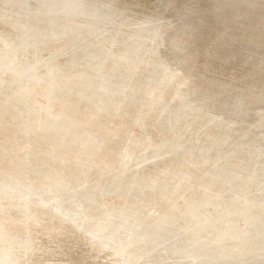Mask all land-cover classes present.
<instances>
[{"label": "rangeland", "instance_id": "1", "mask_svg": "<svg viewBox=\"0 0 264 264\" xmlns=\"http://www.w3.org/2000/svg\"><path fill=\"white\" fill-rule=\"evenodd\" d=\"M197 5V6H196ZM0 95L7 92L5 102H0V196L18 204L0 210L3 216L0 238L16 240L20 250L2 251L0 264H264V0H0ZM17 16H15V15ZM24 14V15H23ZM60 16H59V15ZM71 14V15H67ZM85 16H84V15ZM87 14V15H86ZM92 14V15H91ZM6 15V16H4ZM9 15V16H8ZM15 16V18L13 16ZM22 15V16H21ZM27 15V17L25 16ZM51 17H50V16ZM63 15V16H62ZM64 15L66 17H64ZM76 15V18H75ZM98 15V17L96 16ZM11 16V17H10ZM21 16V17H20ZM82 16V17H81ZM91 16V17H90ZM8 17V18H7ZM10 17V19H9ZM19 17V21H18ZM24 17V18H23ZM26 17V18H25ZM35 17V18H34ZM49 17V18H46ZM56 17V18H55ZM61 17V18H59ZM63 17V18H62ZM70 17V18H69ZM83 17L85 19H83ZM94 17V18H93ZM98 19H97V18ZM263 17V18H262ZM34 18V19H33ZM40 18V19H38ZM42 18V19H41ZM78 18V19H77ZM87 18L88 21H87ZM100 18V21H99ZM22 19V21L20 20ZM67 19L70 23H68ZM79 19H81L79 21ZM98 20V22L96 20ZM152 19V20H151ZM248 19V20H247ZM3 20V21H2ZM5 20V21H4ZM8 20V21H7ZM26 20V21H24ZM41 20V21H40ZM59 20V21H58ZM94 24H92L93 22ZM255 20V21H254ZM10 21V22H9ZM21 23L19 24L18 22ZM47 21V23H46ZM84 21L86 23H84ZM3 22V23H2ZM7 24H6V23ZM25 22V23H23ZM28 22V24H27ZM40 22V23H39ZM58 22V23H57ZM63 22V23H62ZM79 22V23H78ZM83 22V23H82ZM100 22V24H99ZM102 22V23H101ZM261 22V23H260ZM5 23V24H4ZM16 23V25H15ZM53 23V24H51ZM91 23V24H90ZM104 23V25H103ZM239 23V24H238ZM253 23V24H252ZM12 24V25H11ZM23 24V25H21ZM24 24H27L24 25ZM33 26H32V25ZM46 26H45V25ZM51 27H49L50 25ZM78 24V25H76ZM92 27L82 28L81 25ZM96 24V25H95ZM249 24V25H247ZM261 24V25H260ZM15 25V26H14ZM30 25V26H29ZM41 25V26H40ZM80 25V27H79ZM95 25V26H94ZM102 27H101V26ZM115 25V26H114ZM120 25V26H119ZM17 26V27H16ZM45 26V27H44ZM62 26V29H61ZM65 26V27H64ZM72 26V27H71ZM94 26V27H93ZM107 26L110 28H107ZM252 26V27H251ZM7 27V29L5 28ZM12 29H11V28ZM14 27V28H13ZM23 27V28H22ZM32 27V28H31ZM48 27V28H47ZM101 27V29H100ZM106 30H105V28ZM140 27V28H139ZM163 27V28H162ZM15 28L17 29L15 32ZM29 28L27 31L24 29ZM37 28V29H36ZM68 28V29H67ZM73 28V30L71 29ZM95 30H94V29ZM116 28V29H115ZM138 28V29H137ZM22 29V30H20ZM42 29V30H41ZM43 29H47L45 32ZM70 31H67V30ZM77 29V30H76ZM87 29V30H86ZM100 29V30H99ZM7 30V34L4 33ZM12 30V32H11ZM39 30V31H38ZM72 30V31H71ZM86 34L84 33L85 31ZM93 30V31H92ZM102 30V31H101ZM105 30V31H104ZM164 30V31H163ZM76 31V32H75ZM101 31V32H100ZM25 32V33H23ZM35 32V34H34ZM44 32V33H43ZM63 32V33H62ZM71 32V33H69ZM80 32V33H79ZM95 32V33H94ZM100 34H99V33ZM117 32V34H116ZM119 32V33H118ZM4 33V34H1ZM15 33V34H14ZM21 33V34H20ZM28 33V34H27ZM37 33V34H36ZM41 33V34H40ZM65 33V34H64ZM91 33V34H90ZM156 33V34H155ZM6 34V35H5ZM54 34V35H53ZM56 34V35H55ZM72 37H70V35ZM74 34V35H73ZM80 36H79V35ZM90 36H88V35ZM97 34V36H96ZM114 34V35H113ZM15 35V36H14ZM33 35V36H32ZM35 35V36H34ZM58 35V36H57ZM60 35V37H59ZM61 35H64L63 37ZM76 35V36H75ZM87 36L88 38L84 37ZM100 35V36H99ZM146 35V36H145ZM160 35V36H159ZM8 36V37H7ZM13 36L14 39H8ZM20 36V38H19ZM24 38H23V37ZM32 36V37H31ZM93 36L96 41L88 44ZM99 36V37H98ZM102 36V37H101ZM107 36V37H106ZM7 37V40H6ZM45 37V38H44ZM66 37V38H65ZM77 37V38H76ZM81 37V39H80ZM111 37V38H110ZM232 37V39H231ZM236 37V38H235ZM5 38V39H4ZM29 38V39H27ZM76 38V39H74ZM79 38V39H78ZM84 38H86L84 40ZM105 38V42L103 40ZM4 39V40H3ZM40 39V40H37ZM51 39V40H50ZM63 39V40H62ZM110 39V40H109ZM234 39V40H233ZM12 40V42H11ZM28 40V42L26 41ZM54 40V41H53ZM58 42H57V41ZM67 42H66V41ZM71 40V41H70ZM76 40V41H75ZM115 40V42H114ZM128 40V41H127ZM159 40V41H158ZM231 40V41H230ZM233 40V42H232ZM10 43L8 44L7 43ZM15 41V42H14ZM18 41V42H17ZM25 43H24V42ZM31 43H30V42ZM37 41V42H36ZM53 41V42H52ZM74 41L73 43H71ZM82 41H84L82 43ZM87 41V42H86ZM142 41V42H141ZM144 41V42H143ZM5 42V43H4ZM21 42V43H20ZM68 42H70L68 44ZM78 42V43H77ZM111 42L113 44H111ZM140 42V44L138 43ZM148 42V43H147ZM231 42V43H229ZM17 43V44H16ZM24 43V44H23ZM29 43V45H27ZM86 44L85 46L83 44ZM94 43V44H93ZM103 43H106L103 44ZM133 43V44H132ZM137 43V44H136ZM13 44V45H12ZM23 44V45H22ZM33 44V45H32ZM37 44V45H36ZM39 44V45H38ZM43 44V45H42ZM75 46H73V45ZM76 44H80L77 45ZM91 44V45H90ZM103 44V45H101ZM110 45L108 47V45ZM130 44V45H129ZM148 44V45H147ZM8 45V46H7ZM10 45V46H9ZM25 45V46H24ZM50 45V46H49ZM66 45V46H64ZM73 47H72V46ZM82 45V46H81ZM91 47H90V46ZM93 45V46H92ZM237 45V46H236ZM24 46V47H23ZM32 46V49H30ZM42 46L44 48H42ZM46 46V47H45ZM53 46V47H52ZM79 46V48H78ZM102 46V47H101ZM120 46V47H119ZM28 49H26V48ZM63 47V48H62ZM93 47V48H92ZM135 47V48H134ZM232 47V48H231ZM248 47V48H247ZM258 47V48H257ZM263 49H262V48ZM7 51H5L4 49ZM8 48V50H7ZM19 48V49H18ZM23 48L25 50H23ZM60 48V50H59ZM78 48V50H77ZM91 48V49H88ZM108 48V49H107ZM140 48V49H139ZM157 48V50H156ZM251 48L253 50H251ZM10 49V50H9ZM13 49V53L11 52ZM16 49V52L14 51ZM50 49V50H49ZM55 49V50H53ZM74 49V50H73ZM81 49V50H80ZM114 49V50H113ZM121 49V50H119ZM240 49V50H239ZM248 49V50H247ZM256 49V50H255ZM21 50V51H20ZM26 51L24 53L23 51ZM34 50V53L32 52ZM72 50V51H71ZM92 50V51H91ZM96 50V51H95ZM103 50V51H102ZM125 50V51H124ZM134 50V51H133ZM140 50V52H139ZM145 50V51H144ZM246 50V51H245ZM262 50V51H261ZM88 51V53H87ZM90 51V53H89ZM102 54H101V52ZM106 51V52H105ZM124 51V53H123ZM239 51V52H238ZM253 51V52H252ZM20 52V54H19ZM30 52V53H29ZM99 52V53H98ZM119 55H118V53ZM138 52V53H137ZM152 52V53H151ZM249 54H248V53ZM25 55H22V54ZM34 55H33V54ZM46 53V54H45ZM86 53V54H85ZM105 53V54H104ZM117 53V54H116ZM130 53V54H129ZM253 53V54H252ZM4 54V55H3ZM11 54V57H10ZM20 56H19V55ZM44 54V55H43ZM51 54V55H49ZM92 54V56L90 55ZM135 54V55H134ZM138 56H137V55ZM143 54V55H142ZM257 54V55H256ZM13 55L15 57H13ZM18 55V56H17ZM30 55V56H29ZM48 55V56H47ZM140 55V56H139ZM256 55V57L254 56ZM24 56L28 59L25 62ZM29 56V57H28ZM43 58H42V57ZM44 56L46 60L44 61ZM52 56V57H51ZM57 59H55L56 57ZM77 56V57H76ZM84 56V57H83ZM87 56V59H85ZM97 56V57H96ZM102 56V58H101ZM115 56V57H112ZM124 56V57H123ZM156 56V57H155ZM19 57V58H18ZM22 57V58H21ZM89 57V58H88ZM96 60H95V58ZM101 59H99V58ZM104 57V58H103ZM107 57V58H106ZM119 57V61H118ZM121 57V58H120ZM140 57V58H139ZM150 57V58H149ZM244 57V58H243ZM255 57V58H254ZM10 58V59H8ZM14 58V60L12 59ZM20 58L22 60H20ZM42 58V59H41ZM48 58H52L51 60ZM93 58L92 60H90ZM116 60H115V59ZM128 58V59H127ZM16 59V61H15ZM31 59V60H29ZM98 59V60H97ZM109 59H111L109 61ZM122 59V60H121ZM130 59V60H129ZM147 59V60H146ZM152 59V60H151ZM7 60V61H6ZM20 60V61H17ZM41 62H40V61ZM50 60V61H49ZM71 60V61H70ZM81 60V61H80ZM87 60V61H86ZM107 60V61H105ZM116 63H115V61ZM125 60V61H124ZM129 60V61H128ZM145 60V61H144ZM233 60V61H232ZM4 61V62H3ZM9 61V62H8ZM14 61V63H13ZM23 61V62H22ZM31 61V62H30ZM36 61V62H35ZM48 61V62H46ZM52 61V62H51ZM58 62L57 63H55ZM68 61V62H67ZM100 61V62H97ZM104 61V62H103ZM128 61V62H127ZM161 61V62H160ZM252 63H251V62ZM7 62V64L5 63ZM18 62V63H17ZM28 62V63H27ZM38 62V64H37ZM46 62L35 75L19 78L15 67L29 73ZM63 62V63H62ZM83 62V63H82ZM107 62V65H106ZM121 62V63H120ZM124 62V63H123ZM142 62V63H141ZM5 65H4V64ZM15 65L13 66L12 65ZM33 63V64H31ZM53 63V67L52 64ZM64 63L66 64L64 66ZM72 63V64H71ZM77 63L79 64L77 66ZM81 63V64H80ZM90 63V65H89ZM95 63V64H94ZM113 63V64H112ZM119 63V64H118ZM128 63V65H127ZM139 63V64H138ZM239 63V64H238ZM21 64V65H20ZM24 66H23V65ZM75 66H74V65ZM99 64V66L97 65ZM110 64V65H109ZM123 64V65H122ZM126 64V65H125ZM155 64V65H154ZM236 64V65H235ZM4 65V66H3ZM12 67H10V66ZM27 67H26V66ZM28 65H32L28 67ZM36 65V66H35ZM56 65V66H55ZM61 65V66H60ZM67 65H69L67 67ZM89 65V66H88ZM117 65V66H116ZM119 65V66H118ZM149 65V66H148ZM159 65V67H158ZM169 65V66H168ZM253 65V66H252ZM3 68H2V67ZM23 68H22V67ZM35 66V67H34ZM92 66V67H90ZM124 66V67H123ZM143 66V67H142ZM236 66V67H235ZM26 69H25V68ZM52 67V68H51ZM63 67V69H62ZM66 67V68H65ZM74 67V69H73ZM76 67V68H75ZM82 67V70L81 68ZM107 69H106V68ZM123 67V68H122ZM128 67V68H126ZM7 68V69H6ZM28 68V69H27ZM30 68V69H29ZM46 68V71H45ZM48 68V69H47ZM57 68V69H56ZM60 68V69H58ZM72 68V69H71ZM79 68V70H77ZM85 68V69H84ZM92 68V69H91ZM98 68V69H97ZM162 68V69H161ZM171 68V69H170ZM248 68V69H247ZM6 69V70H5ZM58 70V72L52 71ZM67 69V70H66ZM97 69V70H95ZM105 69V70H104ZM117 69V70H116ZM126 71H125V70ZM135 69V70H134ZM159 69V70H158ZM245 69V70H244ZM3 70V71H2ZM11 72H10V71ZM14 70V71H13ZM46 73H44V71ZM49 70L52 72L49 73ZM73 70V71H72ZM107 70V72H106ZM67 71V72H66ZM86 71V73H84ZM94 71V72H93ZM103 73H102V72ZM122 73H120V72ZM172 71V72H171ZM228 71V72H227ZM243 71V72H242ZM61 72V74H60ZM77 72V73H76ZM82 72V73H81ZM88 72V73H87ZM97 72V73H96ZM102 74H101V73ZM117 72V73H116ZM177 72V73H175ZM11 73V74H10ZM43 73V74H42ZM57 76H55V74ZM64 73V74H63ZM73 73V75H72ZM91 73V74H90ZM96 73V74H95ZM125 75H124V74ZM128 73V75H127ZM133 73V74H132ZM149 73V74H148ZM159 73V74H158ZM163 73V74H162ZM6 74V75H5ZM7 74L9 76H7ZM16 74V75H15ZM42 74V75H41ZM46 76H45V75ZM61 75L59 77V75ZM68 74V78H67ZM86 74V75H85ZM95 76H94V75ZM121 74V75H120ZM219 74V75H218ZM14 75L16 76L14 78ZM23 75V74H21ZM38 75V76H37ZM51 75V76H50ZM56 79L54 78V76ZM89 75V76H88ZM99 75V76H98ZM108 75V77H107ZM116 75V76H115ZM138 75V76H137ZM155 75V76H154ZM173 75V76H172ZM184 75V76H183ZM13 76L12 78H10ZM30 78L27 81V77ZM48 80H46L45 78ZM74 76V77H73ZM81 76V78H80ZM86 76V77H85ZM104 76V77H103ZM123 76V77H122ZM172 76V78H171ZM248 76V77H247ZM35 77V79L33 78ZM38 77V78H37ZM43 77V78H42ZM65 77V78H64ZM85 77V78H84ZM95 77V78H93ZM101 77V78H100ZM116 81H114V79ZM155 77V78H154ZM10 78V79H9ZM17 78V79H16ZM50 78V79H49ZM52 78V79H51ZM59 78V79H58ZM64 78V79H63ZM74 78V79H73ZM98 78V79H97ZM179 78V79H178ZM8 79V80H7ZM20 79V80H19ZM26 79V80H24ZM41 79V80H40ZM61 79L64 81H61ZM77 79V81H75ZM89 79V80H88ZM94 79V80H92ZM102 79V80H101ZM119 79V80H118ZM122 79V80H121ZM131 79V80H130ZM166 79L165 81H163ZM15 80V81H13ZM37 80V81H36ZM44 80V81H43ZM67 80V82H66ZM81 80V81H80ZM101 80V81H100ZM160 80V81H159ZM6 81L8 83L6 84ZM11 81V82H10ZM19 81V82H17ZM25 83H20V82ZM27 81V82H26ZM32 81V82H31ZM34 81V82H33ZM36 81V82H35ZM40 83H39V82ZM49 81H52L49 82ZM63 82V84L61 82ZM74 81V82H73ZM85 81V82H84ZM88 83H87V82ZM96 81V82H95ZM107 81V82H106ZM110 81V82H109ZM156 81V82H155ZM170 81V82H169ZM178 81V82H177ZM183 81V82H182ZM12 82L20 83L11 89ZM29 82V83H28ZM60 82V83H59ZM73 82V83H72ZM82 84H81V83ZM115 82L117 84H115ZM130 82V83H129ZM175 82V83H174ZM10 83V84H9ZM28 83L27 85H25ZM36 83V84H35ZM46 83V86H45ZM58 83V84H57ZM68 83V84H67ZM70 83V84H69ZM74 84V85H71ZM76 83V84H75ZM78 83V84H77ZM82 85H80V84ZM91 83V84H90ZM103 83V84H102ZM112 85H111V84ZM129 83V84H128ZM165 85H164V84ZM170 83V84H169ZM178 83V84H177ZM11 90H8L7 86ZM12 84V85H11ZM44 84V85H43ZM61 84V85H60ZM93 84V85H92ZM122 84V85H120ZM24 85V86H23ZM32 85V86H31ZM38 85L36 88L35 86ZM40 85V86H39ZM48 85V86H47ZM55 85V86H54ZM102 85V86H101ZM119 87H118V86ZM159 88H158V86ZM161 85V86H160ZM169 85V86H168ZM187 85V87H186ZM189 85V86H188ZM3 86V87H2ZM28 86V87H27ZM34 86V87H33ZM50 86V87H49ZM54 86V87H53ZM59 86V87H56ZM63 86V87H62ZM70 86V88H69ZM76 88H75V87ZM79 86V87H78ZM86 86L88 89H86ZM175 86V87H174ZM246 86V87H245ZM7 87V88H6ZM30 87V88H29ZM39 87V90H38ZM41 87V88H40ZM55 87L57 89H55ZM71 87H73L71 89ZM101 87V88H100ZM123 87V89H121ZM167 87V88H166ZM185 87V88H184ZM5 88V89H4ZM20 88V89H19ZM26 88V89H25ZM51 88V90H48ZM60 88V89H59ZM63 88V90H62ZM66 88V89H65ZM79 88V90H78ZM93 90H91V89ZM111 88V89H110ZM132 88V89H131ZM146 88V89H145ZM152 88V89H151ZM155 88V90H154ZM180 88V89H179ZM8 91H7V90ZM30 89V90H29ZM47 89V90H46ZM70 89V90H69ZM100 89V90H98ZM157 89V90H156ZM167 89V90H166ZM169 89V90H168ZM175 89V90H174ZM23 90V91H22ZM25 90V91H24ZM34 90L36 91L34 93ZM41 90V91H40ZM44 92H43V91ZM54 90V91H52ZM62 90V91H61ZM66 90V92H65ZM83 90V91H82ZM85 90V91H84ZM88 90V91H86ZM91 90V91H89ZM112 90V91H111ZM121 90V91H120ZM161 90V91H160ZM165 90V92H164ZM22 91V93H21ZM27 91V93H25ZM40 91V92H39ZM48 91V92H47ZM57 91V92H56ZM100 91V92H99ZM115 91V92H114ZM119 91V92H118ZM144 91V92H143ZM158 91V92H156ZM168 91V92H167ZM173 91V93H172ZM185 91V92H184ZM12 93L10 96L9 93ZM18 93V95L16 94ZM33 92V94H32ZM38 92V93H37ZM61 92V93H60ZM103 92V93H102ZM108 92V94L106 93ZM114 92V93H112ZM125 92V93H124ZM127 92V93H126ZM151 92V93H150ZM181 92V93H180ZM22 97L20 96V94ZM24 93V94H23ZM40 93V95H39ZM73 93H76L75 95ZM101 93V94H100ZM131 93V95H130ZM16 94V96L14 95ZM42 94V95H41ZM55 94V95H54ZM61 94V95H60ZM69 94V95H68ZM83 94V95H82ZM144 94V95H143ZM176 96H175V95ZM14 95V97H13ZM33 96V99L30 97ZM34 95H38L34 97ZM45 95V96H44ZM54 95V96H53ZM74 95V96H72ZM99 95V96H98ZM107 95V97H106ZM118 95V96H117ZM149 95V96H148ZM243 95V96H242ZM12 100H11V98ZM19 97L15 98V97ZM23 96L25 99H23ZM41 96V97H40ZM60 96V97H59ZM84 96V97H82ZM103 96V97H102ZM113 96V97H112ZM132 96V97H131ZM166 96V97H165ZM170 96V97H169ZM29 99H28V98ZM56 97V98H55ZM70 97V98H69ZM81 97V99L79 98ZM87 97V98H86ZM137 97V98H136ZM143 97V98H142ZM158 97V98H157ZM58 98V99H57ZM61 98V99H60ZM116 98V99H115ZM119 98V100H118ZM122 98V99H121ZM124 98V99H123ZM128 100H127V99ZM161 98V99H159ZM163 98V99H162ZM166 98V99H165ZM171 98V99H170ZM18 101H14V100ZM36 99V100H35ZM50 99H52L50 101ZM53 99H56L53 101ZM63 99V100H62ZM76 101H75V100ZM87 99V100H86ZM115 102H114V100ZM9 100V101H8ZM11 100V101H10ZM24 100V102L22 101ZM28 100V101H27ZM33 100V102L31 101ZM65 100V101H64ZM79 102H78V101ZM179 100V101H178ZM20 101V102H19ZM22 101V102H21ZM39 101V102H38ZM44 101V102H43ZM49 101V102H48ZM85 101V102H84ZM91 101V103H90ZM94 101V102H93ZM131 101V102H130ZM145 101V102H144ZM149 101V102H148ZM163 101V102H162ZM167 103H166V102ZM182 101V102H180ZM12 102V103H11ZM16 102V103H15ZM27 102V104H26ZM38 102V103H37ZM43 102V103H42ZM54 102V103H53ZM56 102V104H55ZM69 102V104H68ZM71 102V103H70ZM74 102V103H73ZM88 102V103H86ZM99 102V103H98ZM105 102V103H103ZM107 102V103H106ZM112 102V103H111ZM122 102V103H121ZM125 104H124V103ZM151 102V103H150ZM171 102V103H170ZM188 102V104H187ZM14 103V104H13ZM19 103V104H18ZM25 103V104H23ZM31 106H30V104ZM35 103L39 104L35 106ZM77 103V104H76ZM118 103V104H116ZM138 103V104H137ZM149 103V104H148ZM170 103V104H169ZM5 104H8L5 106ZM10 104V107H9ZM13 104V105H12ZM34 104V106L32 105ZM42 104V105H41ZM46 104V105H45ZM49 104V105H47ZM83 104V105H82ZM87 104V105H86ZM91 106H89V105ZM127 104V105H126ZM196 107H194V105ZM18 107H16V106ZM20 105H23V107ZM26 105V107H25ZM52 105V107H51ZM57 105V106H56ZM75 105V106H74ZM85 105V106H84ZM111 105V106H110ZM123 105V106H122ZM131 105V106H130ZM5 106V107H4ZM13 106V107H12ZM17 108H15V107ZM29 106V107H27ZM38 106V108H37ZM41 106V107H40ZM49 106V107H48ZM54 106V107H53ZM143 106V107H142ZM147 106V107H146ZM191 106V107H190ZM6 107H9L5 110ZM34 107V108H32ZM43 107V108H42ZM51 107V108H50ZM86 107V108H85ZM91 109H90V108ZM107 107V108H106ZM111 107V108H110ZM121 107V108H120ZM123 107V108H122ZM126 107V108H125ZM140 107V108H139ZM166 107V108H165ZM202 107V108H201ZM14 110H13V109ZM20 108V110H19ZM49 110H47V109ZM99 108V109H98ZM115 108V109H113ZM135 108V109H134ZM155 110H154V109ZM16 109V110H15ZM25 109V110H24ZM35 109V111H34ZM53 111H52V110ZM55 109V110H54ZM84 109V110H83ZM119 109L122 111H119ZM131 109V110H130ZM146 109V110H145ZM158 109V110H157ZM171 109L173 111H171ZM201 109V110H200ZM2 110V111H1ZM9 110V111H7ZM11 110V112H10ZM22 110V111H21ZM32 110V111H31ZM38 110V111H36ZM46 110L47 112H45ZM81 110V111H80ZM88 110V111H87ZM92 112H89L91 111ZM117 112H116V111ZM124 110V112H123ZM138 112H136V111ZM140 110V111H139ZM143 110V111H142ZM168 110V111H167ZM181 110V111H180ZM185 110L187 112H185ZM5 111V112H4ZM13 111H17L16 113ZM18 111H20L18 113ZM29 111V112H28ZM43 113H39V112ZM56 111V112H55ZM83 111V113H82ZM86 111V112H85ZM180 111V112H179ZM196 111V112H195ZM7 112V113H6ZM25 112V114L23 113ZM93 112H95L93 115ZM109 112V113H108ZM113 112V113H112ZM123 114H121V113ZM143 114H141V113ZM148 112V113H147ZM160 112V113H159ZM165 112V113H164ZM173 112V113H172ZM178 112V113H177ZM182 112H184L182 114ZM203 112V113H201ZM205 112V113H204ZM261 112V113H260ZM15 113V114H12ZM28 113V114H27ZM30 113V114H29ZM38 117L35 116L34 114ZM50 113V114H49ZM53 113V114H52ZM59 113V114H58ZM88 113V114H87ZM106 113H108L106 115ZM118 113V114H117ZM136 115H135V114ZM200 113V115L198 114ZM16 114L18 115L16 118ZM21 114L23 115L21 117ZM65 114V115H62ZM100 114V115H99ZM115 114V115H114ZM121 114V116H120ZM139 114V115H138ZM141 114V115H140ZM161 114V115H160ZM168 114V115H167ZM182 114V115H181ZM191 114V116H190ZM27 115V116H26ZM31 115L28 119V116ZM68 115V117H67ZM81 115V116H80ZM87 116V117H84ZM97 115V116H96ZM104 115V116H103ZM111 115V116H110ZM118 117H117V116ZM128 115V116H127ZM132 115V116H130ZM168 117H167V116ZM177 117H175V116ZM203 115V116H202ZM15 116V117H14ZM47 116V117H46ZM50 116V117H49ZM56 118H55V117ZM62 119H60V117ZM70 117V119H68ZM83 116V117H82ZM97 118H96V117ZM99 116V117H98ZM116 116V117H114ZM125 116V117H123ZM143 116V117H142ZM146 116V117H145ZM151 116V117H150ZM171 116V118L169 117ZM180 116V117H179ZM184 116V117H183ZM190 116V117H189ZM196 116V117H195ZM213 116V117H212ZM24 117V119H22ZM42 117V118H40ZM53 117V118H52ZM64 117V118H63ZM73 117V118H72ZM76 117V118H75ZM80 119H79V118ZM89 117V118H88ZM104 117V118H103ZM123 117V118H121ZM134 117V118H133ZM158 117V118H157ZM161 117V118H160ZM167 117V118H165ZM188 117L186 119H183ZM194 117V118H193ZM19 118V119H18ZM52 118V119H50ZM87 118V119H85ZM119 118V120H118ZM140 118V119H139ZM145 118V122L143 121ZM153 118V119H152ZM176 118V119H175ZM191 118V119H190ZM196 118V120H195ZM205 118V119H204ZM4 119V120H3ZM10 119V120H9ZM15 119V120H14ZM34 119V124L32 122ZM46 119V120H44ZM52 121H50V120ZM55 119V120H54ZM57 119V120H56ZM68 119V120H67ZM75 121H74V120ZM82 119V121H81ZM85 119V120H84ZM93 119V120H92ZM110 119V120H109ZM137 119V120H135ZM150 119V121H149ZM159 119V120H158ZM164 119V121H162ZM178 119V120H177ZM14 120V121H13ZM26 120V122H22ZM37 120V121H36ZM77 120V121H76ZM80 120V121H79ZM87 120V121H86ZM92 120V121H91ZM98 120V121H97ZM117 123V125L114 123ZM132 120V122H131ZM133 120H135L133 122ZM142 120V121H141ZM148 120V121H147ZM152 120V121H151ZM166 120V123H165ZM191 120V121H190ZM203 120V121H201ZM205 120V121H204ZM45 121V122H44ZM58 121V123H56ZM65 121V122H64ZM85 121V125L84 124ZM96 121V122H95ZM102 121L103 123L99 122ZM107 122V123H104ZM112 121V122H111ZM123 121V122H122ZM139 121V122H138ZM155 121V122H154ZM159 121V122H158ZM170 121V122H169ZM173 121V123H172ZM180 121V122H179ZM190 122L188 126L187 122ZM194 121L195 123H193ZM10 122V123H9ZM18 122V123H17ZM31 122V123H30ZM52 124H49V123ZM64 122V123H63ZM69 122V123H66ZM72 122V123H71ZM93 122V123H92ZM131 122V123H130ZM136 122V123H135ZM138 122V125H137ZM143 122V123H142ZM45 125H43V124ZM47 123V124H46ZM56 123V124H53ZM91 123V124H89ZM126 123V124H124ZM140 123V124H139ZM142 123V125H141ZM155 123L154 126H151ZM162 123V124H161ZM167 123H170V125ZM186 123V124H185ZM193 125H192V124ZM17 124V125H16ZM24 124V128L22 125ZM31 124V126H30ZM32 124L37 126L33 128ZM36 124V125H35ZM66 124V125H65ZM68 124V125H67ZM75 126H74V125ZM78 124V125H77ZM84 124V125H83ZM100 124V125H99ZM110 124V125H109ZM122 124V127L119 125ZM147 124V125H146ZM166 124V125H164ZM173 124V125H172ZM228 124V126L226 125ZM232 124V125H231ZM237 124V125H236ZM26 125V126H25ZM29 125V126H28ZM43 125V126H41ZM49 125V126H48ZM55 125V126H54ZM57 125V126H56ZM63 125L65 127H63ZM91 125V126H90ZM106 127H103V126ZM119 125V126H118ZM126 125V127H125ZM159 125V126H157ZM161 125V126H160ZM172 125V126H171ZM250 125V126H249ZM61 126V127H60ZM71 126V127H70ZM86 128H85V127ZM94 126V127H92ZM98 126V127H97ZM114 126V127H113ZM117 126V127H115ZM139 126V127H138ZM148 126V127H147ZM164 126L166 128H164ZM168 126V128H167ZM193 126V127H192ZM230 126V127H229ZM233 126V127H232ZM13 127V128H12ZM28 127V128H27ZM31 127V128H30ZM58 127V128H56ZM68 127V128H67ZM70 127V128H69ZM109 127V129L107 128ZM121 127V128H120ZM136 129H135V128ZM160 127V128H159ZM177 127V128H176ZM222 127V128H221ZM227 127V128H226ZM8 128V129H7ZM23 129V135L19 130ZM41 130H40V129ZM45 128V129H42ZM49 128V129H48ZM64 128V129H63ZM77 130H76V129ZM84 128V129H83ZM89 128V129H88ZM92 128V129H91ZM98 128V129H97ZM105 128V129H104ZM113 130H112V129ZM116 128V129H115ZM120 128V130H119ZM126 128H128L126 130ZM132 128V129H130ZM147 128V129H146ZM154 130H153V129ZM191 128V129H190ZM225 128V129H224ZM230 128V129H229ZM17 131L10 141L3 131ZM31 129V131L29 130ZM52 129V130H51ZM60 129V131H59ZM67 132H66V130ZM74 129V130H73ZM86 129V131H85ZM124 129V130H123ZM145 129V130H144ZM156 129V130H155ZM181 129V130H180ZM195 129V130H194ZM199 129V130H198ZM214 129V130H213ZM7 130V131H6ZM37 130V131H36ZM43 130V131H42ZM63 130V131H62ZM84 130V131H83ZM104 130V131H103ZM111 130V131H110ZM176 130V131H175ZM179 130V131H178ZM186 130V131H184ZM198 130V132H197ZM201 130V131H200ZM28 131V133H26ZM46 131V132H45ZM51 133H48V132ZM54 131V132H53ZM79 131V132H78ZM96 131V132H94ZM101 131V132H99ZM114 131V132H112ZM116 131V132H115ZM118 131V132H117ZM119 131H121L119 133ZM127 131V132H126ZM131 131H134L133 133ZM144 131V133H143ZM155 131V132H154ZM165 131V132H163ZM226 131L228 133H226ZM240 131V132H239ZM69 132V134H68ZM83 132V133H82ZM93 132V133H92ZM104 132V133H103ZM107 132V133H106ZM112 132V133H111ZM125 132L127 134H125ZM130 132V133H129ZM150 132V133H149ZM183 132V133H182ZM28 134V136L25 134ZM31 133V134H30ZM54 133H56L54 135ZM64 133V134H62ZM78 133V134H77ZM91 133V134H90ZM109 135L111 136H108ZM132 135H128L131 134ZM141 135H140V134ZM144 136H143V134ZM170 133V134H169ZM172 133V134H171ZM200 133V134H199ZM202 133V134H201ZM215 133V134H214ZM13 134V133H12ZM47 134V136H46ZM73 136H72V135ZM77 134V135H76ZM82 134V136H81ZM88 136H87V135ZM90 134V135H89ZM107 135V137L105 135ZM118 134V136L116 135ZM138 134V135H137ZM146 134V135H145ZM193 134V135H192ZM199 134V136H198ZM238 134V135H237ZM16 135V136H15ZM30 135V136H29ZM63 135V136H62ZM67 135V136H65ZM75 135V136H74ZM79 135V136H78ZM99 137H98V136ZM103 135L104 137H101ZM122 135V136H121ZM128 135V136H127ZM141 137H140V136ZM148 135V136H147ZM153 135V136H152ZM170 135V136H169ZM187 135V136H186ZM216 135V136H215ZM225 137H224V136ZM7 136V135H6ZM35 138H34V137ZM51 136V137H49ZM53 136V137H52ZM57 136V137H56ZM62 136V137H61ZM72 137L69 138V137ZM77 136V137H76ZM115 136V137H114ZM134 136V137H133ZM139 136V137H137ZM147 136L148 138L146 139ZM210 136V137H209ZM230 136V137H229ZM237 136V137H236ZM28 137V138H27ZM79 137V138H78ZM81 137V138H80ZM94 137V138H93ZM98 137V139H97ZM112 137V138H110ZM117 137V138H116ZM126 137V139H125ZM143 137V138H142ZM151 137V138H150ZM169 137V138H168ZM179 137V138H178ZM181 137V138H180ZM185 137V138H184ZM223 137V138H221ZM236 137V138H235ZM245 137V138H244ZM6 140H5V139ZM23 141H22V139ZM30 138V139H29ZM68 138V139H67ZM85 138V139H83ZM97 139V143L96 139ZM107 139V141L105 139ZM117 139V140H114ZM124 140H121L123 139ZM128 138V139H127ZM140 138V139H138ZM142 138V139H141ZM153 138V139H152ZM161 138V139H160ZM162 138L164 141H162ZM168 138V139H167ZM9 142V143H5ZM39 139V140H38ZM60 141H59V140ZM79 139V140H78ZM94 142H92V140ZM100 139V141H99ZM103 139L104 143L102 142ZM111 139V140H110ZM113 139V141H112ZM133 140V144L131 142ZM138 139V140H137ZM150 139V140H148ZM156 141H155V140ZM160 139V140H159ZM180 139V140H179ZM220 139H222L220 141ZM232 139V140H231ZM32 140V141H31ZM55 140V141H54ZM65 140V141H64ZM69 140V141H68ZM127 140V141H126ZM128 140L131 142H128ZM135 140V141H134ZM144 142H142V141ZM171 140V141H170ZM216 140V141H215ZM218 140V141H217ZM37 141V142H36ZM54 141V142H53ZM59 141V142H58ZM63 141V142H61ZM79 141V142H78ZM81 141V142H80ZM87 143L90 145H88ZM118 141L120 143H118ZM137 141V143H136ZM148 143H147V142ZM152 141V143H150ZM155 141V142H154ZM220 141V143H219ZM236 141V142H235ZM240 141V142H239ZM4 144H3V143ZM16 142V144H15ZM19 142V143H18ZM56 142V143H55ZM59 145H58V143ZM66 142V143H64ZM78 142V143H77ZM83 142V143H82ZM90 142V143H89ZM125 142H127L125 144ZM140 142V143H139ZM163 142V143H162ZM170 142V143H169ZM182 142V143H181ZM212 142V143H209ZM223 142V143H221ZM228 142V143H227ZM32 143V144H31ZM84 148H82L83 146ZM111 143V144H110ZM115 143V144H114ZM124 143V144H122ZM142 143V144H141ZM166 143V144H165ZM175 143V144H174ZM177 143V144H176ZM216 143V144H215ZM233 143V145H232ZM238 143V144H235ZM3 144V145H2ZM8 144V145H7ZM65 144V145H64ZM86 144V145H85ZM108 146L106 147V145ZM120 144V145H119ZM139 144V145H136ZM144 144V145H143ZM147 144V145H145ZM150 144V145H149ZM153 144V145H152ZM179 144V145H178ZM184 144V146H183ZM212 144V145H211ZM12 145V146H11ZM15 145V146H14ZM43 145V146H42ZM45 145V146H44ZM69 145V146H68ZM73 145V149H72ZM95 145V146H93ZM113 149H112V147ZM118 145V146H116ZM125 147H123V146ZM129 145V146H128ZM131 145V146H130ZM136 145V147H135ZM157 145V146H156ZM162 145V146H159ZM173 145V146H172ZM176 145V146H175ZM209 145V146H208ZM221 145V146H220ZM232 145V147H230ZM237 145V146H236ZM256 145V146H255ZM5 146V147H3ZM9 146V148H7ZM38 146V147H36ZM82 146V147H81ZM101 148L96 149L97 147ZM127 146V148H126ZM147 146V148H145ZM156 146V147H155ZM191 146V147H190ZM217 146V147H216ZM220 146V147H219ZM233 146H235L233 148ZM49 147V148H48ZM84 149V150H80ZM92 147V148H91ZM96 147V148H95ZM104 147V148H103ZM120 147H122L120 149ZM131 149H130V148ZM134 147V149H132ZM150 147V148H149ZM153 147V149H152ZM168 147V148H167ZM196 147V148H195ZM199 147V148H198ZM238 147V148H237ZM3 148V151H2ZM6 150H5V149ZM10 148L12 150H10ZM35 148V149H34ZM62 150H61V149ZM65 148V149H63ZM71 150H69V149ZM108 148L106 151L105 149ZM120 149V152L118 151ZM136 148V149H135ZM149 148V149H148ZM157 148V149H156ZM164 148V149H163ZM176 148V149H175ZM184 148V149H183ZM211 148V149H210ZM40 149V151H39ZM57 150L54 152V150ZM78 149V150H77ZM88 151H87V150ZM95 149V150H94ZM104 149V151H103ZM117 149V151H115ZM124 149V151H123ZM125 149H128L127 151ZM130 149V151H129ZM139 149V150H137ZM141 149V150H140ZM151 149V150H150ZM163 149V151H162ZM167 149V150H166ZM190 149V150H189ZM207 149V150H206ZM216 149V150H214ZM226 149V150H225ZM240 149V150H239ZM262 151H261V150ZM8 150V151H7ZM15 150V152L13 151ZM28 150V151H26ZM32 150V151H31ZM35 150V151H34ZM46 150V151H42ZM52 150V151H51ZM65 150V151H64ZM67 150V152H66ZM69 150V151H68ZM91 150V151H89ZM93 150V152H92ZM143 150V151H142ZM171 150V151H170ZM176 150V151H174ZM179 150V151H178ZM189 150V151H188ZM233 150V151H232ZM239 150V151H237ZM258 150V151H257ZM14 153H13V152ZM34 151V152H33ZM37 153L39 154H36ZM42 151V152H41ZM52 152L49 154V152ZM75 151V152H74ZM78 151V152H76ZM83 151V152H82ZM100 151V154L98 153ZM123 151V152H122ZM133 151V152H132ZM152 151V152H151ZM154 151V152H153ZM183 151V152H182ZM199 151V152H198ZM208 151V152H207ZM244 151V153H243ZM6 152V154H4ZM12 152V153H11ZM44 152V153H43ZM59 152V153H58ZM73 152V155L70 154ZM88 152V153H87ZM110 154H109V153ZM118 154H117V153ZM130 152V153H129ZM135 152V153H134ZM141 152V153H140ZM145 152V153H144ZM151 152V153H150ZM164 152V153H161ZM176 152V153H175ZM242 152V153H241ZM25 153V154H24ZM44 156H43V154ZM47 153V154H46ZM56 153V154H55ZM66 153V154H65ZM68 153V154H67ZM122 153V154H121ZM127 153V154H126ZM129 153V154H128ZM135 159L134 160L132 154ZM143 153V154H142ZM154 153H156L154 155ZM163 155H161V154ZM166 153V154H165ZM170 153V154H168ZM248 153V154H247ZM253 153V154H252ZM259 153V155H258ZM11 154V155H10ZM18 154V156H17ZM36 154V155H35ZM49 154V155H48ZM54 154V155H53ZM59 154V155H58ZM65 154V155H64ZM90 154V155H89ZM97 154V155H96ZM113 154V156L111 155ZM137 154V155H134ZM140 154H142L140 157ZM160 157H158V155ZM187 154V156H186ZM205 154V155H204ZM3 155V156H2ZM6 155H9L6 156ZM31 155L32 158L29 157ZM34 155V156H33ZM42 155V156H41ZM62 155V158L60 157ZM64 155V156H63ZM70 155V159H68ZM80 155V156H79ZM94 155L96 157H94ZM103 155V158L102 156ZM111 155V156H109ZM121 155V156H119ZM123 155V156H122ZM129 157L126 158V156ZM150 155V157H149ZM154 155V156H152ZM164 155L165 158H164ZM171 155V156H170ZM191 155V156H189ZM224 155V156H223ZM231 155V156H229ZM16 156V157H15ZM21 156V157H20ZM55 156V157H54ZM66 156V159H65ZM73 156V158L71 157ZM77 156V157H76ZM79 156V157H78ZM89 156V157H88ZM104 156L106 158H104ZM116 156V159H115ZM137 156V157H135ZM141 158H139V157ZM251 156V157H250ZM254 156V157H253ZM6 157V158H5ZM8 157V158H7ZM24 157V158H23ZM37 157V158H35ZM41 157V158H40ZM43 157V158H42ZM51 157V158H50ZM58 157V158H56ZM99 157V158H98ZM109 157V159H108ZM111 157V158H110ZM114 157V158H112ZM145 157L147 158L146 160ZM153 157V159L151 158ZM159 159H158V158ZM191 157V158H190ZM243 157V158H242ZM249 157L251 158L250 160ZM30 158V159H29ZM34 158V159H33ZM40 158V159H39ZM46 158V159H45ZM53 158V159H52ZM56 160H55V159ZM61 160H60V159ZM76 158V159H75ZM79 158V159H78ZM82 158V159H81ZM87 158V159H86ZM98 158V159H96ZM120 158V159H118ZM129 158V159H128ZM132 158V159H131ZM150 158V159H149ZM156 158V159H154ZM161 158V160H160ZM188 158V159H187ZM190 158V159H189ZM218 158V159H217ZM228 158V159H227ZM257 158V159H256ZM6 159V160H5ZM28 163H26L27 161ZM39 159V160H38ZM43 159V160H41ZM48 159V161H47ZM59 159V160H57ZM62 159H64L62 161ZM86 159V160H85ZM91 159V160H90ZM94 159V160H93ZM100 159V160H99ZM111 159V161H110ZM118 159V160H117ZM131 159V160H130ZM143 159V160H142ZM177 159V160H175ZM181 159V160H180ZM243 159V160H242ZM5 160V161H3ZM22 160V163L20 162ZM24 160V161H23ZM32 160V164L31 161ZM45 160V161H44ZM52 160V161H50ZM70 162H69V161ZM72 160V161H71ZM78 160V161H77ZM80 160V163H79ZM114 160V161H113ZM121 160V161H120ZM123 160V161H122ZM125 163L127 161V164ZM130 160V161H129ZM133 160V162H132ZM167 160V161H166ZM173 160V161H172ZM189 162V164L186 162ZM215 160V161H214ZM221 160V161H220ZM226 160V161H224ZM255 160V161H253ZM37 161V162H36ZM61 161V162H60ZM77 161V162H76ZM83 161V162H82ZM88 161V163H87ZM94 161V162H93ZM103 161V162H102ZM135 161V162H134ZM141 161V162H140ZM144 161V162H143ZM149 161V162H148ZM169 161V162H168ZM211 161V163H210ZM3 162V163H2ZM36 162V164H34ZM42 162V164H41ZM58 162V163H56ZM65 162V163H64ZM67 162V163H66ZM70 164H69V163ZM98 162L96 165L95 163ZM102 162V163H101ZM105 162V163H104ZM112 162V163H111ZM120 162V163H119ZM131 162V164H130ZM156 162V163H155ZM159 164H158V163ZM161 162V163H160ZM163 162V163H162ZM167 162V163H166ZM172 162V163H170ZM11 163V164H10ZM39 165H38V164ZM54 163V164H53ZM73 163V164H72ZM79 163L78 165H76ZM82 163V165H80ZM100 166L95 168V166ZM101 163V165H100ZM111 163V164H110ZM118 163L121 165H118ZM139 163V164H138ZM154 163V164H153ZM165 163V164H164ZM209 163V164H208ZM221 163V165H220ZM28 166H27V165ZM44 164V165H43ZM47 164V165H45ZM52 164V165H51ZM105 164V165H104ZM115 164V167L112 166ZM117 164V165H116ZM134 164V165H133ZM136 164V165H135ZM144 164V165H142ZM150 164V165H149ZM157 164V165H156ZM163 166H161V165ZM179 164V165H178ZM202 164V165H201ZM206 164V165H205ZM229 164V166H228ZM249 164V165H248ZM251 164V165H250ZM253 164V165H252ZM9 165V167H8ZM32 165V168L31 166ZM50 165V167H49ZM54 165L55 168H54ZM60 165V166H59ZM92 165V166H91ZM104 165V166H103ZM133 165V166H132ZM159 165L162 167H159ZM165 165V166H164ZM168 167H167V166ZM183 165V166H182ZM28 168L26 171L24 167ZM43 170H42V167ZM45 166V167H44ZM77 166V167H76ZM86 166V167H85ZM128 166V167H127ZM147 166V167H146ZM172 166V167H170ZM186 166V167H185ZM188 166V168H187ZM197 168H196V167ZM204 168H203V167ZM38 167V168H37ZM49 169H48V168ZM62 169H60V168ZM76 167V168H74ZM80 169L85 170H79ZM103 167V168H101ZM121 167V168H119ZM123 167V168H122ZM127 167V168H125ZM156 167V169H154ZM159 167V168H158ZM166 167V168H164ZM174 167V168H173ZM177 167V168H176ZM203 169H202V168ZM210 167V168H209ZM225 167V168H224ZM230 167V168H229ZM8 168V169H7ZM23 168V169H22ZM37 168V169H36ZM41 170H40V169ZM57 172L60 175L55 172ZM67 168V169H66ZM73 172L72 173V169ZM101 170L99 171V169ZM119 168V169H118ZM138 168V171L136 172ZM176 168V169H175ZM183 168V169H181ZM187 168V169H186ZM200 168V169H199ZM233 168V169H232ZM235 168V169H234ZM256 168V169H255ZM25 169V170H24ZM31 169V170H30ZM35 169V170H34ZM45 169L48 171L46 172ZM59 169V170H58ZM69 169V171H68ZM89 169V170H88ZM95 172H94V170ZM107 169V172L104 171ZM113 169V170H112ZM116 169V170H115ZM122 169V170H121ZM127 169V172H126ZM130 171H129V170ZM143 169V170H142ZM154 169V170H153ZM160 169V170H159ZM163 169V170H162ZM165 169V170H164ZM186 169V170H185ZM3 170V171H1ZM9 170V171H8ZM11 170V171H10ZM78 172L76 174V172ZM93 170V173H92ZM114 172H112V171ZM134 170V171H133ZM142 170V171H141ZM159 170V171H158ZM178 170V171H177ZM180 170V171H179ZM201 170V171H200ZM244 170V171H243ZM5 171V173H4ZM34 171V172H33ZM104 171V172H103ZM123 171V172H122ZM141 171V172H140ZM149 171V172H148ZM162 171H166V174ZM192 171V172H191ZM6 172L10 174L7 175ZM14 172V174H13ZM18 172V173H16ZM29 172V177H28ZM43 172V174L41 173ZM45 172V173H44ZM55 174H53V173ZM88 172V174H87ZM98 172V173H96ZM109 172V173H108ZM114 174H112V173ZM119 172V173H118ZM122 174L121 176V173ZM135 172V173H134ZM158 174H157V173ZM162 172V173H161ZM169 172V173H168ZM171 172V174H170ZM173 172V173H172ZM177 172V173H176ZM181 172V173H180ZM17 175H16V174ZM40 175H39V174ZM48 176H47V174ZM52 175H50V174ZM66 173V174H65ZM83 175H80V174ZM91 173V174H90ZM117 173V174H115ZM146 173V174H145ZM153 173V174H152ZM160 173V174H159ZM180 173V174H179ZM226 173V174H225ZM229 173V174H228ZM247 173V174H246ZM6 176H5V175ZM12 174V175H11ZM33 174V176H32ZM37 174V175H36ZM45 174V175H44ZM71 174V175H70ZM79 174V175H78ZM90 174V175H89ZM130 174V176H126ZM135 174L136 178H133ZM140 174V175H138ZM152 174V175H151ZM157 174V175H156ZM164 174V175H163ZM171 176H169V175ZM174 174H177L173 176ZM196 174V175H195ZM199 174V176H198ZM225 174V175H224ZM244 174V175H243ZM11 175L12 177H9ZM20 176V178H16ZM25 175V177H24ZM42 175V176H41ZM58 175V178L56 177ZM88 175V176H87ZM93 175V177H92ZM102 177H101V176ZM123 178V181H119ZM162 175V176H161ZM237 175V176H236ZM240 175V176H238ZM27 176V178H26ZM38 176V177H37ZM40 176V177H39ZM47 176V177H44ZM53 176L55 179H52ZM60 176V177H59ZM79 176V177H78ZM90 176V178H89ZM95 176V177H94ZM104 176V177H103ZM109 178H107V177ZM115 176V177H113ZM132 176V177H131ZM142 176V178H140ZM148 176L149 178L146 179ZM155 176V177H154ZM160 176V177H159ZM181 176V177H179ZM5 177V179L3 178ZM34 179H33V178ZM51 177V178H50ZM87 177V178H86ZM93 179H92V178ZM153 177V178H152ZM173 177V178H172ZM175 177V178H174ZM189 177V178H188ZM198 177V178H197ZM233 177V178H232ZM8 182H7V179ZM16 178V179H14ZM23 178V179H22ZM30 181L28 182L29 179ZM37 178V179H36ZM38 178L40 180H38ZM43 178H46L43 180ZM61 178V180H60ZM71 178V181H70ZM76 180H75V179ZM78 178V179H77ZM82 178V179H81ZM89 178V179H88ZM104 178V179H102ZM108 181H107V179ZM145 178L146 182L143 181ZM156 178V180H155ZM166 178V180H165ZM180 178V179H179ZM184 178V179H183ZM227 178V179H226ZM3 179V180H2ZM10 179V180H9ZM11 179L12 182L11 183ZM14 179V180H13ZM18 181L16 182V180ZM42 179V180H41ZM49 179V180H47ZM67 179V180H66ZM85 179V180H84ZM113 179V180H112ZM153 179V181H152ZM163 179V180H162ZM177 181L175 184L173 181ZM207 179V180H206ZM21 180V181H20ZM24 180V181H23ZM53 180L55 183H53ZM71 183H69V181ZM74 180V182H73ZM89 180V181H88ZM94 180V181H92ZM96 180V182H95ZM100 182H99V181ZM117 180V181H115ZM135 182V185L133 186ZM142 180V181H141ZM152 182H151V181ZM155 180V181H154ZM169 182L168 185L165 182ZM230 180V181H229ZM21 182V184L19 183ZM28 183H27V182ZM34 181V182H33ZM38 183H37V182ZM48 181V182H47ZM67 181V182H65ZM79 183H78V182ZM82 181V182H81ZM99 184H97L98 182ZM102 181V182H101ZM104 181V183H103ZM114 181V182H113ZM126 181V184H125ZM138 181V184H137ZM140 181V183H139ZM163 181V183H162ZM181 181V182H179ZM15 182V184H14ZM26 182V183H25ZM36 182V183H35ZM52 182V184H51ZM62 182V184L60 183ZM64 182V183H63ZM88 184H87V183ZM106 182V183H105ZM108 182V183H107ZM116 182V184H115ZM122 182V184L120 183ZM144 182L146 184H144ZM231 182V183H230ZM19 186H17L16 185ZM34 183V184H33ZM41 183V184H40ZM45 183L46 186H45ZM75 183V185H74ZM78 183V184H77ZM83 183V184H82ZM96 183V184H95ZM103 183V184H101ZM116 185L115 186L113 185ZM118 183V184H117ZM143 183V184H142ZM159 183V185L157 184ZM166 183V184H165ZM172 183V184H171ZM179 183V184H178ZM249 183V184H248ZM16 186H14V185ZM22 186H20V185ZM26 186H25V185ZM30 184V185H28ZM33 184V185H31ZM44 184V185H43ZM64 184V185H63ZM70 184V185H69ZM86 186H85V185ZM94 184V185H93ZM109 184V186L105 185ZM131 184V185H129ZM151 186H149V185ZM163 184V185H160ZM165 184V186H164ZM174 184V185H173ZM187 184V185H186ZM218 184V185H217ZM231 184V186H230ZM8 185L12 186L9 187ZM25 186V188L23 187ZM41 188L39 189V187ZM43 185V186H42ZM52 185V186H51ZM68 185V186H67ZM78 185V186H77ZM83 185V186H82ZM113 185V186H112ZM118 185H120L118 187ZM129 185V186H128ZM137 185V186H136ZM140 185V188H136ZM141 185L142 188H141ZM146 185V187H145ZM176 185V186H175ZM180 185V187H179ZM197 185V186H196ZM262 185V186H261ZM7 186V187H6ZM27 186H30L29 188ZM33 186V189H32ZM56 186V187H55ZM66 186V187H65ZM70 186V187H69ZM77 186V187H76ZM80 186V187H79ZM95 186V187H94ZM99 186V187H98ZM105 186V187H103ZM107 186V187H106ZM125 186V187H124ZM149 186V188H148ZM157 186L159 191H157ZM178 189H176L175 187ZM230 188H228V187ZM233 186V187H232ZM256 186V187H254ZM6 187V188H5ZM23 187V188H22ZM35 187V188H34ZM45 187V188H44ZM52 189H51V188ZM61 187V188H60ZM76 187V188H74ZM79 187V188H78ZM91 187V188H90ZM109 187V188H108ZM122 187V189L120 188ZM131 188L127 190V188ZM133 187V188H132ZM144 187V188H143ZM154 187V188H152ZM171 187V188H170ZM223 187V188H222ZM2 188V189H1ZM8 188V189H7ZM12 188V189H11ZM15 188V189H14ZM51 190H50V189ZM56 188V189H55ZM67 188V189H66ZM70 188V189H69ZM90 190H89V189ZM96 188V190H95ZM99 188V190H97ZM104 190H102V189ZM107 188V189H106ZM126 188V189H125ZM136 188V189H135ZM170 188V190H169ZM183 188V189H182ZM194 188V189H193ZM221 188V189H220ZM228 188V189H227ZM240 188V189H239ZM248 188V189H247ZM255 188V189H254ZM5 189V191H4ZM19 189V190H18ZM29 189V190H27ZM31 189V190H30ZM39 189V190H38ZM54 189V190H53ZM79 191L77 193V191ZM81 189V190H80ZM88 189V190H87ZM92 189V192H91ZM101 189V190H100ZM109 189V190H108ZM133 192L130 193V191ZM140 192H139V190ZM143 189V191L141 190ZM147 189V190H146ZM152 191H151V190ZM155 189V191H154ZM168 189V190H166ZM225 191H223V190ZM227 189V190H226ZM235 189V191H234ZM2 190V191H1ZM23 193L20 194L21 191ZM38 190V191H37ZM63 190V192H62ZM65 190V191H64ZM83 190V192H82ZM95 190V191H94ZM118 190V192H116ZM122 190V191H120ZM125 192H124V191ZM138 190V191H137ZM151 192H150V191ZM164 190V191H163ZM172 190V191H171ZM174 190V192H173ZM182 190V192H181ZM198 190V191H197ZM221 190V191H219ZM230 190V191H229ZM237 190V191H236ZM9 191V192H8ZM26 191V192H25ZM40 191V192H39ZM59 191V192H58ZM72 191V192H71ZM89 191V193H88ZM97 191V193H96ZM100 191V192H98ZM107 191V192H106ZM111 193H110V192ZM116 193H115V192ZM119 191L121 193H119ZM148 191V193H147ZM154 191V192H153ZM157 191V192H156ZM163 191V193H161ZM177 191V192H176ZM179 191V192H178ZM215 191V192H214ZM252 191V192H251ZM261 191V192H260ZM4 192V193H2ZM38 194H37V193ZM70 192V193H69ZM76 192V193H75ZM91 192V193H90ZM128 192V193H127ZM136 192V193H134ZM146 192V193H145ZM160 194H159V193ZM168 192V193H167ZM176 192V193H175ZM193 192V193H192ZM229 195H227V193ZM11 193V194H10ZM14 193V194H13ZM34 193V194H33ZM65 197H63L64 195ZM69 193V194H68ZM80 193L81 196L78 194ZM82 193H84L82 195ZM101 193H105L102 195ZM123 193V194H122ZM127 193V194H126ZM151 193V194H150ZM154 193V194H153ZM158 193V194H157ZM172 195H171V194ZM220 193V194H219ZM262 193V194H260ZM2 194L4 196H2ZM11 196H9V195ZM19 196H17V195ZM28 194V195H27ZM32 194V195H31ZM40 194V195H39ZM56 196H55V195ZM67 194V195H66ZM87 194H89L87 196ZM96 194H100L99 196ZM117 194V195H116ZM130 194V195H129ZM135 194V195H134ZM141 194V195H140ZM144 196L141 199L142 195ZM149 194V195H148ZM157 194V195H156ZM162 194V195H161ZM207 194L208 197H207ZM213 194V195H212ZM216 194V195H215ZM222 194V197H221ZM226 194V195H225ZM249 194V195H248ZM253 194V195H251ZM256 194V196H255ZM260 194V195H259ZM8 195V196H7ZM15 195V196H14ZM25 195V196H24ZM62 197H60V196ZM69 195V196H68ZM74 195V196H73ZM90 195H94L91 197ZM119 195H122L119 196ZM124 195V196H123ZM129 195V196H127ZM140 195V196H139ZM152 195V196H151ZM159 195L161 197H159ZM170 195V197L168 196ZM231 195V196H230ZM235 195V196H234ZM242 195V196H241ZM14 196V198H13ZM48 196V197H45ZM68 196V197H66ZM83 196V197H82ZM85 196V198H84ZM119 196V197H118ZM133 196V197H132ZM138 196L140 198H135ZM150 196V197H149ZM164 196V198H163ZM197 196V197H196ZM213 196V197H212ZM228 196V197H227ZM230 196V197H229ZM237 196V197H236ZM249 196V197H248ZM5 197V198H4ZM10 197V198H8ZM21 197V199H20ZM26 198L25 200L23 198ZM32 199L30 200V198ZM36 197V198H35ZM80 197V198H79ZM82 197V198H81ZM91 197V198H90ZM95 197V198H94ZM97 197V199H96ZM126 197V198H125ZM155 197V198H154ZM159 197V198H158ZM176 197V198H175ZM220 197V198H219ZM241 199H239V198ZM259 197V198H258ZM261 197V198H260ZM4 198V199H3ZM42 198V200H40ZM61 200H59V199ZM65 198V199H64ZM70 198V200H68ZM89 198V199H88ZM93 198V199H92ZM99 198V199H98ZM121 198V199H120ZM125 198V199H123ZM129 198V202H128ZM132 200H131V199ZM135 198V199H134ZM149 198V199H147ZM157 198V199H156ZM206 198L207 201H206ZM215 198V200L213 199ZM224 198V199H223ZM234 198V200L232 199ZM248 198V199H246ZM253 198V199H252ZM15 201H13V200ZM18 199V201H16ZM23 199V200H22ZM44 199V200H43ZM56 199L48 204L46 200ZM68 201H67V200ZM72 199V200H71ZM81 199V200H79ZM85 199V200H84ZM94 199L96 200L94 202ZM151 199V200H150ZM171 199V200H170ZM178 199V200H177ZM184 199V200H183ZM211 199V200H210ZM220 199V200H218ZM238 199V200H237ZM251 199V200H250ZM20 200V201H19ZM29 200V201H28ZM75 200V201H74ZM77 200V201H76ZM79 200V201H78ZM89 203H86L88 202ZM145 202H144V201ZM160 200V202L158 201ZM163 200V201H162ZM169 200V201H166ZM197 200V201H196ZM224 200V201H222ZM227 200V202H226ZM235 202H233V201ZM237 200V201H236ZM34 201V202H33ZM58 203H57V202ZM92 201V203H90ZM104 201V202H103ZM131 201V202H130ZM134 201V202H133ZM137 201H140L137 202ZM142 201V202H141ZM148 201L150 203H148ZM152 201V202H151ZM174 201V203H173ZM177 201V202H175ZM210 201V202H208ZM240 201V202H238ZM242 201V202H241ZM41 202V203H39ZM45 202V203H44ZM47 202V203H46ZM67 202V203H65ZM70 202V203H69ZM72 202H75L74 204ZM77 202V203H76ZM80 202V203H79ZM105 202L107 204H105ZM121 202V204H120ZM154 202V204H153ZM159 202V204H158ZM163 202V203H162ZM169 202V203H168ZM179 202V203H178ZM207 202V203H206ZM230 202V203H229ZM245 202V204H244ZM250 202V203H249ZM262 202V203H261ZM45 205H43V204ZM58 205H56V204ZM64 203V204H63ZM73 204V206L71 205ZM84 203L86 205H84ZM127 205L125 208V204ZM131 203V204H130ZM144 203V204H143ZM171 203V205H170ZM212 203V204H211ZM220 203V204H217ZM223 203V204H222ZM248 203V204H247ZM20 204V205H19ZM33 204V205H32ZM69 204V205H68ZM81 204V205H80ZM83 204V205H82ZM119 204V205H118ZM133 204V206H132ZM137 204V205H136ZM141 204V207H140ZM147 204V205H146ZM153 206H151V205ZM156 204V205H155ZM168 204V205H167ZM177 204V205H176ZM182 206H180V205ZM208 204V205H203ZM228 206H226V205ZM260 204V205H259ZM15 205V206H14ZM17 205V206H16ZM42 207L41 211L38 209ZM47 205V206H46ZM51 205V207H50ZM56 205V206H55ZM61 205V207H60ZM65 205V206H63ZM90 205V206H89ZM100 205V207H99ZM102 205L105 208L102 210ZM108 207H107V206ZM110 205V206H109ZM123 205V206H122ZM159 205V206H158ZM167 205V206H166ZM175 207H174V206ZM215 205V206H214ZM225 205V206H224ZM236 205H238L236 207ZM240 205V206H239ZM244 205V206H243ZM246 205V206H245ZM256 205V206H255ZM13 206V207H12ZM51 209H49V207ZM83 206H85L83 208ZM99 208H98V207ZM113 206V207H112ZM119 206L118 208H116ZM130 206L132 208H130ZM144 206V207H143ZM150 208H149V207ZM165 206V208H164ZM172 206V208H171ZM177 206V207H176ZM205 206V207H204ZM211 208L209 210L207 208ZM233 206V207H232ZM248 206V207H247ZM253 206V207H252ZM263 206V207H262ZM10 207H12L10 209ZM61 209H59V208ZM65 207V209H63ZM71 210H70V208ZM75 207V208H73ZM107 207V208H106ZM143 207V209H142ZM156 210L155 212L152 211ZM160 207V208H159ZM164 209H163V208ZM167 207V208H166ZM170 207V208H169ZM221 207V208H220ZM223 207V209H222ZM226 207V208H224ZM231 207V208H229ZM30 208V209H29ZM38 209V212L36 211ZM48 208V210H47ZM54 208H57L54 210ZM79 208V209H78ZM89 208H91L89 210ZM109 208V209H108ZM111 208V209H110ZM114 208V209H113ZM141 208V209H140ZM145 208V210H144ZM200 208V209H199ZM203 208V209H202ZM240 211L238 212V210ZM243 208V209H241ZM248 208V209H247ZM250 208V210H249ZM21 209V210H20ZM75 211H74V210ZM77 209V210H76ZM98 209V210H97ZM130 209V210H129ZM132 209V210H131ZM134 209V210H133ZM151 209V210H150ZM158 209V210H157ZM159 209H161L159 211ZM169 209V210H168ZM175 212H172L174 211ZM191 209V210H190ZM196 209V210H195ZM247 211H246V210ZM252 209H255L254 211ZM20 210V211H19ZM27 210V211H26ZM31 210V211H30ZM35 212H34V211ZM45 213H44V211ZM54 210V212L50 211ZM82 210H85V212ZM89 210V211H88ZM97 210V211H96ZM113 210V211H111ZM115 210V211H114ZM125 210L124 212H122ZM128 211V213L126 212ZM136 210H139L138 212ZM172 210V211H171ZM190 210V212H188ZM223 210L225 215L223 214ZM245 210V211H244ZM30 211V212H29ZM66 211V214L63 212ZM68 211V213H67ZM73 211V212H72ZM92 211V213H90ZM95 213H94V212ZM104 211V212H101ZM105 211L107 213H105ZM109 211V216H108ZM120 211V212H118ZM131 212V215L129 213ZM141 211H144L145 214ZM168 211V212H166ZM171 211V212H170ZM187 211V213H186ZM237 211V212H236ZM23 212V213H21ZM27 212V213H26ZM43 212V215L42 213ZM51 212V213H48ZM72 212V213H71ZM81 212V213H79ZM89 212V213H88ZM114 214H113V213ZM147 212V213H146ZM165 212V214L163 213ZM182 212V213H181ZM202 212V213H201ZM203 212H205L203 214ZM209 212V213H207ZM235 213L233 214L231 213ZM253 212V213H252ZM260 212V213H259ZM5 216H4V214ZM8 213V214H7ZM11 213V214H10ZM19 213V214H16ZM30 213V215H29ZM41 213V214H40ZM47 213V215H46ZM56 215H54V214ZM61 213V214H60ZM80 215H79V214ZM83 213H87L86 215ZM97 213V214H96ZM102 213V214H101ZM113 216H111L112 214ZM116 213V214H115ZM134 213V214H133ZM155 213V215H153ZM159 213V214H156ZM170 213V214H169ZM172 213V215H171ZM175 213V214H174ZM194 213V214H193ZM255 213V214H254ZM16 215V219L14 218ZM25 214V215H24ZM39 214V215H38ZM52 214L54 215L52 217ZM63 214L65 216H63ZM72 214L73 216H71ZM122 214V215H120ZM126 214V215H123ZM136 214V215H135ZM141 214V215H140ZM162 216H161V215ZM168 214V215H167ZM187 214V215H186ZM220 217H218V215ZM222 214V216H221ZM229 214V215H228ZM239 214V216H238ZM259 214V215H258ZM12 215V216H11ZM18 215V216H17ZM24 215V218H22ZM37 215V216H36ZM68 215V216H67ZM84 218H83V216ZM88 215V216H87ZM91 215V216H90ZM98 215V216H96ZM102 215V216H101ZM105 215V216H104ZM117 217H116V216ZM133 215V216H132ZM145 215V218L143 217ZM148 215V216H147ZM149 215H151L149 217ZM158 215L157 218H155ZM176 215V216H175ZM192 215V216H191ZM196 216V218L194 217ZM246 217H245V216ZM252 215V216H251ZM258 215V216H257ZM8 216V217H7ZM21 216V217H20ZM30 216V219H29ZM48 216V217H47ZM78 216V218H76ZM94 216V217H93ZM107 216V217H106ZM122 216V217H121ZM127 216V217H126ZM165 216V217H164ZM170 216V217H169ZM183 216V217H182ZM188 216V217H187ZM191 216V218H190ZM216 216V217H215ZM256 216V217H255ZM6 217V218H5ZM33 217L34 219H32ZM38 217V220H37ZM40 217V218H39ZM45 217V220H44ZM47 217V218H46ZM54 217H57L56 219ZM62 217V218H61ZM65 217H67L65 219ZM69 217V218H68ZM88 217L89 220H88ZM92 217V218H91ZM96 217V219H94ZM100 219H99V218ZM112 217V218H110ZM115 217V218H114ZM124 217V219H122ZM126 217V218H125ZM129 217V218H128ZM137 217V218H135ZM142 217V218H141ZM147 217V218H146ZM153 217V218H152ZM161 217V218H160ZM173 217V218H172ZM180 217V218H179ZM194 217V218H193ZM197 217H199L197 219ZM201 217V218H200ZM215 217V218H214ZM224 219L222 221V218ZM229 223H228V219ZM231 217V218H230ZM240 217V219H239ZM253 217V218H251ZM255 217V219H254ZM13 218V219H12ZM28 218V220H27ZM54 218V219H53ZM64 218V219H63ZM107 218V219H106ZM110 218V219H109ZM119 218V219H118ZM144 218V219H143ZM159 218V219H158ZM166 218L168 220H164ZM179 218V219H178ZM183 218V219H182ZM188 218V219H187ZM210 218V219H209ZM212 218V220H211ZM218 218V219H217ZM250 218V219H249ZM260 219V221L258 219ZM6 219V221H5ZM8 219V220H7ZM12 219V220H11ZM23 219V220H21ZM70 219V220H68ZM78 219V220H77ZM92 219V220H90ZM106 219V220H104ZM116 219V220H115ZM133 219V220H131ZM145 221H143V220ZM150 219V221H149ZM156 219V220H155ZM158 219V220H157ZM184 223H182L183 221ZM187 219V220H186ZM191 219V220H190ZM204 219V220H202ZM206 219V220H205ZM217 220L215 222V220ZM37 220V221H34ZM43 220L44 223L41 221ZM63 222H62V221ZM72 220V221H71ZM102 220V221H101ZM109 220V222H108ZM127 220V221H126ZM129 220V221H128ZM166 222H164V221ZM178 222H176V221ZM186 220V221H185ZM193 220V221H192ZM200 222H199V221ZM202 220V221H201ZM211 220V221H210ZM222 221V223L220 222ZM234 220V221H232ZM242 220V221H241ZM257 220V222H256ZM10 221L14 222L13 224ZM41 221V222H40ZM47 221V222H46ZM99 221V222H98ZM104 221V222H103ZM114 221V222H113ZM116 221V222H115ZM120 221V222H119ZM122 222V224H120ZM125 221L127 222L125 224ZM142 221V222H141ZM156 221V222H155ZM159 221V222H158ZM180 221V222H179ZM207 221V222H206ZM236 221V222H235ZM250 221V222H249ZM19 222V223H18ZM25 222V223H24ZM29 222V223H28ZM35 222V224H34ZM54 222V223H53ZM61 222V223H60ZM95 222V223H94ZM106 224V225H103ZM130 222V223H128ZM155 222V223H154ZM174 222L176 223L174 225ZM187 222V223H186ZM188 222H190L188 224ZM194 222V223H193ZM206 223V225L204 223ZM215 222V224H213ZM220 222V223H219ZM254 222V224H252ZM20 223L22 225H20ZM24 223V225H23ZM37 223V224H36ZM48 223V224H47ZM98 223V225H97ZM101 223V224H100ZM115 224V225H112ZM118 225H117V224ZM123 223L125 225H123ZM134 223V224H133ZM148 223V224H147ZM159 223V224H156ZM171 223V224H170ZM198 223V225H196ZM212 223L210 228L209 225ZM217 223V224H216ZM228 223V224H227ZM1 224V223H0ZM8 224V225H7ZM11 224V225H10ZM17 224L19 227H17ZM27 224V225H26ZM29 224V225H28ZM31 224H33L31 226ZM52 224V225H51ZM56 224V225H55ZM60 224V225H59ZM64 224V225H63ZM71 224V226H69ZM76 224V225H75ZM100 224V225H99ZM109 224V225H108ZM140 228L139 229V225ZM146 224V225H145ZM155 224V225H154ZM164 224V225H163ZM170 226H169V225ZM173 224V225H172ZM180 224V225H179ZM185 226H184V225ZM188 224V225H187ZM197 226H195V225ZM241 224V226L239 225ZM263 224V225H262ZM40 225V226H39ZM45 225H48L45 226ZM56 228H55V226ZM59 225V226H58ZM63 225V226H62ZM75 225V226H74ZM89 225V228H87ZM97 225V226H96ZM136 225V228L134 227ZM148 225V226H147ZM154 225V226H153ZM159 225V226H158ZM163 225V226H162ZM167 225V226H166ZM193 225V226H191ZM215 225V227H214ZM245 225V226H242ZM250 225V226H249ZM11 226V227H10ZM15 226V227H12ZM23 226V228H22ZM33 231H30L29 228ZM36 230H35V227ZM62 226V228H61ZM67 228H66V227ZM86 226V227H85ZM102 226V227H100ZM108 226V227H107ZM131 226V227H130ZM143 226L146 227L143 229ZM162 226V227H161ZM165 226V227H164ZM173 226V227H172ZM176 226H178L176 228ZM182 226V227H181ZM199 226V228H198ZM203 226V228H202ZM247 226V227H246ZM262 226V227H261ZM93 227V228H92ZM111 229H110V228ZM133 227V228H132ZM151 227V228H150ZM152 227H156L152 229ZM164 227V229H163ZM169 227V229L167 228ZM172 227V229H171ZM181 227V229L179 228ZM187 227L189 228L187 230ZM208 227L210 229H208ZM221 227V228H219ZM235 227V228H233ZM250 227V228H249ZM254 227V228H253ZM261 227V228H260ZM9 228V229H8ZM14 228V229H13ZM18 228V229H17ZM40 228V229H39ZM44 228V229H43ZM55 228V229H54ZM73 228V229H72ZM87 228V229H86ZM104 230H103V229ZM114 228V230H112ZM137 231H135L134 230ZM149 228V229H148ZM162 230H161V229ZM175 228V229H174ZM185 230V232L182 230ZM193 228V230L191 229ZM198 230H197V229ZM201 228L203 231H201ZM216 228V229H215ZM230 228V229H229ZM246 228V229H245ZM1 229H3L1 231ZM7 229V231H6ZM12 231H11V230ZM16 229V230H15ZM29 229V230H28ZM39 229V230H38ZM60 229V230H59ZM71 229V230H70ZM85 231H84V230ZM90 229V230H89ZM92 229V230H91ZM120 229V230H118ZM126 229V230H125ZM133 229V230H132ZM152 229V230H151ZM166 229V230H165ZM178 231H175V230ZM200 229V231H199ZM206 229V230H205ZM221 229V232H220ZM228 229V230H227ZM245 229V230H243ZM38 230V231H37ZM59 230V232L57 231ZM68 230V231H67ZM75 230V231H74ZM83 230V231H81ZM101 230V231H100ZM103 230V231H102ZM131 232H130V231ZM147 230V232H146ZM156 230V231H155ZM161 230V232H159ZM165 230V231H164ZM173 230V231H172ZM205 230V231H204ZM219 232H218V231ZM236 230V231H235ZM258 230V231H257ZM11 231V232H8ZM16 231V232H15ZM19 235H18V233ZM21 233H20V232ZM30 231V232H29ZM54 231V232H53ZM57 231V233H56ZM64 231V232H63ZM70 231V232H69ZM80 231V232H79ZM89 233H87V232ZM96 231V232H95ZM104 231H106L104 233ZM127 231L129 234H127ZM133 231V232H132ZM154 231V232H153ZM164 231V232H163ZM192 231L193 233H191ZM197 231V232H196ZM198 231L200 233H198ZM207 231V232H206ZM214 231V233H213ZM233 231V233H232ZM6 232V233H5ZM29 236H26V233ZM32 232V233H31ZM47 232V233H46ZM82 232V233H81ZM102 232V233H101ZM108 232V233H107ZM115 234H113V233ZM172 232V233H171ZM180 232V233H179ZM210 232V233H209ZM216 232V233H215ZM260 232V233H259ZM24 233V234H23ZM29 233V234H28ZM38 233V234H37ZM53 233V234H52ZM91 233V234H90ZM100 235H98V234ZM137 233V234H136ZM140 233V234H138ZM147 233V234H146ZM152 233V235H151ZM155 233V234H153ZM158 235H157V234ZM162 233V234H161ZM183 236H182V234ZM187 233H189L187 236ZM195 233V234H194ZM199 235H197V234ZM212 233V234H211ZM224 233V234H222ZM226 233H229L226 234ZM233 235H232V234ZM249 233V234H248ZM251 233V234H250ZM256 233V234H255ZM258 233V234H257ZM6 234V235H4ZM11 234V235H10ZM16 234V235H15ZM21 234V236H20ZM23 234V235H22ZM35 234V235H34ZM55 234V235H54ZM71 234V235H70ZM88 237L85 238L86 235ZM95 234V235H94ZM107 238H106V236ZM108 234V235H107ZM124 234V235H123ZM134 234H136L134 236ZM143 234V235H142ZM164 234V235H163ZM173 234V235H172ZM181 234V235H179ZM210 234L213 235L210 238ZM216 234V235H215ZM231 234V236H230ZM244 234V236H243ZM260 234V235H259ZM9 235V236H8ZM59 235V236H58ZM110 235V237H109ZM121 235V237L119 236ZM123 235V236H122ZM140 235V236H139ZM149 238H146L145 236ZM166 235V236H165ZM192 235V238H191ZM196 235V236H195ZM200 235H202L200 237ZM219 235V236H217ZM224 235V236H223ZM227 235V236H226ZM262 235V236H261ZM16 236V237H14ZM26 236V237H25ZM72 236V237H71ZM94 236V237H93ZM97 236V237H96ZM99 236V237H98ZM143 236V237H142ZM152 236V237H151ZM157 236V238H156ZM161 236V237H159ZM179 236V237H178ZM206 239H205V237ZM208 236V238H207ZM236 236V237H235ZM238 236V237H237ZM252 236V237H251ZM15 239H14V238ZM18 237V238H17ZM22 237V239L20 238ZM29 237V238H28ZM40 237V238H39ZM67 237V238H66ZM76 239H75V238ZM85 239H84V238ZM90 237V238H89ZM105 237V238H103ZM113 237V238H112ZM139 237V238H138ZM142 237V238H141ZM154 237V238H153ZM166 237V238H165ZM170 237L171 239L168 240ZM174 237V238H173ZM181 237V240H180ZM198 237V238H197ZM217 237V238H216ZM225 237V238H224ZM231 237V239L229 238ZM240 237V239H239ZM247 237V238H246ZM6 238V239H7ZM25 238V239H24ZM28 238V239H27ZM31 238V239H30ZM34 238V239H33ZM96 238V239H94ZM111 238V239H110ZM117 238V239H115ZM145 238V239H144ZM153 238V239H152ZM177 238V239H176ZM188 238V239H187ZM244 238V239H243ZM250 238V239H249ZM263 238V240H262ZM21 239V240H20ZM79 239V240H77ZM82 239V241H81ZM99 239V240H98ZM105 239V240H104ZM143 239V241H142ZM152 239V240H150ZM159 239V241H158ZM165 239V240H164ZM167 239V240H166ZM175 241H173V240ZM198 239V240H197ZM200 239V240H199ZM204 239V240H203ZM212 239V240H211ZM228 239V240H227ZM242 239V240H241ZM248 239V240H247ZM35 240V241H34ZM109 240V241H108ZM111 240V241H110ZM132 240V241H131ZM139 240V241H138ZM152 241L151 243L149 242ZM162 240V241H161ZM166 242H164V241ZM171 240V241H170ZM178 240V242H176ZM183 240V241H182ZM186 240V241H185ZM193 240V241H192ZM197 240V241H196ZM207 240V242H206ZM215 240V241H214ZM217 240V241H216ZM232 240V242H229ZM256 240V241H255ZM260 240V241H259ZM21 241L23 243H21ZM114 241V242H113ZM127 241V242H126ZM131 241V242H130ZM135 241H137L135 243ZM142 241V242H141ZM147 243H146V242ZM169 241V242H167ZM192 241V242H190ZM196 241V243H195ZM202 241V242H201ZM221 241V242H218ZM237 243H236V242ZM241 241V242H240ZM246 241V242H245ZM253 241V242H251ZM26 242V243H25ZM33 242V243H32ZM35 242V243H34ZM40 242V243H39ZM58 242V243H57ZM98 242V243H97ZM102 242V243H101ZM126 242V243H125ZM163 244V246L161 245ZM174 242V243H172ZM205 242V243H204ZM211 242V243H210ZM227 242V243H226ZM243 242V243H242ZM28 243V244H27ZM32 243V244H31ZM38 243V244H37ZM109 245H108V244ZM119 243V244H118ZM172 244L168 247V244ZM178 243V244H177ZM190 243V244H189ZM197 244L195 247V244ZM239 243V244H238ZM250 243V244H249ZM259 243V244H258ZM66 244V245H65ZM107 244V245H106ZM142 244V245H141ZM157 247L156 249L153 248ZM155 244V245H154ZM158 244V245H157ZM167 244V245H166ZM185 244V245H184ZM204 244V245H203ZM218 244H221L218 246ZM227 244V245H226ZM234 244V245H233ZM245 244V245H244ZM24 245V246H23ZM40 245V246H39ZM52 245V246H51ZM54 245V246H53ZM76 245V246H75ZM86 245V246H85ZM94 245V246H93ZM121 245V246H120ZM135 245V246H134ZM151 245V246H150ZM161 245V247H160ZM190 245V246H189ZM202 247L200 249V247ZM203 245V246H202ZM216 245V246H214ZM229 245V246H228ZM233 245V246H232ZM244 245V246H243ZM29 246V247H28ZM36 250H34L35 248ZM63 246V247H62ZM123 246V247H122ZM129 248H128V247ZM138 246V247H137ZM189 246V247H188ZM223 246V247H222ZM232 246V247H231ZM27 249H26V248ZM30 247L33 250H29ZM43 249H42V248ZM45 247V248H44ZM132 249H131V248ZM144 250H142L141 249ZM143 247H146L145 249ZM149 247V248H148ZM152 247V248H151ZM161 249H160V248ZM171 247V248H170ZM175 248V249H172ZM193 247V248H192ZM206 247V249H205ZM214 247V248H213ZM216 247V248H215ZM239 247V248H237ZM245 249H243V248ZM251 249H250V248ZM258 247V249H257ZM24 248V249H23ZM90 248V249H89ZM105 248V249H104ZM108 248V249H106ZM114 248V252H113ZM118 248H120L118 250ZM123 248V249H121ZM136 248V249H134ZM139 248V249H138ZM179 248V249H178ZM191 248V249H190ZM210 248V249H209ZM220 248V249H219ZM242 248V249H241ZM263 248V249H262ZM45 249V250H44ZM48 251H47V250ZM74 249V250H73ZM86 249V250H85ZM158 249L161 251H158ZM163 249V250H162ZM170 249L171 251L168 252ZM186 249V250H185ZM188 249V250H187ZM190 249V250H189ZM196 249V250H194ZM218 249V252H217ZM222 249V250H221ZM227 249V250H225ZM249 250V253L247 251ZM40 250V251H39ZM103 250V251H101ZM151 250V251H149ZM177 250V251H175ZM198 250V251H197ZM209 250V251H208ZM215 252H214V251ZM237 250V251H236ZM262 250V251H260ZM13 251V252H12ZM20 251V252H19ZM27 251V252H26ZM35 253H34V252ZM123 251V252H122ZM130 251V252H129ZM144 253L143 255L140 253ZM143 251V252H142ZM146 251V252H145ZM182 251V252H180ZM190 251V252H189ZM192 251L195 253H192ZM196 251L199 253H196ZM202 251V252H201ZM220 251V252H219ZM227 251V252H224ZM229 251V253H228ZM243 251V252H242ZM16 252H18L16 254ZM25 252V253H24ZM33 252V253H32ZM87 252V254H86ZM118 252V253H117ZM120 252V253H119ZM126 252V253H125ZM148 252V253H147ZM170 252L172 255H170ZM173 252V253H172ZM179 252V253H177ZM187 252V253H186ZM205 252V254H204ZM208 252V253H207ZM253 252V253H252ZM8 253V255H7ZM72 253V255H71ZM91 253V254H90ZM114 253V254H113ZM135 253L134 255H132ZM151 253L153 256H151ZM159 253V254H157ZM163 253V254H162ZM167 253V254H166ZM180 254V255H176ZM190 253V254H188ZM221 257L219 254H221ZM231 253V254H230ZM238 253V254H237ZM244 253L246 254L244 256ZM261 253V254H260ZM11 254V255H10ZM23 254V255H22ZM24 254L27 256H24ZM124 254V255H123ZM127 254V256L125 255ZM150 254V256L148 255ZM155 254V258H154ZM226 257H225V255ZM230 256L232 254V258ZM16 255V256H14ZM130 255V257H129ZM132 255V256H131ZM140 255V256H139ZM148 255V256H147ZM173 256V257H169ZM14 256V257H13ZM21 256V257H20ZM24 256V258H22ZM74 256V257H73ZM92 256V257H91ZM139 258H137V257ZM141 256L143 258H141ZM179 256V257H178ZM183 256V258H182ZM187 256V257H186ZM200 256V257H199ZM224 256V257H223ZM248 256V257H247ZM251 256V257H250ZM12 260H10V258ZM32 257V258H31ZM35 257V258H34ZM77 257V258H76ZM95 257V258H93ZM132 257V258H131ZM135 257L137 259H135ZM165 257V258H164ZM176 257V258H175ZM199 257V258H198ZM204 259H203V258ZM206 257V258H205ZM212 257V258H211ZM246 257V258H245ZM19 258V259H18ZM21 258V259H20ZM29 258H31L29 260ZM72 258V259H71ZM142 260H141V259ZM168 260H167V259ZM186 258V261H185ZM203 260H202V259ZM227 258V261L224 259ZM242 258H244L242 260ZM3 259V260H1ZM41 259V260H40ZM74 259V260H73ZM77 259V260H76ZM102 259V260H101ZM132 261H131V260ZM146 259V260H145ZM162 259V260H161ZM180 259V260H179ZM191 259V260H190ZM196 259V260H195ZM201 262H200V260ZM214 259V260H213ZM221 259V260H220ZM240 259V260H239ZM6 260V261H5ZM29 260V261H28ZM43 260V261H42ZM65 260V261H64ZM82 260V261H81ZM137 260V261H135ZM139 260V261H138ZM158 260V261H157ZM179 260V261H178ZM182 260V261H181ZM194 262H193V261ZM238 260V261H237ZM246 260V261H245ZM17 261V262H16ZM20 261V262H19ZM33 261V262H32ZM38 261V262H37ZM41 261V262H40ZM75 263H74V262ZM110 261V263H109ZM162 261V262H161ZM199 261V263L197 262ZM207 261V262H206ZM213 261V262H212ZM234 261V262H233ZM251 261V262H250ZM31 262V263H30ZM58 262V263H57ZM63 262V263H62ZM112 262V263H111ZM144 262V263H143ZM157 262V263H156ZM160 262V263H159ZM169 262V263H168ZM172 262V263H171ZM178 262V263H177ZM180 262V263H179ZM210 262V263H209ZM220 262V263H219ZM233 262V263H232ZM244 262V263H243ZM246 262V263H245ZM255 262V263H253ZM24 263V264H25Z\"/></svg>", "mask_w": 264, "mask_h": 264}, {"label": "bare ground", "instance_id": "2", "mask_svg": "<svg viewBox=\"0 0 264 264\" xmlns=\"http://www.w3.org/2000/svg\"><path fill=\"white\" fill-rule=\"evenodd\" d=\"M196 6H197V5H196ZM1 15H2V14H0V16H1ZM13 15H15V14H13ZM13 15H12V16H13ZM23 15H24V14H23ZM58 15H59V14H58ZM60 15H61V14H60ZM60 15H59V16H60ZM67 15H71V14H67ZM73 15H74V14H73ZM73 15H71V16H73ZM83 15H84V14H83ZM86 15H87V14H86ZM91 15H92V14H91ZM4 16H6V15H4ZM8 16H9V15H8ZM15 16H17V15H15ZM15 16H13V17L15 18ZM21 16H22V15H21ZM21 16H20V17H21ZM25 16L27 17V15H25ZM49 16H50V15H49ZM62 16H63V15H62ZM84 16H85V15H84ZM96 16L98 17V15H96ZM10 17H11V16H10ZM10 17H9V19H10ZM26 17H25V18H26ZM50 17H51V16H50ZM64 17H66V16L64 15ZM81 17H82V16H81ZM90 17H91V16H90ZM97 17H96V18H97ZM2 18H3V17L1 16V19H2ZM7 18H8V17H7ZM23 18H24V17H23ZM34 18H35V17H34ZM34 18H33V19H34ZM46 18H49V17H46ZM55 18H56V17H55ZM59 18H61V17H59ZM62 18H63V17H62ZM69 18H70V17H69ZM75 18H76V15H75ZM93 18H94V17H93ZM262 18H263V17H262ZM3 19H5V18H3ZM38 19H40V18H38ZM41 19H42V18H41ZM77 19H78V18H77ZM83 19H85V18L83 17ZM88 19H89V18H87V21H88ZM97 19H98V18H97ZM20 20L22 21V19H20ZM68 20H71V19H67V21H68ZM80 20H81V19H79V21H80ZM95 20H96V19H95ZM151 20H152V19H151ZM247 20H248V19H247ZM2 21H3V20H2ZM4 21H5V20H4ZM7 21H8V20H7ZM18 21H19V17H18ZM21 21L18 22V23L20 24ZM24 21H26V20H24ZM40 21H41V20H40ZM58 21H59V20H58ZM81 21H82V20H81ZM91 21H92V20H91ZM96 21L98 22V20H96ZM99 21H100V18H99ZM254 21H255V20H254ZM9 22H10V21H9ZM92 22H93V21H92ZM2 23H3V22H2ZM5 23H6V22H5ZM5 23H4V24H5ZM7 23H8V22H7ZM7 23H6V24H7ZM23 23H25V22H23ZM39 23H40V22H39ZM46 23H47V21H46ZM57 23H58V22H57ZM62 23H63V22H62ZM68 23H70V22L68 21ZM78 23H79V22H78ZM82 23H83V22H82ZM84 23H86V22L84 21ZM101 23H102V22H101ZM260 23H261V22H260ZM27 24H28V22H27ZM27 24H24V25L27 26ZM51 24H53V23H51ZM90 24H91V23H90ZM92 24H94V22H93ZM99 24H100V22H99ZM238 24H239V23H238ZM252 24H253V23H252ZM11 25H12V24H11ZM15 25H16V23H15ZM15 25H14V26H15ZM21 25H23V24H21ZM31 25H32V24H31ZM44 25H45V24H44ZM49 25H50V24H49ZM76 25H78V24H76ZM95 25H96V24H95ZM95 25H94V26H95ZM103 25H104V23H103ZM103 25H102V26H103ZM247 25H249V24H247ZM260 25H261V24H260ZM29 26H30V25H29ZM32 26H33V25H32ZM40 26H41V25H40ZM45 26H46V25H45ZM45 26H44V27H45ZM82 26H83V24L81 25V27H82ZM84 26H85V25H84ZM84 26H83V27H84ZM94 26H93V27H94ZM100 26H101V25H100ZM102 26H101V27H102ZM104 26H105V25H104ZM114 26H115V25H114ZM119 26H120V25H119ZM16 27H17V26H16ZM27 27H28V26H27ZM49 27H51V25H50ZM64 27H65V26H64ZM71 27H72V26H71ZM79 27H80V25H79ZM83 27H82V28H83ZM85 27H86V28H90V27H87V26H85ZM101 27H100V29H101ZM251 27H252V26H251ZM0 28H2V27H0ZM3 28H4V27H3ZM3 28H2V29H3ZM5 28L7 29V27H5ZM10 28H11V27H10ZM13 28H14V27H13ZM22 28H23V27H22ZM31 28H32V27H31ZM47 28H48V27H47ZM91 28H92V27H91ZM91 28H90L89 31H91ZM104 28H105V27H104ZM107 28H109V27L107 26ZM139 28H140V27H139ZM162 28H163V27H162ZM11 29H12V28H11ZM17 29H18V28H17ZM17 29L15 28V32H16ZM24 29L26 30V28H24ZM28 29H29V28H27V30H28ZM36 29H37V28H36ZM61 29H62V26H61ZM67 29H68V28H67ZM67 29H65V30H67ZM71 29L73 30V28H71ZM83 29H84V28H83ZM93 29H94V28H93ZM100 29H99V30H100ZM109 29H110V28H109ZM115 29H116V28H115ZM137 29H138V28H137ZM18 30H19V29H18ZM20 30H22V29H20ZM27 30H26V31H27ZM41 30H42V29H41ZM43 30H44V32H45L47 29H46V30L43 29ZM62 30H63V29H62ZM72 30H71V31H72ZM76 30H77V29H76ZM86 30H87V29H86ZM94 30H95V29H94ZM105 30H106V28H105ZM105 30H104V31H105ZM3 31H5L4 33H6V34H7V32H8L7 30H3ZM22 31H23V30H22ZM38 31H39V30H38ZM67 31H70V30H67ZM84 31H85V30H84ZM92 31H93V30H92ZM101 31H102V30H101ZM101 31H100V32H101ZM163 31H164V30H163ZM0 32H1V31H0ZM11 32H12V30H11ZM44 32H43V33H44ZM46 32H47V31H46ZM75 32H76V31H75ZM4 33H1V34H4ZM23 33H25V32H23ZM62 33H63V32H62ZM69 33H71V32H69ZM79 33H80V32H79ZM84 33L86 34L87 32L85 31ZM94 33H95V32H94ZM98 33H99V32H98ZM118 33H119V32H118ZM6 34H5V35H6ZM14 34H15V33H14ZM20 34H21V33H20ZM27 34H28V33H27ZM34 34H35V32H34ZM36 34H37V33H36ZM40 34H41V33H40ZM64 34H65V33H64ZM90 34H91V33H90ZM99 34H100V33H99ZM116 34H117V32H116ZM155 34H156V33H155ZM53 35H54V34H53ZM55 35H56V34H55ZM69 35H70V34H69ZM73 35H74V34H73ZM78 35H79V34H78ZM87 35H88V34H87ZM113 35H114V34H113ZM14 36H15V35H14ZM32 36H33V35H32ZM32 36H31V37H32ZM34 36H35V35H34ZM57 36H58V35H57ZM61 36L63 37L64 35H61ZM75 36H76V35H75ZM79 36H80V35H79ZM83 36H84V35H83ZM88 36H90V35H88ZM96 36H97V34H96ZM99 36H100V35H99ZM99 36H98V37H99ZM145 36H146V35H145ZM159 36H160V35H159ZM7 37H8V36H7ZM7 37H6V40H7ZM22 37H23V36H22ZM59 37H60V35H59ZM70 37H72V36L70 35ZM84 37L88 38L87 36H84ZM101 37H102V36H101ZM106 37H107V36H106ZM10 38H11V39H14L13 36L9 37L8 39H10ZM19 38H20V36H19ZM23 38H24V37H23ZM44 38H45V37H44ZM65 38H66V37H65ZM76 38H77V37H76ZM76 38H74V39H76ZM86 38H84V40H85ZM110 38H111V37H110ZM235 38H236V37H235ZM4 39H5V38H4ZM4 39H3V40H4ZM20 39H21V38H20ZM27 39H29V38H27ZM78 39H79V38H78ZM80 39H81V37H80ZM231 39H232V37H231ZM37 40H40V39H37ZM50 40H51V39H50ZM62 40H63V39H62ZM76 40H77V39H76ZM76 40H75V41H76ZM81 40H82V39H81ZM103 40H104V42H105V38H103ZM109 40H110V39H109ZM233 40H234V39H233ZM233 40H232V42H233ZM26 41L28 42V40H26ZM53 41H54V40H53ZM53 41H52V42H53ZM56 41H57V40H56ZM65 41H66V40H65ZM70 41H71V40H70ZM77 41H78V40H77ZM94 41H96V40H95V38H93V36H92L90 39H88V44H89V43H92V42H94ZM127 41H128V40H127ZM158 41H159V40H158ZM230 41H231V40H230ZM11 42H12V40H11ZM14 42H15V41H14ZM17 42H18V41H17ZM23 42H24V41H23ZM29 42H30V41H29ZM31 42H32V41H31ZM31 42H30V43H31ZM36 42H37V41H36ZM57 42H58V41H57ZM66 42H67V41H66ZM73 42H74V41H72L71 43H73ZM83 42H84V41H82V43H83ZM86 42H87V41H86ZM114 42H115V40H114ZM141 42H142V41H141ZM143 42H144V41H143ZM4 43H5V42H4ZM7 43H8V41H7ZM20 43H21V42H20ZM24 43H25V42H24ZM24 43H23V44H24ZM69 43H70V42H68V44H69ZM74 43H75V42H74ZM77 43H78V42H77ZM138 43L140 44V42H138ZM147 43H148V42H147ZM229 43H231V42H229ZM8 44H10V43H8ZM16 44H17V43H16ZM23 44H22V45H23ZM93 44H94V43H93ZM103 44L106 45V43H103ZM103 44H101V45H103ZM111 44H113V43L111 42ZM132 44H133V43H132ZM136 44H137V43H136ZM0 45H1V44H0ZM12 45H13V44H12ZM27 45H29V43H28ZM32 45H33V44H32ZM36 45H37V44H36ZM38 45H39V44H38ZM42 45H43V44H42ZM72 45H73V44H72ZM72 45H71V46H72ZM77 45H80V44H76V46H77ZM83 45L85 46L86 44L84 43ZM90 45H91V44H90ZM90 45H89V46H90ZM107 45H108V44H107ZM129 45H130V44H129ZM147 45H148V44H147ZM7 46H8V45H7ZM9 46H10V45H9ZM24 46H25V45H24ZM24 46H23V47H24ZM49 46H50V45H49ZM64 46H66V45H64ZM73 46H74V45H73ZM73 46H72V47H73ZM81 46H82V45H81ZM86 46H87V45H86ZM92 46H93V45H92ZM109 46H110V45H108V47H109ZM236 46H237V45H236ZM1 47H4V46L1 45ZM29 47H31L30 49H32V46H29ZM45 47H46V46H45ZM52 47H53V46H52ZM74 47H75V46H74ZM90 47H91V46H90ZM101 47H102V46H101ZM110 47H111V46H110ZM119 47H120V46H119ZM25 48H26V47H25ZM42 48H44V47L42 46ZM62 48H63V47H62ZM78 48H79V46H78ZM78 48H77V50H78ZM92 48H93V47H92ZM134 48H135V47H134ZM231 48H232V47H231ZM247 48H248V47H247ZM257 48H258V47H257ZM261 48H262V47H261ZM0 49L2 50V48H0ZM3 49H4V48H3ZM18 49H19V48H18ZM26 49H28V48H26ZM88 49H91V48H88ZM107 49H108V48H107ZM139 49H140V48H139ZM262 49H263V48H262ZM1 50H0V51H1ZM4 50H5V49H4ZM7 50H8V48H7ZM9 50H10V49H9ZM12 50H13V49H11V52L13 53ZM23 50H25V49L23 48ZM23 50H22V51H23ZM49 50H50V49H49ZM53 50H55V49H53ZM59 50H60V48H59ZM73 50H74V49H73ZM80 50H81V49H80ZM113 50H114V49H113ZM119 50H121V49H119ZM156 50H157V48H156ZM239 50H240V49H239ZM247 50H248V49H247ZM251 50H253V49L251 48ZM255 50H256V49H255ZM5 51H6V50H5ZM14 51L16 52V49H15ZM20 51H21V50H20ZM26 51H27V50H26ZM26 51H23V52L26 53ZM71 51H72V50H71ZM91 51H92V50H91ZM95 51H96V50H95ZM102 51H103V50H102ZM124 51H125V50H124ZM124 51H123V53H124ZM133 51H134V50H133ZM144 51H145V50H144ZM245 51H246V50H245ZM261 51H262V50H261ZM6 52H7V51H6ZM32 52L34 53V50H33ZM100 52H101V51H100ZM105 52H106V51H105ZM139 52H140V50H139ZM238 52H239V51H238ZM252 52H253V51H252ZM24 53H23L22 55H25ZM29 53H30V52H29ZM33 53H32V54H33ZM87 53H88V51H87ZM89 53H90V51H89ZM98 53H99V52H98ZM117 53H118V52H117ZM117 53H116V54H117ZM137 53H138V52H137ZM151 53H152V52H151ZM247 53H248V52H247ZM19 54H20V52H19ZM19 54H18V55H19ZM45 54H46V53H45ZM85 54H86V53H85ZM101 54H102V52H101ZM104 54H105V53H104ZM129 54H130V53H129ZM248 54H249V53H248ZM252 54H253V53H252ZM3 55H4V54H3ZM18 55H17V56H18ZM33 55H34V54H33ZM43 55H44V54H43ZM49 55H51V54H49ZM90 55L92 56V54H90ZM118 55H119V53H118ZM134 55H135V54H134ZM136 55H137V54H136ZM142 55H143V54H142ZM256 55H257V54H256ZM256 55H254V56L256 57ZM19 56H20V55H19ZM29 56H30V55H29ZM29 56H28V57H29ZM47 56H48V55H47ZM137 56H138V55H137ZM139 56H140V55H139ZM10 57H11V54H10ZM13 57H15V56L13 55ZM41 57H42V56H41ZM51 57H52V56H51ZM55 57H56V56H55ZM76 57H77V56H76ZM83 57H84V56H83ZM96 57H97V56H96ZM112 57H115V56H112ZM123 57H124V56H123ZM155 57H156V56H155ZM255 57H254V58H255ZM18 58H19V57H18ZM21 58H22V57H21ZM21 58H20V60H22ZM42 58H43V57H42ZM42 58H41V59H42ZM44 58H45V59H44V61H45V60H46V57L44 56ZM57 58H58V57H56L55 59H57ZM88 58H89V57H88ZM94 58H95V57H94ZM98 58H99V57H98ZM101 58H102V56H101ZM101 58H99V59H101ZM103 58H104V57H103ZM106 58H107V57H106ZM120 58H121V57H120ZM139 58H140V57H139ZM149 58H150V57H149ZM243 58H244V57H243ZM8 59H10V58H8ZM12 59L14 60V58H12ZM25 59H28V58H26V57L24 56V60H25ZM48 59L51 60L52 58H48ZM85 59H87V56H86ZM92 59H93V58H91L90 60H92ZM114 59H115V58H114ZM127 59H128V58H127ZM20 60H17V61H20ZM29 60H31V59H29ZM50 60H49V61H50ZM52 60H53V59H52ZM95 60H96V58H95ZM97 60H98V59H97ZM110 60H111V59H109V61H110ZM115 60H116V59H115ZM115 60H114V61H115ZM121 60H122V59H121ZM129 60H130V59H129ZM129 60H128V61H129ZM146 60H147V59H146ZM151 60H152V59H151ZM6 61H7V60H6ZM15 61H16V59H15ZM26 61H27V60H25V62H26ZM39 61H40V60H39ZM53 61H54V60H53ZM70 61H71V60H70ZM80 61H81V60H80ZM86 61H87V60H86ZM105 61H107V60H105ZM118 61H119V57H118ZM124 61H125V60H124ZM128 61H127V62H128ZM144 61H145V60H144ZM232 61H233V60H232ZM3 62H4V61H3ZM8 62H9V61H8ZM22 62H23V61H22ZM30 62H31V61H30ZM35 62H36V61H35ZM40 62H41V61H40ZM46 62H48V61H46ZM46 62L39 63V65H37V66L35 65L36 67L34 66V67H35L34 70H32L31 72H30V70H28L29 73L26 72L25 74H24V72L27 71V70L23 71V69H21V68H19L18 66H16V67H15V69H16V74H17V71H18V72H19V75H18V76H20L19 78H21V79H22L25 75H31V76H32V75H35V76H36V72H37V71H41V69H43L44 66H46ZM51 62H52V61H51ZM51 62H49V63H48V66H46V67H49V64H50ZM67 62H68V61H67ZM97 62H100V61H97ZM103 62H104V61H103ZM107 62H108V61H107ZM107 62H106V65H107ZM160 62H161V61H160ZM250 62H251V61H250ZM5 63L7 64V62H5ZM13 63H14V61H13ZM13 63H12V65H13ZM17 63H18V62H17ZM27 63H28V62H27ZM55 63L58 64V62H56V61H55ZM62 63H63V62H62ZM82 63H83V62H82ZM115 63H116V61H115ZM120 63H121V62H120ZM123 63H124V62H123ZM141 63H142V62H141ZM251 63H252V62H251ZM3 64H4V63H3ZM14 64H15V63H14ZM31 64H33V63H31ZM37 64H38V62H37ZM66 64H67V63H66ZM66 64L64 63V66H65ZM71 64H72V63H71ZM74 64H77V63H74ZM74 64H73V65H74ZM80 64H81V63H80ZM94 64H95V63H94ZM112 64H113V63H112ZM118 64H119V63H118ZM138 64H139V63H138ZM238 64H239V63H238ZM4 65H5V64H4ZM4 65H3V66H4ZM20 65H21V64H20ZM22 65H23V64H22ZM33 65H34V64H33ZM51 65H52V67H53V63H52ZM78 65H79V64H77V66H78ZM89 65H90V63H89ZM89 65H88V66H89ZM97 65L99 66V64H97ZM109 65H110V64H109ZM122 65H123V64H122ZM125 65H126V64H125ZM127 65H128V63H127ZM154 65H155V64H154ZM235 65H236V64H235ZM9 66H10V65H9ZM13 66H15V65H13ZM23 66H24V65H23ZM25 66H26V65H25ZM55 66H56V65H55ZM60 66H61V65H60ZM68 66H69V65H67V67H68ZM74 66H75V65H74ZM116 66H117V65H116ZM118 66H119V65H118ZM148 66H149V65H148ZM168 66H169V65H168ZM252 66H253V65H252ZM1 67H2V66H1ZM10 67H12V66H10ZM21 67H22V66H21ZM26 67H27V66H26ZM28 67H31V69H32V65H28ZM52 67H51V68H52ZM90 67H92V66H90ZM123 67H124V66H123ZM123 67H122V68H123ZM142 67H143V66H142ZM158 67H159V65H158ZM235 67H236V66H235ZM2 68H3V67H2ZM22 68H23V67H22ZM24 68H25V67H24ZM65 68H66V67H65ZM68 68H69V67H68ZM75 68H76V67H75ZM80 68H81V70H82V67H80ZM92 68H93V67H92ZM92 68H91V69H92ZM105 68H106V67H105ZM126 68H128V67H126ZM6 69H7V68H6ZM6 69H5V70H6ZM25 69H26V68H25ZM27 69H28V68H27ZM29 69H30V68H29ZM47 69H48V68H47ZM56 69H57V68H56ZM58 69H60V68H58ZM62 69H63V67H62ZM71 69H72V68H71ZM73 69H74V67H73ZM84 69H85V68H84ZM97 69H98V68H97ZM97 69H95V70H97ZM106 69H107V68H106ZM161 69H162V68H161ZM170 69H171V68H170ZM247 69H248V68H247ZM63 70H64V69H63ZM66 70H67V69H66ZM77 70H79V68H78ZM104 70H105V69H104ZM116 70H117V69H116ZM124 70H125V69H124ZM134 70H135V69H134ZM158 70H159V69H158ZM244 70H245V69H244ZM2 71H3V70H2ZM9 71H10V70H9ZM11 71H12V70H11ZM11 71H10V72H11ZM13 71H14V70H13ZM43 71H44V70H43ZM45 71H46V68H45ZM45 71H44V73L47 72V71H46V72H45ZM52 71H54V70L52 69ZM52 71L49 70V73H51ZM72 71H73V70H72ZM125 71H126V70H125ZM54 72H58V70H56V71H54ZM66 72H67V71H66ZM93 72H94V71H93ZM101 72H102V71H101ZM101 72H100V73H101ZM106 72H107V70H106ZM119 72H120V71H119ZM171 72H172V71H171ZM227 72H228V71H227ZM242 72H243V71H242ZM76 73H77V72H76ZM81 73H82V72H81ZM84 73H86V71H85ZM87 73H88V72H87ZM96 73H97V72H96ZM96 73H95V74H96ZM102 73H103V72H102ZM102 73H101V74H102ZM116 73H117V72H116ZM120 73H122V72H120ZM175 73H177V72H175ZM0 74H1V73H0ZM10 74H11V73H10ZM16 74H15V75H16ZM21 74H23V75H21ZM42 74H43V73H42ZM42 74H41V75H42ZM47 74H48V72H47ZM47 74H46V75H47ZM54 74H55V73H54ZM60 74H61V72H60ZM63 74H64V73H63ZM90 74H91V73H90ZM123 74H124V73H123ZM132 74H133V73H132ZM148 74H149V73H148ZM158 74H159V73H158ZM162 74H163V73H162ZM5 75H6V74H5ZM15 75H14V78L16 77ZM44 75H45V74H44ZM46 75H45V76H46ZM58 75H59V74H58ZM72 75H73V73H72ZM85 75H86V74H85ZM93 75H94V74H93ZM120 75H121V74H120ZM124 75H125V74H124ZM127 75H128V73H127ZM218 75H219V74H218ZM7 76H9V75L7 74ZM37 76H38V75H37ZM50 76H51V75H50ZM53 76H54V75H53ZM55 76H57V75L55 74ZM55 76H54V78L56 79ZM60 76H61V75H59V77H60ZM88 76H89V75H88ZM94 76H95V75H94ZM98 76H99V75H98ZM115 76H116V75H115ZM137 76H138V75H137ZM154 76H155V75H154ZM172 76H173V75H172ZM172 76H171V78H172ZM183 76H184V75H183ZM12 77H13V76H11L10 78H12ZM26 77H27V81H29L28 79H30V78H28V76H26ZM43 77H44V76H43ZM43 77H42V78H43ZM73 77H74V76H73ZM85 77H86V76H85ZM85 77H84V78H85ZM103 77H104V76H103ZM107 77H108V75H107ZM122 77H123V76H122ZM247 77H248V76H247ZM10 78H9V79H10ZM33 78L35 79V77H33ZM37 78H38V77H37ZM44 78H45V77H44ZM47 78H48V77H47ZM47 78H45V79L48 80ZM64 78H65V77H64ZM64 78H63V79H64ZM67 78H68V74H67ZM80 78H81V76H80ZM93 78H95V77H93ZM100 78H101V77H100ZM112 78L114 79V77H112ZM154 78H155V77H154ZM16 79H17V78H16ZM49 79H50V78H49ZM51 79H52V78H51ZM58 79H59V78H58ZM68 79H69V78H68ZM73 79H74V78H73ZM95 79H96V78H95ZM97 79H98V78H97ZM178 79H179V78H178ZM7 80H8V79H7ZM19 80H20V79H19ZM24 80H26V79H24ZM40 80H41V79H40ZM88 80H89V79H88ZM92 80H94V79H92ZM101 80H102V79H101ZM101 80H100V81H101ZM118 80H119V79H118ZM121 80H122V79H121ZM130 80H131V79H130ZM162 80H163V79H162ZM165 80H166V79H164L163 81H165ZM13 81H15V80H13ZM27 81H26V82H27ZM36 81H37V80H36ZM36 81H35V82H36ZM43 81H44V80H43ZM56 81H57V79H56ZM61 81H63V80L61 79ZM61 81H60V82H61ZM75 81H77V79H75ZM80 81H81V80H80ZM114 81H116V80L114 79ZM159 81H160V80H159ZM10 82H11V81H10ZM17 82H19V81H17ZM31 82H32V81H31ZM33 82H34V81H33ZM38 82H39V81H38ZM49 82L52 83V81H49ZM60 82H59V83H60ZM63 82H64V81H63ZM63 82H61V83L63 84ZM66 82H67V80H66ZM73 82H74V81H73ZM73 82H72V83H73ZM77 82H78V81H77ZM84 82H85V81H84ZM86 82H87V81H86ZM95 82H96V81H95ZM106 82H107V81H106ZM109 82H110V81H109ZM155 82H156V81H155ZM169 82H170V81H169ZM177 82H178V81H177ZM182 82H183V81H182ZM7 83H8V81H6V84H7ZM12 83H13L14 85L11 84V85H12L11 89L15 90V89H17L20 85H22V84H20V83H25V82L22 81V82H20V83H16V82H12ZM28 83H29V82H28ZM28 83H26L25 85H27ZM39 83H40V82H39ZM72 83H71V85H74V84H72ZM80 83H81V82H80ZM80 83H79V84H80ZM87 83H88V82H87ZM129 83H130V82H129ZM129 83H128V84H129ZM174 83H175V82H174ZM0 84H1V83H0ZM9 84H10V83H9ZM35 84H36V83H35ZM57 84H58V83H57ZM67 84H68V83H67ZM69 84H70V83H69ZM75 84H76V83H75ZM77 84H78V83H77ZM81 84H82V83H81ZM81 84H80V85H81ZM90 84H91V83H90ZM102 84H103V83H102ZM110 84H111V83H110ZM115 84H117V83L115 82ZM163 84H164V83H163ZM169 84H170V83H169ZM177 84H178V83H177ZM28 85H29V84H28ZM43 85H44V84H43ZM60 85H61V84H60ZM92 85H93V84H92ZM111 85H112V84H111ZM120 85H122V84H120ZM164 85H165V84H164ZM4 86H7V87H8V86H10V85H5V84H4ZM23 86H24V85H23ZM29 86H30V85H29ZM31 86H32V85H31ZM37 86H38V85H36L35 88H36ZM39 86H40V85H39ZM45 86H46V83H45ZM47 86H48V85H47ZM54 86H55V85H54ZM54 86H53V87H54ZM81 86H82V85H81ZM101 86H102V85H101ZM117 86H118V85H117ZM157 86H158V85H157ZM160 86H161V85H160ZM168 86H169V85H168ZM188 86H189V85H188ZM2 87H3V86H2ZM7 87H6V88H7ZM27 87H28V86H27ZM33 87H34V86H33ZM49 87H50V86H49ZM56 87H59V86H56ZM56 87H55V89H57ZM62 87H63V86H62ZM74 87H75V86H74ZM78 87H79V86H78ZM118 87H119V86H118ZM174 87H175V86H174ZM186 87H187V85H186ZM245 87H246V86H245ZM29 88H30V87H29ZM40 88H41V87H40ZM69 88H70V86H69ZM72 88H73V87H71V89H72ZM75 88H76V87H75ZM100 88H101V87H100ZM158 88H159V86H158ZM166 88H167V87H166ZM184 88H185V87H184ZM187 88H188V87H187ZM4 89H5V88H4ZM9 89H10V88L8 87V90H9ZM19 89H20V88H19ZM25 89H26V88H25ZM59 89H60V88H59ZM65 89H66V88H65ZM86 89H88L87 86H86ZM90 89H91V88H90ZM110 89H111V88H110ZM121 89H123V87H122ZM131 89H132V88H131ZM145 89H146V88H145ZM151 89H152V88H151ZM159 89H160V88H159ZM179 89H180V88H179ZM6 90H7V89H6ZM8 90H7V91H8ZM29 90H30V89H29ZM38 90H39V87H38ZM46 90H47V89H46ZM48 90H51V88H49ZM62 90H63V88H62ZM62 90H61V91H62ZM69 90H70V89H69ZM78 90H79V88H78ZM91 90H93V89H91ZM91 90H89V91H91ZM98 90H100V89H98ZM154 90H155V88H154ZM156 90H157V89H156ZM166 90H167V89H166ZM168 90H169V89H168ZM174 90H175V89H174ZM9 91H11V90H9ZM22 91H23V90H22ZM22 91H21V93H22ZM24 91H25V90H24ZM40 91H41V90H40ZM40 91H39V92H40ZM42 91H43V90H42ZM52 91H54V90H52ZM82 91H83V90H82ZM84 91H85V90H84ZM86 91H88V90H86ZM111 91H112V90H111ZM120 91H121V90H120ZM160 91H161V90H160ZM35 92H36V91L34 90V93H35ZM43 92H44V91H43ZM47 92H48V91H47ZM56 92H57V91H56ZM65 92H66V90H65ZM99 92H100V91H99ZM114 92H115V91H114ZM114 92H112V93H114ZM118 92H119V91H118ZM143 92H144V91H143ZM156 92H158V91H156ZM164 92H165V90H164ZM167 92H168V91H167ZM184 92H185V91H184ZM25 93H27V91H26ZM37 93H38V92H37ZM60 93H61V92H60ZM102 93H103V92H102ZM106 93L108 94V92H106ZM124 93H125V92H124ZM126 93H127V92H126ZM150 93H151V92H150ZM172 93H173V91H172ZM180 93H181V92H180ZM9 94H10V96L12 95L11 92H10ZM16 94L18 95L17 92H16ZM16 94H14V95L16 96ZM19 94H20V93H19ZM23 94H24V93H23ZM32 94H33V92H32ZM35 94H36V93H35ZM73 94L75 95L76 93H73ZM100 94H101V93H100ZM6 95H7V92H3V93L1 92V95H0V102H1V101L3 102V101L5 100ZM14 95H13V97H14ZM39 95H40V93H39ZM41 95H42V94H41ZM54 95H55V94H54ZM54 95H53V96H54ZM60 95H61V94H60ZM68 95H69V94H68ZM74 95H72V96H74ZM82 95H83V94H82ZM130 95H131V93H130ZM143 95H144V94H143ZM174 95H175V94H174ZM176 95H177V94H176ZM176 95H175V96H176ZM10 96H9V97H10ZM18 96H19V95H18ZM18 96L15 97V98L20 99ZM20 96L22 97L21 94H20ZM36 96H38V95H36ZM36 96L34 95V97H36ZM44 96H45V95H44ZM98 96H99V95H98ZM117 96H118V95H117ZM148 96H149V95H148ZM242 96H243V95H242ZM30 97H31V95H30ZM30 97H29V98H30ZM38 97H39V96H38ZM40 97H41V96H40ZM59 97H60V96H59ZM82 97H84V96H82ZM102 97H103V96H102ZM106 97H107V95H106ZM112 97H113V96H112ZM131 97H132V96H131ZM165 97H166V96H165ZM169 97H170V96H169ZM10 98H11V97H10ZM27 98H28V97H27ZM29 98H28V99H29ZM31 98L33 99V96H32ZM31 98H30V99H31ZM55 98H56V97H55ZM69 98H70V97H69ZM79 98L81 99V97H79ZM86 98H87V97H86ZM136 98H137V97H136ZM142 98H143V97H142ZM157 98H158V97H157ZM18 99H17V100L15 99L14 101L17 102ZM23 99H25L24 96H23ZM57 99H58V98H57ZM60 99H61V98H60ZM115 99H116V98H115ZM121 99H122V98H121ZM123 99H124V98H123ZM126 99H127V98H126ZM128 99H129V98H128ZM128 99H127V100H128ZM159 99H161V98H159ZM162 99H163V98H162ZM165 99H166V98H165ZM170 99H171V98H170ZM11 100H12V98H11ZM11 100H10V101H11ZM20 100H21V99H20ZM35 100H36V99H35ZM51 100H52V99H50V101H51ZM54 100H56V99H53V101H54ZM62 100H63V99H62ZM74 100H75V99H74ZM86 100H87V99H86ZM113 100H114V99H113ZM118 100H119V98H118ZM8 101H9V100H8ZM22 101L24 102V100H22ZM22 101H21V102H22ZM27 101H28V100H27ZM31 101L33 102V100H31ZM56 101H57V100H56ZM64 101H65V100H64ZM75 101H76V100H75ZM77 101H78V100H77ZM178 101H179V100H178ZM2 102H1V103H2ZM4 102H5V101H4ZM16 102H15V103H16ZM19 102H20V101H19ZM38 102H39V101H38ZM38 102H37V103H38ZM43 102H44V101H43ZM43 102H42V103H43ZM48 102H49V101H48ZM78 102H79V101H78ZM84 102H85V101H84ZM93 102H94V101H93ZM114 102H115V100H114ZM130 102H131V101H130ZM144 102H145V101H144ZM148 102H149V101H148ZM162 102H163V101H162ZM165 102H166V101H165ZM167 102H168V101H167ZM167 102H166V103H167ZM180 102H182V101H180ZM11 103H12V102H11ZM37 103H35V106H36ZM53 103H54V102H53ZM70 103H71V102H70ZM73 103H74V102H73ZM86 103H88V102H86ZM90 103H91V101H90ZM98 103H99V102H98ZM103 103H105V102H103ZM106 103H107V102H106ZM111 103H112V102H111ZM121 103H122V102H121ZM123 103H124V102H123ZM150 103H151V102H150ZM170 103H171V102H170ZM170 103H169V104H170ZM2 104H4V103H2ZM13 104H14V103H13ZM13 104H12V105H13ZM18 104H19V103H18ZM23 104H25V103H23ZM26 104H27V102H26ZM29 104H30V103H29ZM55 104H56V102H55ZM68 104H69V102H68ZM76 104H77V103H76ZM116 104H118V103H116ZM124 104H125V103H124ZM137 104H138V103H137ZM148 104H149V103H148ZM187 104H188V102H187ZM6 105H8V104H5V106H6ZM32 105L34 106V104H32ZM37 105H39V104H37ZM41 105H42V104H41ZM45 105H46V104H45ZM47 105H49V104H47ZM82 105H83V104H82ZM86 105H87V104H86ZM88 105H89V104H88ZM126 105H127V104H126ZM193 105H194V104H193ZM5 106H4V107H5ZM15 106H16V105H15ZM15 106H14V107H15ZM21 106L23 107V105H20V108H21ZM30 106H31V104H30ZM56 106H57V105H56ZM74 106H75V105H74ZM84 106H85V105H84ZM89 106H90V105H89ZM110 106H111V105H110ZM122 106H123V105H122ZM130 106H131V105H130ZM9 107H10V104H9ZM9 107H6L5 110H6L7 108H9ZM12 107H13V106H12ZM16 107H18V106H16ZM16 107H15V108H16ZM25 107H26V105H25ZM27 107H29V106H27ZM40 107H41V106H40ZM48 107H49V106H48ZM51 107H52V105H51ZM51 107H50V108H51ZM53 107H54V106H53ZM90 107H91V106H90ZM90 107H89V108H90ZM142 107H143V106H142ZM146 107H147V106H146ZM190 107H191V106H190ZM194 107H196V106L194 105ZM20 108H19V110H20ZM23 108H24V107H23ZM32 108H34V107H32ZM37 108H38V106H37ZM42 108H43V107H42ZM85 108H86V107H85ZM106 108H107V107H106ZM110 108H111V107H110ZM120 108H121V107H120ZM122 108H123V107H122ZM125 108H126V107H125ZM139 108H140V107H139ZM165 108H166V107H165ZM201 108H202V107H201ZM12 109H13V108H12ZM16 109H17V108H16ZM16 109H15V110H16ZM46 109H47V108H46ZM90 109H91V108H90ZM98 109H99V108H98ZM113 109H115V108H113ZM134 109H135V108H134ZM153 109H154V108H153ZM13 110H14V109H13ZM24 110H25V109H24ZM47 110H49V109H47ZM51 110H52V109H51ZM54 110H55V109H54ZM83 110H84V109H83ZM130 110H131V109H130ZM145 110H146V109H145ZM154 110H155V109H154ZM157 110H158V109H157ZM200 110H201V109H200ZM1 111H2V110H1ZM7 111H9V110H7ZM21 111H22V110H21ZM31 111H32V110H31ZM34 111H35V109H34ZM36 111H38V110H36ZM44 111L47 112L46 110H44ZM52 111H53V110H52ZM80 111H81V110H80ZM87 111H88V110H87ZM115 111H116V110H115ZM119 111H121V110L119 109ZM135 111H136V110H135ZM139 111H140V110H139ZM142 111H143V110H142ZM167 111H168V110H167ZM171 111H173V110L171 109ZM180 111H181V110H180ZM180 111H179V112H180ZM4 112H5V111H4ZM10 112H11V110H10ZM13 112H15V111H13ZM16 112H17V111H16ZM16 112H15V113H16ZM19 112H20V111H18V113H19ZM28 112H29V111H28ZM55 112H56V111H55ZM85 112H86V111H85ZM89 112H92V110L89 111ZM116 112H117V111H116ZM121 112H122V111H121ZM121 112H120V113H121ZM123 112H124V110H123ZM136 112H138V111H136ZM185 112H187V111L185 110ZM195 112H196V111H195ZM6 113H7V112H6ZM15 113H13V114H15ZM23 113L25 114V112H23ZM39 113H43V112L40 111ZM82 113H83V111H82ZM94 113H95V112H93V113L90 114V115H93ZM108 113H109V112H108ZM108 113H106V115H107ZM112 113H113V112H112ZM140 113H141V112H140ZM147 113H148V112H147ZM159 113H160V112H159ZM164 113H165V112H164ZM172 113H173V112H172ZM177 113H178V112H177ZM183 113H184V112H182V114H183ZM201 113H203V112H201ZM204 113H205V112H204ZM260 113H261V112H260ZM11 114H12V113H11ZM13 114H12V115H13ZM19 114H20V113H19ZM24 114H23V115H24ZM27 114H28V113H27ZM29 114H30V113H29ZM33 114H34L33 116H34V118H35V116H36L35 114H36V113H33ZM49 114H50V113H49ZM52 114H53V113H52ZM58 114H59V113H58ZM87 114H88V113H87ZM117 114H118V113H117ZM121 114H122V113H121ZM121 114H120V116H121ZM123 114H124V113H123ZM123 114H122V115H123ZM134 114H135V113H134ZM141 114H142V113H141ZM141 114H140V115H141ZM143 114H144V113H143ZM143 114H142V115H143ZM182 114H181V115H182ZM198 114L200 115V113H198ZM23 115L21 114V117H22ZM62 115H65V114H62ZM99 115H100V114H99ZM114 115H115V114H114ZM135 115H136V114H135ZM138 115H139V114H138ZM144 115H145V114H144ZM160 115H161V114H160ZM167 115H168V114H167ZM167 115H166V116H167ZM17 116H18V115L16 114V118H17ZM26 116H27V115H26ZM30 116H31V115L28 116V119H29ZM80 116H81V115H80ZM93 116H94V115H93ZM96 116H97V115H96ZM96 116H95V117H96ZM103 116H104V115H103ZM110 116H111V115H110ZM116 116H117V115H116ZM116 116H114V117H116ZM127 116H128V115H127ZM130 116H132V115H130ZM174 116H175V115H174ZM177 116H178V115H177ZM177 116H175V117H177ZM190 116H191V114H190ZM190 116H189V117H190ZM202 116H203V115H202ZM14 117H15V116H14ZM36 117H37V116H36ZM46 117H47V116H46ZM49 117H50V116H49ZM54 117H55V116H54ZM59 117H60V116H59ZM67 117H68V115H67ZM70 117H71V116H69L68 119H70ZM82 117H83V116H82ZM84 117H87V116L84 115ZM98 117H99V116H98ZM117 117H118V116H117ZM123 117H125V116H123ZM123 117H121V118H123ZM142 117H143V116H142ZM145 117H146V116H145ZM150 117H151V116H150ZM167 117H168V116H167ZM167 117H165V118H167ZM169 117L171 118V116H169ZM179 117H180V116H179ZM183 117H184V116H183ZM195 117H196V116H195ZM212 117H213V116H212ZM37 118H38V117H37ZM40 118H42V117H40ZM52 118H53V117H52ZM52 118H50V119H52ZM55 118H56V117H55ZM63 118H64V117H63ZM72 118H73V117H72ZM75 118H76V117H75ZM78 118H79V117H78ZM80 118H81V117H80ZM80 118H79V119H80ZM88 118H89V117H88ZM96 118H97V117H96ZM103 118H104V117H103ZM133 118H134V117H133ZM157 118H158V117H157ZM160 118H161V117H160ZM186 118H187V120H188V117H185V118H183V119H186ZM193 118H194V117H193ZM18 119H19V118H18ZM22 119H24V117H23ZM42 119H43V118H42ZM50 119H49V120H50ZM60 119H62V118L60 117ZM68 119H67V120H68ZM85 119H87V118H85ZM85 119H84V120H85ZM139 119H140V118H139ZM152 119H153V118H152ZM175 119H176V118H175ZM190 119H191V118H190ZM204 119H205V118H204ZM3 120H4V119H3ZM9 120H10V119H9ZM14 120H15V119H14ZM14 120H13V121H14ZM29 120H31V119H29ZM44 120H46V119H44ZM54 120H55V119H54ZM56 120H57V119H56ZM62 120H64V119H62ZM73 120H74V119H73ZM92 120H93V119H92ZM92 120H91V121H92ZM109 120H110V119H109ZM118 120H119V118H118ZM135 120H137V119H135ZM135 120H133V122H134ZM158 120H159V119H158ZM177 120H178V119H177ZM195 120H196V118H195ZM33 121H34V119H32V122H33ZM36 121H37V120H36ZM46 121H47V120H46ZM50 121H51V120H50ZM52 121H53V119H52ZM52 121H51V122H52ZM74 121H75V120H74ZM76 121H77V120H76ZM79 121H80V120H79ZM81 121H82V119H81ZM86 121H87V120H86ZM97 121H98V120H97ZM113 121H114V120H113ZM141 121H142V120H141ZM143 121L145 122V118H144ZM147 121H148V120H147ZM149 121H150V119H149ZM151 121H152V120H151ZM162 121H164V119H163ZM190 121H191V120H190ZM201 121H203V120H201ZM204 121H205V120H204ZM22 122H26V120H25V121L22 120ZM28 122H29V121H28ZM28 122H26V125H27ZM44 122H45V121H44ZM47 122H49V121H47ZM51 122H50L49 124H52ZM53 122H54V121H53ZM64 122H65V121H64ZM64 122H63V123H64ZM95 122H96V121H95ZM99 122L103 123L102 121H99ZM111 122H112V121H111ZM122 122H123V121H122ZM131 122H132V120H131ZM131 122H130V123H131ZM138 122H139V121H138ZM138 122H137V125H138ZM154 122H155V121H154ZM158 122H159V121H158ZM169 122H170V121H169ZM179 122H180V121H179ZM186 122H187V121H186ZM192 122L195 123L194 121H192ZM9 123H10V122H9ZM17 123H18V122H17ZM30 123H31V122H30ZM56 123H58V121H57ZM56 123H53V124H56ZM66 123H69V122H66ZM71 123H72V122H71ZM92 123H93V122H92ZM104 123H107V122L104 121ZM114 123H115V121H114ZM117 123H119V122H117ZM117 123H115V124L117 125ZM135 123H136V122H135ZM142 123H143V122H142ZM142 123H141V125H142ZM165 123H166V120H165ZM172 123H173V121H172ZM187 123H188V126H190V122H187ZM33 124H34V122H33ZM33 124H32L33 128H36L37 126L34 127ZM42 124H43V123H42ZM46 124H47V123H46ZM58 124H60V123H58ZM84 124H85V121H84ZM84 124H83V125H84ZM89 124H91V123H89ZM124 124H126V123H124ZM139 124H140V123H139ZM151 124H153V123H151ZM154 124H155V123H154ZM154 124L151 125V126H154ZM161 124H162V123H161ZM168 124L170 125V123H167V125H168ZM185 124H186V123H185ZM191 124H192V123H191ZM16 125H17V124H16ZM26 125H25V126H26ZM35 125H36V124H35ZM43 125H45V124H43ZM43 125H41V126H43ZM60 125H61V124H60ZM65 125H66V124H65ZM67 125H68V124H67ZM73 125H74V124H73ZM77 125H78V124H77ZM85 125H86V124H85ZM99 125H100V124H99ZM109 125H110V124H109ZM119 125L122 127V124H119ZM119 125H118V126H119ZM146 125H147V124H146ZM164 125H166V124H164ZM172 125H173V124H172ZM172 125H171V126H172ZM192 125H193V124H192ZM225 125H226V124H225ZM231 125H232V124H231ZM236 125H237V124H236ZM23 126H24V124L22 125V127H23ZM28 126H29V125H28ZM30 126H31V124H30ZM45 126H46V125H45ZM48 126H49V125H48ZM54 126H55V125H54ZM56 126H57V125H56ZM74 126H75V125H74ZM86 126H87V125H86ZM90 126H91V125H90ZM102 126H103V125H102ZM157 126H159V125H157ZM160 126H161V125H160ZM226 126H228V124H227ZM249 126H250V125H249ZM46 127H47V126H46ZM60 127H61V126H60ZM63 127H65V126L63 125ZM70 127H71V126H70ZM70 127H69V128H70ZM84 127H85V126H84ZM92 127H94V126H92ZM97 127H98V126H97ZM103 127H106V126H103ZM113 127H114V126H113ZM115 127H117V126H115ZM121 127H120V128H121ZM123 127H124V126H123ZM123 127H122V128H123ZM125 127H126V125H125ZM138 127H139V126H138ZM147 127H148V126H147ZM192 127H193V126H192ZM229 127H230V126H229ZM232 127H233V126H232ZM0 128H1V127H0ZM12 128H13V127H12ZM27 128H28V127H27ZM30 128H31V127H30ZM56 128H58V127H56ZM67 128H68V127H67ZM85 128H86V127H85ZM107 128L109 129V127H107ZM120 128H119V130H120ZM134 128H135V127H134ZM159 128H160V127H159ZM164 128H166V127L164 126ZM167 128H168V126H167ZM176 128H177V127H176ZM221 128H222V127H221ZM226 128H227V127H226ZM7 129H8V128H7ZM17 129H18V128H17ZM23 129H25V128L23 127ZM23 129H18V130L20 131V132H19V136H20V133L23 135V132H24V131H22ZM39 129H40V128H39ZM42 129H45V128H42ZM48 129H49V128H48ZM63 129H64V128H63ZM75 129H76V128H75ZM83 129H84V128H83ZM88 129H89V128H88ZM91 129H92V128H91ZM97 129H98V128H97ZM104 129H105V128H104ZM111 129H112V128H111ZM115 129H116V128H115ZM127 129H128V128H126V130H127ZM130 129H132V128H130ZM135 129H136V128H135ZM146 129H147V128H146ZM152 129H153V128H152ZM190 129H191V128H190ZM224 129H225V128H224ZM229 129H230V128H229ZM29 130L31 131V129H29ZM40 130H41V129H40ZM51 130H52V129H51ZM65 130H66V129H65ZM67 130H68V129H67ZM67 130H66V132H67ZM73 130H74V129H73ZM76 130H77V129H76ZM112 130H113V129H112ZM123 130H124V129H123ZM144 130H145V129H144ZM153 130H154V129H153ZM155 130H156V129H155ZM180 130H181V129H180ZM194 130H195V129H194ZM198 130H199V129H198ZM198 130H197V132H198ZM213 130H214V129H213ZM6 131H7V130H6ZM36 131H37V130H36ZM42 131H43V130H42ZM59 131H60V129H59ZM62 131H63V130H62ZM83 131H84V130H83ZM85 131H86V129H85ZM103 131H104V130H103ZM110 131H111V130H110ZM127 131H128V130H127ZM127 131H126V132H127ZM175 131H176V130H175ZM178 131H179V130H178ZM184 131H186V130H184ZM200 131H201V130H200ZM31 132H32V131H31ZM45 132H46V131H45ZM47 132H48V131H47ZM51 132H52V131H51ZM51 132H48V133H51ZM53 132H54V131H53ZM78 132H79V131H78ZM94 132H96V131H94ZM99 132H101V131H99ZM112 132H114V131H112ZM112 132H111V133H112ZM115 132H116V131H115ZM117 132H118V131H117ZM120 132H121V131H119V133H120ZM126 132H125V134H127ZM131 132L133 133L134 131H131ZM154 132H155V131H154ZM163 132H165V131H163ZM239 132H240V131H239ZM0 133L2 134V132H0ZM12 133H13V134H12ZM15 133H18V132H17V131H13V129H12V131H9V132L7 131V132H5V133H4V131H3V135L7 138L8 141H10L9 138L11 137V135H12V137H14L13 135H14ZM26 133H28V131H26ZM82 133H83V132H82ZM92 133H93V132H92ZM103 133H104V132H103ZM106 133H107V132H106ZM129 133H130V132H129ZM132 133H131V134H128V135H132ZM134 133H135V132H134ZM143 133H144V131H143ZM143 133H142V134H143ZM149 133H150V132H149ZM182 133H183V132H182ZM226 133H228V132L226 131ZM24 134H25V133H24ZM28 134H29V133H28ZM28 134H25V137H26V135L28 136ZM30 134H31V133H30ZM51 134H52V133H51ZM55 134H56V133H54V135H55ZM62 134H64V133H62ZM68 134H69V132H68ZM77 134H78V133H77ZM77 134H76V135H77ZM90 134H91V133H90ZM90 134H89V135H90ZM135 134H136V133H135ZM139 134H140V133H139ZM169 134H170V133H169ZM171 134H172V133H171ZM199 134H200V133H199ZM199 134H198V136H199ZM201 134H202V133H201ZM214 134H215V133H214ZM6 135H7V136H6ZM71 135H72V134H71ZM86 135H87V134H86ZM104 135H105V134H104ZM116 135L118 136V134H116ZM128 135H127V136H128ZM137 135H138V134H137ZM140 135H141V134H140ZM140 135H139V136H140ZM145 135H146V134H145ZM192 135H193V134H192ZM237 135H238V134H237ZM15 136H16V135H15ZM23 136H24V135H23ZM29 136H30V135H29ZM46 136H47V134H46ZM62 136H63V135H62ZM62 136H61V137H62ZM65 136H67V135H65ZM72 136H73V135H72ZM74 136H75V135H74ZM78 136H79V135H78ZM81 136H82V134H81ZM87 136H88V135H87ZM97 136H98V135H97ZM105 136L107 137V135H105ZM108 136H111V135H109V133H108ZM121 136H122V135H121ZM139 136H137V137H139ZM143 136H144V134H143ZM147 136H148V135H147ZM147 136H145L146 139L148 138ZM152 136H153V135H152ZM169 136H170V135H169ZM186 136H187V135H186ZM215 136H216V135H215ZM223 136H224V135H223ZM8 137H9V138H8ZM33 137H34V136H33ZM49 137H51V136H49ZM52 137H53V136H52ZM56 137H57V136H56ZM76 137H77V136H76ZM98 137H99V136H98ZM98 137H97V139H98ZM101 137H104V136L101 135ZM114 137H115V136H114ZM133 137H134V136H133ZM140 137H141V136H140ZM209 137H210V136H209ZM224 137H225V136H224ZM229 137H230V136H229ZM236 137H237V136H236ZM236 137H235V138H236ZM27 138H28V137H27ZM34 138H35V137H34ZM69 138L72 139L71 136H70ZM78 138H79V137H78ZM80 138H81V137H80ZM93 138H94V137H93ZM110 138H112V137H110ZM116 138H117V137H116ZM142 138H143V137H142ZM142 138H141V139H142ZM150 138H151V137H150ZM168 138H169V137H168ZM168 138H167V139H168ZM178 138H179V137H178ZM180 138H181V137H180ZM184 138H185V137H184ZM221 138H223V137H221ZM244 138H245V137H244ZM4 139H5V138H4ZM4 139H3V140H4ZM21 139H22V138H21ZM29 139H30V138H29ZM67 139H68V138H67ZM83 139H85V138H83ZM95 139H96V138H95ZM95 139H93L92 142H94ZM97 139H96V142H95V143H97ZM104 139H105V138H104ZM125 139H126V137H125ZM127 139H128V138H127ZM138 139H140V138H138ZM138 139H137V140H138ZM152 139H153V138H152ZM160 139H161V138H160ZM160 139H159V140H160ZM0 140H1V139H0ZM5 140H6V139H5ZM5 140H4V142H5ZM38 140H39V139H38ZM58 140H59V139H58ZM78 140H79V139H78ZM101 140H102V142L104 141L103 139H101ZM105 140L107 141V139H105ZM110 140H111V139H110ZM114 140H117V139L114 138ZM121 140H124V138L121 139ZM148 140H150V139H148ZM154 140H155V139H154ZM164 140H165V139H164ZM164 140H163V138H162V141H164ZM179 140H180V139H179ZM221 140H222V139H220V141H221ZM231 140H232V139H231ZM22 141H23V139H22ZM31 141H32V140H31ZM54 141H55V140H54ZM54 141H53V142H54ZM59 141H60V140H59ZM59 141H58V142H59ZM64 141H65V140H64ZM68 141H69V140H68ZM99 141H100V139H99ZM108 141H109V140H108ZM108 141H107V143H108ZM112 141H113V139H112ZM126 141H127V140H126ZM134 141H135V140H134ZM141 141H142V140H141ZM155 141H156V140H155ZM155 141H154V142H155ZM170 141H171V140H170ZM215 141H216V140H215ZM217 141H218V140H217ZM220 141H219V143H220ZM36 142H37V141H36ZM58 142H57V143H58ZM61 142H63V141H61ZM78 142H79V141H78ZM78 142H77V143H78ZM80 142H81V141H80ZM85 142L87 143V141H85ZM109 142H110V141H109ZM120 142H121V141H120ZM120 142L118 141V143H120ZM128 142H130V141L128 140ZM131 142H132V144L134 143L132 139H131ZM131 142H130V143H131ZM142 142H144V141H142ZM146 142H147V141H146ZM235 142H236V141H235ZM239 142H240V141H239ZM2 143H3V142H2ZM5 143H9V142H5ZM18 143H19V142H18ZM55 143H56V142H55ZM64 143H66V142H64ZM82 143H83V142H82ZM82 143H81V145H82ZM89 143H90V142H89ZM126 143H127V142H125V144H126ZM136 143H137V141H136ZM139 143H140V142H139ZM144 143H145V142H144ZM147 143H148V142H147ZM150 143H152V141H151ZM162 143H163V142H162ZM169 143H170V142H169ZM181 143H182V142H181ZM209 143H212V142H209ZM221 143H223V142H221ZM227 143H228V142H227ZM3 144H4V143H3ZM3 144H2V145H3ZM15 144H16V142H15ZM31 144H32V143H31ZM87 144H88V143H87ZM103 144H105V143L103 142ZM110 144H111V143H110ZM114 144H115V143H114ZM122 144H124V143H122ZM127 144H128V143H127ZM141 144H142V143H141ZM165 144H166V143H165ZM174 144H175V143H174ZM176 144H177V143H176ZM212 144H213V143H212ZM212 144H211V145H212ZM215 144H216V143H215ZM235 144H238V143H235ZM0 145H1V144H0ZM7 145H8V144H7ZM58 145H59V143H58ZM64 145H65V144H64ZM85 145H86V144H85ZM88 145H89V144H88ZM119 145H120V144H119ZM136 145H139V144H136ZM136 145H135V147H136ZM143 145H144V144H143ZM145 145H147V144H145ZM149 145H150V144H149ZM152 145H153V144H152ZM178 145H179V144H178ZM232 145H233V143H232ZM232 145H231L230 147H232ZM11 146H12V145H11ZM14 146H15V145H14ZM42 146H43V145H42ZM44 146H45V145H44ZM68 146H69V145H68ZM82 146H83V145H82ZM82 146H81V147H82ZM89 146H90V145H89ZM93 146H95V145H93ZM107 146H108V144L106 145V147H107ZM116 146H118V145H116ZM122 146H123V145H122ZM128 146H129V145H128ZM130 146H131V145H130ZM156 146H157V145H156ZM156 146H155V147H156ZM159 146H162V145H159ZM172 146H173V145H172ZM175 146H176V145H175ZM183 146H184V144H183ZM208 146H209V145H208ZM220 146H221V145H220ZM220 146H219V147H220ZM236 146H237V145H236ZM255 146H256V145H255ZM3 147H5V146H3ZM36 147H38V146H36ZM96 147H97V146H96ZM96 147H95V148H96ZM111 147H112V145H111ZM118 147H119V146H118ZM123 147H124V146H123ZM190 147H191V146H190ZM216 147H217V146H216ZM234 147H235V146H233V148H234ZM7 148H9V146H7ZM48 148H49V147H48ZM77 148H78V147H77ZM82 148H84V146H83ZM91 148H92V147H91ZM100 148H101V146H100ZM100 148L97 147L96 149H100ZM103 148H104V147H103ZM121 148H122V147H120V149H121ZM124 148H125V147H124ZM126 148H127V146H126ZM129 148H130V147H129ZM145 148H147V146H146ZM149 148H150V147H149ZM149 148H148V149H149ZM167 148H168V147H167ZM195 148H196V147H195ZM198 148H199V147H198ZM237 148H238V147H237ZM4 149H5V148H4ZM12 149H13V148H12ZM12 149L10 148V150H12ZM34 149H35V148H34ZM60 149H61V148H60ZM63 149H65V148H63ZM68 149H69V148H68ZM72 149H73V145H72ZM72 149H71V150H72ZM78 149H80V148H78ZM78 149H77V150H78ZM84 149H85V148H84ZM84 149H80V150H84ZM107 149H108V148H106L105 151H106ZM112 149H113V147H112ZM118 149H119V148H118ZM120 149L118 150L119 152H120ZM130 149H131V148H130ZM130 149H129V151H130ZM132 149H134V147H133ZM135 149H136V148H135ZM152 149H153V147H152ZM156 149H157V148H156ZM163 149H164V148H163ZM163 149H162V151H163ZM175 149H176V148H175ZM183 149H184V148H183ZM210 149H211V148H210ZM0 150H1V149H0ZM5 150H6V149H5ZM53 150H54V149H53ZM61 150H62V149H61ZM69 150H70V149H69ZM69 150H68V151H69ZM71 150H70V151H71ZM86 150H87V149H86ZM94 150H95V149H94ZM101 150H102V148H101ZM108 150H109V149H108ZM121 150H122V149H121ZM125 150L127 151L128 149H125ZM137 150H139V149H137ZM140 150H141V149H140ZM150 150H151V149H150ZM166 150H167V149H166ZM189 150H190V149H189ZM189 150H188V151H189ZM206 150H207V149H206ZM214 150H216V149H214ZM225 150H226V149H225ZM239 150H240V149H239ZM239 150H237V151H239ZM260 150H261V149H260ZM2 151H3V148H2ZM7 151H8V150H7ZM13 151L15 152V150H13ZM13 151H12V152H13ZM26 151H28V150H26ZM31 151H32V150H31ZM34 151H35V150H34ZM34 151H33V152H34ZM39 151H40V149H39ZM42 151H46V150H42ZM42 151H41V152H42ZM51 151H52V150H51ZM51 151L49 152V154L52 153ZM56 151H57V150H54V152H56ZM64 151H65V150H64ZM87 151H88V150H87ZM89 151H91V150H89ZM103 151H104V149H103ZM115 151H117V149H116ZM123 151H124V149H123ZM123 151H122V152H123ZM142 151H143V150H142ZM170 151H171V150H170ZM174 151H176V150H174ZM178 151H179V150H178ZM232 151H233V150H232ZM257 151H258V150H257ZM261 151H262V150H261ZM12 152H11V153H12ZM14 152H13V153H14ZM46 152H47V151H46ZM66 152H67V150H66ZM74 152H75V151H74ZM76 152H78V151H76ZM82 152H83V151H82ZM92 152H93V150H92ZM119 152H118V153H119ZM132 152H133V151H132ZM151 152H152V151H151ZM151 152H150V153H151ZM153 152H154V151H153ZM182 152H183V151H182ZM198 152H199V151H198ZM207 152H208V151H207ZM43 153H44V152H43ZM43 153H42V154H43ZM58 153H59V152H58ZM87 153H88V152H87ZM98 153L100 154V151H99ZM108 153H109V152H108ZM110 153H111V152H110ZM110 153H109V154H110ZM116 153H117V152H116ZM118 153H117V154H118ZM129 153H130V152H129ZM129 153H128V154H129ZM134 153H135V152H134ZM140 153H141V152H140ZM144 153H145V152H144ZM161 153H164V152H161ZM161 153H160V154H161ZM175 153H176V152H175ZM241 153H242V152H241ZM243 153H244V151H243ZM0 154H1V152H0ZM4 154H6V152H5ZM24 154H25V153H24ZM36 154H38L37 151H36ZM36 154H35V155H36ZM46 154H47V153H46ZM49 154H48V155H49ZM55 154H56V153H55ZM65 154H66V153H65ZM65 154H64V155H65ZM67 154H68V153H67ZM70 154L73 155V152H71ZM121 154H122V153H121ZM126 154H127V153H126ZM131 154H132V156H133V153H131ZM142 154H143V153H142ZM142 154H140V157H142V156H141ZM155 154H156V153H154V155H155ZM165 154H166V153H165ZM168 154H170V153H168ZM244 154H245V153H244ZM247 154H248V153H247ZM252 154H253V153H252ZM10 155H11V154H10ZM53 155H54V154H53ZM58 155H59V154H58ZM64 155H63V156H64ZM89 155H90V154H89ZM96 155H97V154H96ZM111 155L113 156V154H111ZM111 155H109V156H111ZM134 155H137V154H134ZM154 155H152V156H154ZM157 155H158V154H157ZM161 155H162V154H161ZM204 155H205V154H204ZM258 155H259V153H258ZM262 155H264V154H262ZM2 156H3V155H2ZM6 156L9 157V155H6ZM17 156H18V154H17ZM33 156H34V155H33ZM38 156H39V154H38ZM41 156H42V155H41ZM43 156H44V154H43ZM79 156H80V155H79ZM79 156H78V157H79ZM100 156H102V158H103V155H100ZM119 156H121V155H119ZM122 156H123V155H122ZM162 156H163V155H162ZM165 156H166V155H164V158H165ZM170 156H171V155H170ZM186 156H187V154H186ZM189 156H191V155H189ZM223 156H224V155H223ZM229 156H231V155H229ZM8 157H7V158H8ZM15 157H16V156H15ZM20 157H21V156H20ZM29 157L32 158L31 155H29ZM54 157H55V156H54ZM60 157L62 158V155H61ZM71 157L73 158V156H71ZM76 157H77V156H76ZM88 157H89V156H88ZM94 157H96V156L94 155ZM127 157H129V155H127L126 158H127ZM135 157H137V156H135ZM138 157H139V156H138ZM140 157H139V158H140ZM149 157H150V155H149ZM158 157H160V155H158ZM158 157H157V158H158ZM250 157H251V156H250ZM250 157H249L248 160L251 159ZM253 157H254V156H253ZM0 158H1V156H0ZM5 158H6V157H5ZM23 158H24V157H23ZM30 158H29V159H30ZM35 158H37V157H35ZM40 158H41V157H40ZM40 158H39V159H40ZM42 158H43V157H42ZM50 158H51V157H50ZM56 158H58V157H56ZM98 158H99V157H98ZM98 158H96V159H98ZM104 158H106V157L104 156ZM110 158H111V157H110ZM112 158H114V157H112ZM129 158H130V157H129ZM129 158H128V159H129ZM133 158H134V156H133ZM151 158L153 159V157H151ZM190 158H191V157H190ZM190 158H189V159H190ZM242 158H243V157H242ZM33 159H34V158H33ZM39 159H38V160H39ZM45 159H46V158H45ZM52 159H53V158H52ZM54 159H55V158H54ZM59 159H60V158H59ZM59 159H57V160H59ZM65 159H66V156H65ZM68 159H70V155H69ZM73 159H74V158H73ZM75 159H76V158H75ZM78 159H79V158H78ZM81 159H82V158H81ZM86 159H87V158H86ZM86 159H85V160H86ZM108 159H109V157H108ZM115 159H116V156H115ZM118 159H120V158H118ZM118 159H117V160H118ZM131 159H132V158H131ZM131 159H130V160H131ZM140 159H141V158H140ZM146 159H147V158L145 157L144 160H146ZM149 159H150V158H149ZM154 159H156V158H154ZM158 159H159V158H158ZM187 159H188V158H187ZM217 159H218V158H217ZM227 159H228V158H227ZM256 159H257V158H256ZM0 160H1V159H0ZM5 160H6V159H5ZM5 160H3V161H5ZM41 160H43V159H41ZM55 160H56V159H55ZM60 160H61V159H60ZM63 160H64V159H62V161H63ZM90 160H91V159H90ZM93 160H94V159H93ZM99 160H100V159H99ZM130 160H129V161H130ZM134 160H135V161H136V160L138 161V159H135V158H134ZM142 160H143V159H142ZM160 160H161V158H160ZM175 160H177V159H175ZM180 160H181V159H180ZM242 160H243V159H242ZM1 161H2V160H1ZM23 161H24V160H23ZM26 161H27V159H26ZM30 161H31V164H32V160H30ZM44 161H45V160H44ZM47 161H48V159H47ZM50 161H52V160H50ZM68 161H69V160H68ZM71 161H72V160H71ZM77 161H78V160H77ZM77 161H76V162H77ZM110 161H111V159H110ZM113 161H114V160H113ZM120 161H121V160H120ZM122 161H123V160H122ZM135 161H134V162H135ZM166 161H167V160H166ZM172 161H173V160H172ZM185 161H186V160H185ZM214 161H215V160H214ZM220 161H221V160H220ZM224 161H226V160H224ZM253 161H255V160H253ZM20 162H21L22 165H23L22 160H21ZM36 162H37V161H36ZM36 162H35L34 164H36ZM60 162H61V161H60ZM69 162H70V161H69ZM69 162H68V163H69ZM82 162H83V161H82ZM93 162H94V161H93ZM102 162H103V161H102ZM102 162H101V163H102ZM132 162H133V160H132ZM140 162H141V161H140ZM143 162H144V161H143ZM148 162H149V161H148ZM168 162H169V161H168ZM186 162H187V161H186ZM2 163H3V162H2ZM26 163H28V161H27ZM56 163H58V162H56ZM64 163H65V162H64ZM66 163H67V162H66ZM79 163H80V160H79ZM79 163H77L76 165H78ZM87 163H88V161H87ZM97 163H98V162H96L95 165H96ZM101 163H100V165H101ZM104 163H105V162H104ZM111 163H112V162H111ZM111 163H110V164H111ZM119 163H120V162H119ZM119 163H118V165H120ZM123 163H125V160H124ZM155 163H156V162H155ZM157 163H158V162H157ZM160 163H161V162H160ZM162 163H163V162H162ZM166 163H167V162H166ZM170 163H172V162H170ZM187 163L189 164V162H187ZM210 163H211V161H210ZM0 164H1V163H0ZM10 164H11V163H10ZM37 164H38V163H37ZM41 164H42V162H41ZM53 164H54V163H53ZM69 164H70V163H69ZM72 164H73V163H72ZM126 164L128 165L127 161H126L125 165H126ZM130 164H131V162H130ZM138 164H139V163H138ZM153 164H154V163H153ZM158 164H159V163H158ZM164 164H165V163H164ZM208 164H209V163H208ZM26 165H27V164H26ZM38 165H39V164H38ZM43 165H44V164H43ZM45 165H47V164H45ZM51 165H52V164H51ZM80 165H82V163H81ZM93 165H94V163H93ZM95 165H94V166H95ZM104 165H105V164H104ZM104 165H103V166H104ZM116 165H117V164H116ZM121 165H122V164H121ZM121 165H120V166H121ZM133 165H134V164H133ZM133 165H132V166H133ZM135 165H136V164H135ZM142 165H144V164H142ZM149 165H150V164H149ZM156 165H157V164H156ZM160 165H161V164H160ZM160 165H159V167L163 166V165H161V166H160ZM178 165H179V164H178ZM201 165H202V164H201ZM205 165H206V164H205ZM220 165H221V163H220ZM248 165H249V164H248ZM250 165H251V164H250ZM252 165H253V164H252ZM27 166H28V165H27ZM29 166H31V168H32V165H29ZM55 166H56V165H54V168H55ZM59 166H60V165H59ZM91 166H92V165H91ZM112 166L115 167V164L112 165ZM128 166H130V165H128ZM128 166H127V167H128ZM164 166H165V165H164ZM166 166H167V165H166ZM168 166H169V165H168ZM168 166H167V167H168ZM182 166H183V165H182ZM189 166H190V164H189ZM228 166H229V164H228ZM8 167H9V165H8ZM23 167H24V166H23ZM41 167H42V166H41ZM44 167H45V166H44ZM49 167H50V165H49ZM76 167H77V166H76ZM76 167H74V168H76ZM85 167H86V166H85ZM97 167L99 168L100 166H97ZM97 167L95 166V168H97ZM127 167H125V168H127ZM146 167H147V166H146ZM159 167H158V168H159ZM170 167H172V166H170ZM185 167H186V166H185ZM195 167H196V166H195ZM202 167H203V166H202ZM202 167H201V168H202ZM1 168H2V167H1ZM1 168H0V169H1ZM24 168L26 169V171L23 172V174H24V173L26 174V172L29 171V170H27L28 168H26V167H24ZM37 168H38V167H37ZM37 168H36V169H37ZM47 168H48V167H47ZM59 168H60V167H59ZM62 168H63V167H62ZM62 168H60V169H62ZM80 168H81V167H78L79 170H85L84 168H83V169H80ZM101 168H103V167H101ZM101 168L99 169V171L101 170ZM119 168H121V167H119ZM119 168H118V169H119ZM122 168H123V167H122ZM161 168H162V167H161ZM164 168H166V167H164ZM173 168H174V167H173ZM176 168H177V167H176ZM176 168H175V169H176ZM187 168H188V166H187ZM187 168H186V169H187ZM196 168H197V167H196ZM203 168H204V167H203ZM203 168H202V169H203ZM209 168H210V167H209ZM224 168H225V167H224ZM229 168H230V167H229ZM7 169H8V168H7ZM22 169H23V168H22ZM25 169H24V170H25ZM39 169H40V168H39ZM48 169H49V168H48ZM66 169H67V168H66ZM71 169H72V168H71ZM154 169H156V167H154ZM154 169H153V170H154ZM181 169H183V168H181ZM186 169H185V170H186ZM199 169H200V168H199ZM232 169H233V168H232ZM234 169H235V168H234ZM255 169H256V168H255ZM30 170H31V169H30ZM34 170H35V169H34ZM40 170H41V169H40ZM42 170H43V167H42ZM52 170H56L55 172H57V169H53V168H52ZM58 170H59V169H58ZM88 170H89V169H88ZM93 170H94V169H93ZM93 170H92V173H93ZM103 170H104V169H103ZM112 170H113V169H112ZM112 170H111V171H112ZM115 170H116V169H115ZM115 170H114V171H115ZM121 170H122V169H121ZM128 170H129V169H128ZM142 170H143V169H142ZM142 170H141V171H142ZM159 170H160V169H159ZM159 170H158V171H159ZM162 170H163V169H162ZM164 170H165V169H164ZM1 171H3V170H1ZM8 171H9V170H8ZM10 171H11V170H10ZM45 171L47 172L48 170L45 169ZM49 171H50V170H49ZM49 171H48V172H49ZM68 171H69V169H68ZM71 171H72V173H74V172H73V169H72ZM104 171L107 172V169H105ZM104 171H103V172H104ZM114 171H112V172H114ZM129 171H130V170H129ZM133 171H134V170H133ZM137 171H138V168H137L136 172H137ZM141 171H140V172H141ZM177 171H178V170H177ZM179 171H180V170H179ZM200 171H201V170H200ZM243 171H244V170H243ZM29 172H30V171H29ZM29 172H28V177H29ZM33 172H34V171H33ZM60 172H61V171H60ZM60 172H59V173H60ZM75 172H76V170H75ZM94 172H95V170H94ZM112 172H111V173H112ZM122 172H123V171H122ZM122 172H120V173H121V176H122V174L125 173V172H124V173H122ZM126 172H127V169H126ZM148 172H149V171H148ZM162 172H164V173L166 174V171H162ZM162 172H161V173H162ZM191 172H192V171H191ZM4 173H5V171H4ZM6 173H7V175L10 174L9 172H6ZM16 173H18V172H16ZM16 173H15V174H16ZM41 173L43 174V172H41ZM44 173H45V172H44ZM52 173H53V172H52ZM57 173H58V172H57ZM59 173H58V174H59ZM77 173H78V172H76V174H77ZM96 173H98V172H96ZM108 173H109V172H108ZM118 173H119V172H118ZM134 173H135V172H134ZM156 173H157V172H156ZM168 173H169V172H168ZM172 173H173V172H172ZM176 173H177V172H176ZM180 173H181V172H180ZM180 173H179V174H180ZM13 174H14V172H13ZM38 174H39V173H38ZM46 174H47V173H46ZM49 174H50V173H49ZM53 174H54V173H53ZM53 174H52V175H53ZM65 174H66V173H65ZM79 174H80V173H79ZM79 174H78V175H79ZM87 174H88V172H87ZM90 174H91V173H90ZM90 174H89V175H90ZM93 174H94V173H93ZM112 174H114V173H112ZM115 174H117V173H115ZM145 174H146V173H145ZM152 174H153V173H152ZM152 174H151V175H152ZM157 174H158V173H157ZM157 174H156V175H157ZM159 174H160V173H159ZM170 174H171V172H170ZM225 174H226V173H225ZM225 174H224V175H225ZM228 174H229V173H228ZM246 174H247V173H246ZM4 175H5V174H4ZM11 175H12V174H11ZM11 175H9V177H12ZM16 175H17V174H16ZM16 175H14V176H16ZM36 175H37V174H36ZM39 175H40V174H39ZM44 175H45V174H44ZM50 175H51V174H50ZM52 175H51V176H52ZM54 175H55V174H54ZM59 175H60V174H59ZM70 175H71V174H70ZM80 175H83V174H80ZM131 175H134V177L131 176V177L133 178V180H134V178H136L135 176H137V175H135V174H131ZM138 175H140V174H138ZM163 175H164V174H163ZM167 175H169V174H167ZM175 175H177V174H174L173 176H175ZM195 175H196V174H195ZM243 175H244V174H243ZM0 176L2 177L3 174L0 173ZM5 176H6V175H5ZM32 176H33V174H32ZM41 176H42V175H41ZM47 176H48V174H47ZM47 176H44V177H47ZM87 176H88V175H87ZM100 176H101V175H100ZM115 176H116V175H115ZM115 176H113V177H115ZM126 176H130V174H128V175H126ZM126 176H124V177H126ZM161 176H162V175H161ZM169 176H171V175H169ZM198 176H199V174H198ZM236 176H237V175H236ZM238 176H240V175H238ZM1 177H0V178H1ZM18 177L20 178V176H18ZM18 177L16 176V178H18ZM24 177H25V175H24ZM37 177H38V176H37ZM39 177H40V176H39ZM56 177L58 178V175H57ZM59 177H60V176H59ZM78 177H79V176H78ZM92 177H93V175H92ZM92 177H91V178H92ZM94 177H95V176H94ZM101 177H102V176H101ZM103 177H104V176H103ZM106 177H107V176H106ZM116 177H119V176L117 175ZM116 177H115V178H116ZM124 177H123V178H124ZM137 177H138V176H137ZM146 177H147L146 179L149 178L148 176H146ZM154 177H155V176H154ZM159 177H160V176H159ZM179 177H181V176H179ZM3 178L5 179V177H3ZM16 178H14V179H16ZM26 178H27V176H26ZM32 178H33V177H32ZM50 178H51V177H50ZM86 178H87V177H86ZM89 178H90V176H89ZM89 178H88V179H89ZM107 178H108V177H107ZM107 178H106V179H107ZM123 178L120 180V177H119L118 180H119V181H123ZM140 178H142V176H140ZM152 178H153V177H152ZM172 178H173V177H172ZM174 178H175V177H174ZM188 178H189V177H188ZM197 178H198V177H197ZM232 178H233V177H232ZM6 179H7V178H6ZM14 179H13V180H14ZM22 179H23V178H22ZM28 179H29L28 182H31V181H30L31 178H28ZM33 179H34V178H33ZM36 179H37V178H36ZM45 179H46V178H43V180H45ZM52 179H55V177L53 176ZM74 179H75V178H74ZM77 179H78V178H77ZM81 179H82V178H81ZM92 179H93V178H92ZM102 179H104V178H102ZM108 179H109V178H108ZM108 179H107V181H108ZM136 179L138 180L139 178H136ZM143 179H144L143 181L146 182L145 178H143ZM179 179H180V178H179ZM183 179H184V178H183ZM226 179H227V178H226ZM2 180H3V179H2ZM9 180H10V179H9ZM38 180H40V179L38 178ZM41 180H42V179H41ZM47 180H49V179H47ZM60 180H61V178H60ZM66 180H67V179H66ZM75 180H76V179H75ZM84 180H85V179H84ZM112 180H113V179H112ZM155 180H156V178H155ZM155 180H154V181H155ZM162 180H163V179H162ZM165 180H166V178H165ZM165 180H164V181H165ZM206 180H207V179H206ZM17 181H18V179L16 180V182H17ZM20 181H21V180H20ZM20 181H19V183L21 184ZM23 181H24V180H23ZM68 181H69V180H68ZM70 181H71V178H70ZM70 181H69V183H71ZM88 181H89V180H88ZM92 181H94V180H92ZM98 181H99V180H98ZM98 181H97V182H98ZM104 181H105V179H104ZM104 181H103V183H104ZM115 181H117V180H115ZM127 181H132V180H127ZM141 181H142V180H141ZM150 181H151V180H150ZM152 181H153V179H152ZM152 181H151V182H152ZM229 181H230V180H229ZM7 182H8V179H7ZM26 182H27V181H26ZM26 182H25V183H26ZM28 182H27V183H28ZM33 182H34V181H33ZM36 182H37V181H36ZM36 182H35V183H36ZM47 182H48V181H47ZM55 182H56V181H55ZM55 182H54V180H53V183H55ZM65 182H67V181H65ZM73 182H74V180H73ZM77 182H78V181H77ZM81 182H82V181H81ZM95 182H96V180H95ZM99 182H100V181H99ZM99 182H98L97 184H99ZM101 182H102V181H101ZM113 182H114V181H113ZM145 182H144V184H146ZM165 182H166V181H165ZM169 182H170V181H169ZM169 182H166L167 185H168ZM173 182H174V183H175V182L177 183V181H175V179H174ZM179 182H181V181H179ZM11 183H13V182H12V179H11ZM37 183H38V182H37ZM60 183L62 184V182H60ZM63 183H64V182H63ZM78 183H79V182H78ZM78 183H77V184H78ZM86 183H87V182H86ZM103 183H101V184H103ZM105 183H106V182H105ZM107 183H108V182H107ZM120 183L122 184V182H120ZM132 183H133V181H132ZM139 183H140V181H139ZM162 183H163V181H162ZM166 183H165V184H166ZM176 183H175V184H176ZM181 183H182V182H181ZM230 183H231V182H230ZM1 184H2V182H1ZM1 184H0V186H1ZM6 184H7V183H6ZM6 184H4V185H6ZM14 184H15V182H14ZM14 184H13V185H14ZM20 184H19V185H20ZM33 184H34V183H33ZM33 184H31V185H33ZM40 184H41V183H40ZM46 184H47V183H45V186H46ZM51 184H52V182H51ZM82 184H83V183H82ZM87 184H88V183H87ZM95 184H96V183H95ZM115 184H116V182H115ZM117 184H118V183H117ZM125 184H126V181H125ZM137 184H138V181H137ZM142 184H143V183H142ZM157 184L159 185V183H157ZM165 184H164V186H165ZM171 184H172V183H171ZM178 184H179V183H178ZM248 184H249V183H248ZM4 185H2V186L4 187ZM16 185H17V183H16ZM16 185H14V186H16ZM24 185H25V184H24ZM24 185H23V187L25 188L26 185H25V186H24ZM28 185H30V184H28ZM43 185H44V184H43ZM43 185H42V186H43ZM47 185H48V184H47ZM63 185H64V184H63ZM69 185H70V184H69ZM74 185H75V183H74ZM84 185H85V184H84ZM93 185H94V184H93ZM99 185H100V184H99ZM105 185H107V184H105ZM113 185H114V183H113ZM113 185H112V186H113ZM129 185H131V184H129ZM129 185H128V186H129ZM134 185H135V182L133 183V186H134ZM148 185H149V184H148ZM160 185H163V184H160ZM173 185H174V184H173ZM186 185H187V184H186ZM217 185H218V184H217ZM2 186H1V187H2ZM8 186H9V187H12V186H10V185H8ZM17 186H18V185H17ZM20 186H22V185H20ZM37 186H38V185H37ZM39 186H40V185H39ZM39 186H38V187H39ZM51 186H52V185H51ZM67 186H68V185H67ZM77 186H78V185H77ZM77 186H76V187H77ZM82 186H83V185H82ZM85 186H86V185H85ZM107 186H109V184H108ZM107 186H106V187H107ZM114 186H115V188H116V185H114ZM119 186H120V185H118V187H119ZM131 186H132V185H131ZM136 186H137V185H136ZM142 186H143V185H141V188H142ZM149 186H150V185H149ZM149 186H148V188H149ZM151 186H152V185H151ZM151 186H150V187H151ZM168 186H170V184H169ZM175 186H176V185H175ZM175 186H174V187H175ZM196 186H197V185H196ZM230 186H231V184H230ZM230 186H229V187H230ZM261 186H262V185H261ZM6 187H7V186H6ZM6 187H5V188H6ZM18 187H19V186H18ZM23 187H22V188H23ZM27 187L29 188L30 186H27ZM55 187H56V186H55ZM65 187H66V186H65ZM69 187H70V186H69ZM76 187H74V188H76ZM79 187H80V186H79ZM79 187H78V188H79ZM94 187H95V186H94ZM98 187H99V186H98ZM103 187H105V186H103ZM124 187H125V186H124ZM145 187H146V185H145ZM179 187H180V185H179ZM227 187H228V186H227ZM229 187H228V188H229ZM232 187H233V186H232ZM254 187H256V186H254ZM34 188H35V187H34ZM40 188H41V187H39V189H40ZM44 188H45V187H44ZM50 188H51V187H50ZM50 188H49V189H50ZM52 188H53V187H52ZM52 188H51V189H52ZM60 188H61V187H60ZM90 188H91V187H90ZM108 188H109V187H108ZM120 188L122 189V187H120ZM126 188H127V187H126ZM126 188H125V189H126ZM128 188H129V187H128ZM128 188H127V190H128ZM132 188H133V187H132ZM136 188H140V185H139L138 187H136ZM136 188H135V189H136ZM143 188H144V187H143ZM152 188H154V187H152ZM170 188H171V187H170ZM170 188H169V190H170ZM175 188H176V187H175ZM177 188H178V187H177ZM177 188H176V189H177ZM222 188H223V187H222ZM228 188H227V189H228ZM1 189H2V188H1ZM7 189H8V188H7ZM11 189H12V188H11ZM14 189H15V188H14ZM32 189H33V186H32ZM39 189H38V190H39ZM51 189H50V190H51ZM55 189H56V188H55ZM66 189H67V188H66ZM69 189H70V188H69ZM88 189H89V188H88ZM88 189H87V190H88ZM101 189H102V188H101ZM101 189H100V190H101ZM104 189H105V188H104ZM104 189H102V190H104ZM106 189H107V188H106ZM129 189H131V188H129ZM157 189H158V186H157ZM182 189H183V188H182ZM193 189H194V188H193ZM220 189H221V188H220ZM227 189H226V190H227ZM229 189H230V188H229ZM239 189H240V188H239ZM247 189H248V188H247ZM254 189H255V188H254ZM18 190H19V189H18ZM27 190H29V189H27ZM30 190H31V189H30ZM38 190H37V191H38ZM41 190L43 191L42 188H41ZM53 190H54V189H53ZM75 190L77 191V189H75ZM80 190H81V189H80ZM89 190H90V189H89ZM95 190H96V188H95ZM95 190H94V191H95ZM97 190H99V188H98ZM108 190H109V189H108ZM138 190H139V189H138ZM138 190H137V191H138ZM141 190L143 191V189H141ZM146 190H147V189H146ZM150 190H151V189H150ZM150 190H149V191H150ZM166 190H168V189H166ZM177 190H178V189H177ZM222 190H223V189H222ZM263 190H264V189H263ZM1 191H2V190H1ZM4 191H5V189H4ZM6 191H7V190H6ZM6 191H5V192H6ZM20 191H21V190H20ZM64 191H65V190H64ZM120 191H122V190H120ZM120 191H119V193H121ZM123 191H124V190H123ZM125 191H126V190H125ZM125 191H124V192H125ZM151 191H152V190H151ZM151 191H150V192H151ZM154 191H155V189H154ZM154 191H153V192H154ZM157 191H159V189H158ZM157 191H156V192H157ZM163 191H164V190H163ZM163 191H162L161 193H163ZM171 191H172V190H171ZM197 191H198V190H197ZM219 191H221V190H219ZM223 191H225V190H223ZM229 191H230V190H229ZM234 191H235V189H234ZM236 191H237V190H236ZM8 192H9V191H8ZM25 192H26V191H25ZM39 192H40V191H39ZM58 192H59V191H58ZM62 192H63V190H62ZM71 192H72V191H71ZM78 192H79V191H77V193H78ZM82 192H83V190H82ZM91 192H92V189H91ZM91 192H90V193H91ZM98 192H100V191H98ZM106 192H107V191H106ZM109 192H110V191H109ZM111 192H112V191H111ZM111 192H110V193H111ZM114 192H115V191H114ZM116 192H118V190H116ZM116 192H115V193H116ZM131 192H133V189H132V191H130V193H131ZM139 192H140V190H139ZM159 192H160V191H159ZM159 192H158V193H159ZM173 192H174V190H173ZM176 192H177V191H176ZM176 192H175V193H176ZM178 192H179V191H178ZM181 192H182V190H181ZM214 192H215V191H214ZM221 192H222V191H221ZM251 192H252V191H251ZM260 192H261V191H260ZM0 193H1V192H0ZM2 193H4V192H2ZM21 193H23V192L21 191L20 194H21ZM36 193H37V192H36ZM69 193H70V192H69ZM69 193H68V194H69ZM75 193H76V192H75ZM88 193H89V191H88ZM96 193H97V191H96ZM127 193H128V192H127ZM127 193H126V194H127ZM134 193H136V192H134ZM145 193H146V192H145ZM147 193H148V191H147ZM158 193H157V194H158ZM167 193H168V192H167ZM192 193H193V192H192ZM226 193H227V192H226ZM10 194H11V193H10ZM13 194H14V193H13ZM33 194H34V193H33ZM37 194H38V193H37ZM62 194H63V193H62ZM83 194H84V193H82V195H83ZM101 194L104 195L105 193H104V194L101 193ZM122 194H123V193H122ZM136 194H137V193H136ZM150 194H151V193H150ZM153 194H154V193H153ZM157 194H156V195H157ZM159 194H160V193H159ZM170 194H171V193H170ZM172 194H173V193H172ZM172 194H171V195H172ZM219 194H220V193H219ZM229 194H230V193H229ZM229 194L227 193V195H229ZM260 194H262V193H260ZM260 194H259V195H260ZM8 195H9V194H8ZM8 195H7V196H8ZM15 195H17V194H15ZM15 195H14V196H15ZM27 195H28V194H27ZM31 195H32V194H31ZM39 195H40V194H39ZM54 195H55V194H54ZM63 195H64V194H63ZM63 195H62V196H63ZM66 195H67V194H66ZM78 195L81 196L80 193H79ZM88 195H89V194H87V196H88ZM96 195H98V194H96ZM99 195H100V194H99ZM99 195H98V196H99ZM116 195H117V194H116ZM129 195H130V194H129ZM129 195H127V196H129ZM134 195H135V194H134ZM140 195H141V194H140ZM140 195H139V196H140ZM148 195H149V194H148ZM161 195H162V194H161ZM208 195H209V194H207V197H208ZM212 195H213V194H212ZM215 195H216V194H215ZM225 195H226V194H225ZM248 195H249V194H248ZM251 195H253V194H251ZM2 196H4V195L2 194ZM9 196H10V195H9ZM14 196H13V198H14ZM17 196H19V195H17ZM24 196H25V195H24ZM55 196H56V195H55ZM59 196H60V195H59ZM62 196H60V197H62ZM68 196H69V195H68ZM68 196H66V197H68ZM73 196H74V195H73ZM90 196L93 197L94 195H93V196L90 195ZM119 196L122 197V195H119ZM119 196H118V197H119ZM123 196H124V195H123ZM144 196H147V194H146V195H142L141 199H143ZM151 196H152V195H151ZM168 196L170 197V195H168ZM209 196H210V195H209ZM230 196H231V195H230ZM230 196H229V197H230ZM234 196H235V195H234ZM241 196H242V195H241ZM255 196H256V194H255ZM10 197H11V196H10ZM10 197H8V198H10ZM45 197H48V196H45ZM63 197H65V195H64ZM63 197H62V198H63ZM82 197H83V196H82ZM82 197H81V198H82ZM91 197H90V198H91ZM129 197H130V196H129ZM132 197H133V196H132ZM134 197H135V196H134ZM136 197L139 198L138 196H136ZM136 197H135V198H136ZM149 197H150V196H149ZM159 197H161V196L159 195ZM159 197H158V198H159ZM196 197H197V196H196ZM212 197H213V196H212ZM221 197H222V194H221ZM227 197H228V196H227ZM236 197H237V196H236ZM248 197H249V196H248ZM4 198H5V197H4ZM4 198H3V199H4ZM35 198H36V197H35ZM79 198H80V197H79ZM84 198H85V196H84ZM94 198H95V197H94ZM125 198H126V197H125ZM125 198H123V199H125ZM135 198H134V199H135ZM154 198H155V197H154ZM163 198H164V196H163ZM175 198H176V197H175ZM219 198H220V197H219ZM238 198H239V197H238ZM258 198H259V197H258ZM260 198H261V197H260ZM20 199H21V197H20ZM23 199L25 200L26 198L24 197ZM23 199H22V200H23ZM31 199H32V197L30 198V200H31ZM58 199H59V198H58ZM64 199H65V198H64ZM88 199H89V198H88ZM92 199H93V198H92ZM96 199H97V197H96ZM98 199H99V198H98ZM120 199H121V198H120ZM130 199H131V198H130ZM147 199H149V198H147ZM156 199H157V198H156ZM207 199H208V198H206V201H207ZM213 199L215 200V198H213ZM223 199H224V198H223ZM232 199L234 200V198H232ZM239 199H241V198H239ZM246 199H248V198H246ZM252 199H253V198H252ZM12 200H13V199H12ZM40 200H42V198H41ZM43 200H44V199H43ZM51 200H52V199H51ZM55 200H56V199H54V201H55ZM59 200H60V199H59ZM66 200H67V199H66ZM68 200H70V198H69ZM68 200H67V201H68ZM71 200H72V199H71ZM79 200H81V199H79ZM79 200H78V201H79ZM84 200H85V199H84ZM131 200H132V199H131ZM139 200H140V198H139ZM150 200H151V199H150ZM170 200H171V199H170ZM177 200H178V199H177ZM183 200H184V199H183ZM210 200H211V199H210ZM218 200H220V199H218ZM233 200H232V201H233ZM237 200H238V199H237ZM237 200H236V201H237ZM248 200H249V199H248ZM250 200H251V199H250ZM4 201H5V200H1V196H0V210H1V209H2V210H5L4 208H9L8 205L11 206V204L14 203V202H9L8 200H6V202H4ZM13 201H15V200H13ZM16 201H18V199H17ZM19 201H20V200H19ZM28 201H29V200H28ZM46 201L49 202L48 204H51L50 202H54L53 200H52V201H50V200H49V201L46 200ZM60 201H61V200H60ZM74 201H75V200H74ZM76 201H77V200H76ZM95 201H96V200L94 199V202H95ZM143 201H144V200H143ZM158 201L160 202V200H158ZM162 201H163V200H162ZM166 201H169V200H166ZM196 201H197V200H196ZM222 201H224V200H222ZM33 202H34V201H33ZM47 202H46V203H47ZM56 202H57V201H56ZM81 202H82V200H81ZM103 202H104V201H103ZM128 202H129V198H128ZM130 202H131V201H130ZM133 202H134V201H133ZM137 202L140 203V201H137ZM141 202H142V201H141ZM144 202H145V201H144ZM151 202H152V201H151ZM159 202H158V204H159ZM175 202H177V201H175ZM208 202H210V201H208ZM224 202H225V201H224ZM226 202H227V200H226ZM233 202H234V201H233ZM238 202H240V201H238ZM241 202H242V201H241ZM39 203H41V202H39ZM44 203H45V202H44ZM57 203H58V202H57ZM65 203H67V202H65ZM69 203H70V202H69ZM72 203L74 204L75 202H72ZM72 203H71V205L73 206ZM76 203H77V202H76ZM79 203H80V202H79ZM86 203H89V200H88V202H86ZM90 203H92V201H91ZM95 203H96V202H95ZM148 203H150V202L148 201ZM160 203H161V202H160ZM162 203H163V202H162ZM168 203H169V202H168ZM173 203H174V201H173ZM178 203H179V202H178ZM206 203H207V202H206ZM229 203H230V202H229ZM234 203H235V202H234ZM249 203H250V202H249ZM261 203H262V202H261ZM14 204H18V202H17V203H14ZM42 204H43V203H42ZM55 204H56V203H55ZM63 204H64V203H63ZM105 204H107V203L105 202ZM120 204H121V202H120ZM124 204H125V203H124ZM130 204H131V203H130ZM143 204H144V203H143ZM153 204H154V202H153ZM153 204H152V205H153ZM211 204H212V203H211ZM217 204H220V203H217ZM222 204H223V203H222ZM244 204H245V202H244ZM247 204H248V203H247ZM19 205H20V204H19ZM32 205H33V204H32ZM43 205H44V204H43ZM56 205H58V204H56ZM56 205H55V206H56ZM68 205H69V204H68ZM80 205H81V204H80ZM82 205H83V204H82ZM84 205H86V204L84 203ZM92 205H93V203H92ZM96 205H98V204L96 203ZM118 205H119V204H118ZM127 205H128V204H127ZM127 205L125 204V208H126ZM136 205H137V204H136ZM146 205H147V204H146ZM150 205H151V204H150ZM152 205H151V206H152ZM155 205H156V204H155ZM167 205H168V204H167ZM167 205H166V206H167ZM170 205H171V203H170ZM176 205H177V204H176ZM179 205H180V204H179ZM203 205L206 206V205H208V204H203ZM225 205H226V204H225ZM225 205H224V206H225ZM227 205H228V204H227ZM227 205H226V206H227ZM259 205H260V204H259ZM14 206H15V205H14ZM16 206H17V205H16ZM40 206H41V205H39L38 209H40V208L42 209V207H40ZM44 206H45V205H44ZM46 206H47V205H46ZM63 206H65V205H63ZM89 206H90V205H89ZM102 206H103V207H102V210H103V208H105V205H102ZM106 206H107V205H106ZM109 206H110V205H109ZM122 206H123V205H122ZM132 206H133V204H132ZM158 206H159V205H158ZM173 206H174V205H173ZM180 206H182V205H180ZM205 206H204V207H205ZM214 206H215V205H214ZM237 206H238V205H236V207H237ZM239 206H240V205H239ZM243 206H244V205H243ZM245 206H246V205H245ZM255 206H256V205H255ZM12 207H13V206H12ZM12 207H10V209H11ZM48 207H49V206H48ZM50 207H51V205H50ZM50 207H49V209H51ZM60 207H61V205H60ZM84 207H85V206H83V208H84ZM97 207H98V206H97ZM99 207H100V205H99ZM99 207H98V208H99ZM107 207H108V206H107ZM107 207H106V208H107ZM112 207H113V206H112ZM115 207H116V206H115ZM118 207H119V206H117L116 208H118ZM140 207H141V204H140ZM143 207H144V206H143ZM143 207H142V209H143ZM148 207H149V206H148ZM152 207H153V206H152ZM152 207H151V208H152ZM174 207H175V206H174ZM176 207H177V206H176ZM211 207H212V206H211ZM211 207H210V208H211ZM227 207H228V206H227ZM232 207H233V206H232ZM247 207H248V206H247ZM252 207H253V206H252ZM262 207H263V206H262ZM58 208H59V207H58ZM61 208H62V207H61ZM69 208H70V207H69ZM73 208H75V207H73ZM85 208H86V207H85ZM130 208H132V207L130 206ZM149 208H150V207H149ZM159 208H160V207H159ZM162 208H163V207H162ZM164 208H165V206H164ZM164 208H163V209H164ZM166 208H167V207H166ZM169 208H170V207H169ZM171 208H172V206H171ZM207 208H208V206H207ZM210 208L205 209V210H209ZM220 208H221V207H220ZM224 208H226V207H224ZM229 208H231V207H229ZM29 209H30V208H29ZM38 209L36 208V211H37V212H38ZM41 209H40L39 211H41ZM55 209H57V208H54V210H55ZM59 209H60V208H59ZM63 209H65V207H64ZM78 209H79V208H78ZM90 209H91V208H89V210H90ZM108 209H109V208H108ZM110 209H111V208H110ZM113 209H114V208H113ZM140 209H141V208H140ZM199 209H200V208H199ZM202 209H203V208H202ZM222 209H223V207H222ZM238 209H239V208H238ZM241 209H243V208H241ZM247 209H248V208H247ZM20 210H21V209H20ZM20 210H19V211H20ZM47 210H48V208H47ZM54 210H50V211L54 212ZM60 210H61V209H60ZM70 210H71V208H70ZM73 210H74V209H73ZM76 210H77V209H76ZM89 210H88V211H89ZM97 210H98V209H97ZM97 210H96V211H97ZM129 210H130V209H129ZM131 210H132V209H131ZM133 210H134V209H133ZM144 210H145V208H144ZM150 210H151V209H150ZM157 210H158V209H157ZM160 210H161V209H159V211H160ZM168 210H169V209H168ZM190 210H191V209H190ZM190 210H189L188 212H190ZM195 210H196V209H195ZM245 210H246V209H245ZM245 210H244V211H245ZM249 210H250V208H249ZM252 210L254 211L255 209H252ZM26 211H27V210H26ZM30 211H31V210H30ZM30 211H29V212H30ZM33 211H34V210H33ZM43 211H44V210H43ZM74 211H75V210H74ZM83 211L85 212V210H82V212H83ZM111 211H113V210H111ZM114 211H115V210H114ZM124 211H125V210H123L122 212H124ZM136 211L138 212L139 210H136ZM152 211H153V208H152ZM155 211H156V210H154L153 212H155ZM171 211H172V210H171ZM171 211H170V212H171ZM224 211H226V210H223V214L225 213ZM239 211H240V209L238 210V212H239ZM246 211H247V210H246ZM250 211H251V210H250ZM34 212H35V211H34ZM62 212H63V211H62ZM72 212H73V211H72ZM72 212H71V213H72ZM93 212H94V211H93ZM101 212H104V211H101ZM118 212H120V211H118ZM126 212L128 213L127 210H126ZM139 212H140V211H139ZM141 212H143V213L145 214L144 211H141ZM166 212H168V211H166ZM172 212H175V209H174V211H172ZM236 212H237V211H236ZM1 213H2V212L0 211V214H1ZM21 213H23V212H21ZM26 213H27V212H26ZM38 213H39V212H38ZM41 213H42V215H43V212H41ZM41 213H40V214H41ZM44 213H45V211H44ZM48 213H51V212H48ZM63 213L66 214V211L63 212ZM67 213H68V211H67ZM79 213H81V212H79ZM79 213H78V214H79ZM88 213H89V212H88ZM90 213H92V211H91ZM94 213H95V212H94ZM105 213H107V212L105 211ZM112 213H113V212H112ZM112 213H110V214H112ZM129 213H130V215H131V212H130V211H129ZM146 213H147V212H146ZM163 213L165 214V212H163ZM181 213H182V212H181ZM186 213H187V211H186ZM201 213H202V212H201ZM204 213H205V212H203V214H204ZM207 213H209V212H207ZM226 213H227V212H226ZM226 213H225V214H226ZM231 213H232V212H230V214H231ZM252 213H253V212H252ZM259 213H260V212H259ZM3 214H4V213H3ZM7 214H8V213H7ZM10 214H11V213H10ZM16 214H19V213H16ZM53 214H54V213H53ZM53 214H52V217H53L54 215H56V214H54V215H53ZM60 214H61V213H60ZM64 214H63V216H65ZM81 214H82V213H81ZM83 214H85V213H83ZM86 214H87V213H86ZM86 214H85V215H86ZM96 214H97V213H96ZM101 214H102V213H101ZM113 214H114V213H113ZM113 214H112L111 216H113ZM115 214H116V213H115ZM133 214H134V213H133ZM156 214H159V213H156ZM169 214H170V213H169ZM174 214H175V213H174ZM193 214H194V213H193ZM225 214H224V215H225ZM232 214H233V216L235 215V213H232ZM254 214H255V213H254ZM14 215H15V214H14ZM24 215H25V214H24ZM24 215H22V216H23L22 218H24ZM29 215H30V213H29ZM38 215H39V214H38ZM46 215H47V213H46ZM70 215L73 216L72 214H70ZM79 215H80V214H79ZM120 215H122V214H120ZM123 215H126V214H123ZM135 215H136V214H135ZM140 215H141V214H140ZM153 215H155V213H154ZM160 215H161V214H160ZM167 215H168V214H167ZM171 215H172V213H171ZM186 215H187V214H186ZM217 215H218V214H217ZM228 215H229V214H228ZM258 215H259V214H258ZM258 215H257V216H258ZM4 216H5V214H4ZM11 216H12V215H11ZM17 216H18V215H17ZM30 216H31V215H30ZM30 216H29V219H30ZM36 216H37V215H36ZM67 216H68V215H67ZM82 216H83V215H82ZM87 216H88V215H87ZM90 216H91V215H90ZM96 216H98V215H96ZM101 216H102V215H101ZM104 216H105V215H104ZM108 216H109V211H108ZM115 216H116V215H115ZM132 216H133V215H132ZM147 216H148V215H147ZM150 216H151V215H149V217H150ZM161 216H162V215H161ZM175 216H176V215H175ZM191 216H192V215H191ZM191 216H190V218H191ZM221 216H222V214H221ZM238 216H239V214H238ZM244 216H245V215H244ZM251 216H252V215H251ZM2 217H3V216L1 215L0 218L3 219ZM7 217H8V216H7ZM20 217H21V216H20ZM47 217H48V216H47ZM47 217H46V218H47ZM93 217H94V216H93ZM106 217H107V216H106ZM116 217H117V216H116ZM121 217H122V216H121ZM126 217H127V216H126ZM126 217H125V218H126ZM143 217L145 218V215H144ZM157 217H158V215H157L155 218H157ZM164 217H165V216H164ZM169 217H170V216H169ZM182 217H183V216H182ZM187 217H188V216H187ZM194 217L196 218L195 215H194ZM194 217H193V218H194ZM215 217H216V216H215ZM215 217H214V218H215ZM218 217H220V216L218 215ZM245 217H246V216H245ZM255 217H256V216H255ZM255 217H254V219H255ZM5 218H6V217H5ZM14 218L16 219V215H15ZM31 218L34 219L33 217H31ZM39 218H40V217H39ZM54 218L56 219L57 217H54ZM54 218H53V219H54ZM61 218H62V217H61ZM66 218H67V217H65V219H66ZM68 218H69V217H68ZM76 218H78V216H77ZM83 218H84V216H83ZM89 218H90V217H88V220H89ZM91 218H92V217H91ZM98 218H99V217H98ZM110 218H112V217H110ZM110 218H109V219H110ZM114 218H115V217H114ZM128 218H129V217H128ZM135 218H137V217H135ZM141 218H142V217H141ZM144 218H143V219H144ZM146 218H147V217H146ZM152 218H153V217H152ZM160 218H161V217H160ZM172 218H173V217H172ZM179 218H180V217H179ZM179 218H178V219H179ZM198 218H199V217H197V219H198ZM200 218H201V217H200ZM221 218H222V217H221ZM230 218H231V217H230ZM251 218H253V217H251ZM12 219H13V218H12ZM12 219H11V220H12ZM63 219H64V218H63ZM78 219H80V218H78ZM78 219H77V220H78ZM94 219H96V217H95ZM99 219H100V218H99ZM106 219H107V218H106ZM106 219H104V220H106ZM118 219H119V218H118ZM122 219H124V217H123ZM143 219H142V220H143ZM158 219H159V218H158ZM158 219H157V220H158ZM163 219H164V218H163ZM182 219H183V218H182ZM187 219H188V218H187ZM187 219H186V220H187ZM209 219H210V218H209ZM217 219H218V218H217ZM227 219H228V217H227ZM239 219H240V217H239ZM249 219H250V218H249ZM256 219H258V218H256ZM7 220H8V219H7ZM21 220H23V219H21ZM24 220L26 221L25 218H24ZM27 220H28V218H27ZM37 220H38V217H37ZM37 220H34V221H37ZM44 220H45V217H44ZM56 220H57V219H56ZM68 220H70V219H68ZM90 220H92V219H90ZM115 220H116V219H115ZM124 220H125V219H124ZM131 220H133V219H131ZM155 220H156V219H155ZM164 220H167V219L165 218ZM164 220H163V221H164ZM180 220H181V219H180ZM186 220H185V221H186ZM190 220H191V219H190ZM202 220H204V219H202ZM202 220H201V221H202ZM205 220H206V219H205ZM211 220H212V218H211ZM211 220H210V221H211ZM214 220H215V219H214ZM223 220H224V219L222 218V221H223ZM258 220L260 221V219H258ZM2 221H3V220H2ZM2 221L0 222V223H1V224H0V228H1V227L4 228V226L6 225V224H5L4 226H2ZM5 221H6V219H5ZM41 221L44 223L43 220H41ZM41 221H40V222H41ZM61 221H62V220H61ZM71 221H72V220H71ZM101 221H102V220H101ZM126 221H127V220H126ZM126 221H125V224L127 223ZM128 221H129V220H128ZM133 221H134V220H133ZM143 221H144V220H143ZM149 221H150V219H149ZM175 221H176V220H175ZM181 221H183V220H181ZM192 221H193V220H192ZM198 221H199V220H198ZM212 221H213V220H212ZM216 221H217V220H215V222H216ZM222 221L220 220L221 223H222ZM232 221H234V220H232ZM241 221H242V220H241ZM46 222H47V221H46ZM62 222H63V221H62ZM98 222H99V221H98ZM103 222H104V221H103ZM108 222H109V220H108ZM113 222H114V221H113ZM115 222H116V221H115ZM119 222H120V221H119ZM122 222H123V221H121L120 224H122ZM141 222H142V221H141ZM144 222H145V221H144ZM155 222H156V221H155ZM155 222H154V223H155ZM158 222H159V221H158ZM164 222H165V221H164ZM167 222H168V220H167ZM176 222H178V221H176ZM179 222H180V221H179ZM199 222H200V221H199ZM206 222H207V221H206ZM215 222H213V224H215ZM220 222H219V223H220ZM235 222H236V221H235ZM249 222H250V221H249ZM256 222H257V220H256ZM10 223L13 224L14 222L10 221ZM18 223H19V222H18ZM24 223H25V222H24ZM24 223H23V225H24ZM28 223H29V222H28ZM53 223H54V222H53ZM60 223H61V222H60ZM94 223H95V222H94ZM101 223H102V222H101ZM101 223H100V224H101ZM109 223H110V222H109ZM128 223H130V222H128ZM165 223H166V222H165ZM168 223H169V222H168ZM182 223H184V221H183ZM186 223H187V222H186ZM189 223H190V222H188V224H189ZM193 223H194V222H193ZM203 223H204V222H203ZM228 223H229V219H228ZM228 223H227V224H228ZM230 223H231V222H230ZM230 223H229V224H230ZM11 224H10V225H11ZM34 224H35V222H34ZM36 224H37V223H36ZM47 224H48V223H47ZM100 224H99V225H100ZM102 224H103V223H102ZM106 224H107V223H106ZM106 224H103V225H106ZM116 224H117V223H116ZM125 224L123 223V225H125ZM133 224H134V223H133ZM147 224H148V223H147ZM156 224H159V223H156ZM170 224H171V223H170ZM175 224H176V223L174 222V225H175ZM188 224H187V225H188ZM204 224L206 225V223H204ZM213 224L210 223V224H207V225H209L210 228H212L211 225H213ZM216 224H217V223H216ZM252 224H254V222H253ZM7 225H8V224H7ZM13 225H14V224H13ZM20 225H22V224L20 223ZM26 225H27V224H26ZM28 225H29V224H28ZM32 225H33V224H31V226H32ZM51 225H52V224H51ZM55 225H56V224H55ZM55 225H54V226H55ZM59 225H60V224H59ZM59 225H58V226H59ZM63 225H64V224H63ZM63 225H62V226H63ZM75 225H76V224H75ZM75 225H74V226H75ZM97 225H98V223H97ZM97 225H96V226H97ZM108 225H109V224H108ZM112 225H115V224L112 223ZM117 225H118V224H117ZM138 225H139V224H138ZM145 225H146V224H145ZM154 225H155V224H154ZM154 225H153V226H154ZM159 225H160V224H159ZM159 225H158V226H159ZM163 225H164V224H163ZM163 225H162V226H163ZM168 225H169V224H168ZM172 225H173V224H172ZM179 225H180V224H179ZM183 225H184V224H183ZM194 225H195V224H194ZM196 225H198V223H197ZM196 225H195V226H196ZM239 225L241 226V224H239ZM262 225H263V224H262ZM39 226H40V225H39ZM45 226L48 227V225H45ZM62 226H61V228H62ZM69 226H71V224H70ZM147 226H148V225H147ZM162 226H161V227H162ZM166 226H167V225H166ZM169 226H170V225H169ZM184 226H185V225H184ZM191 226H193V225H191ZM242 226H245V225H242ZM249 226H250V225H249ZM10 227H11V226H10ZM12 227H15V226H12ZM17 227H19L18 224H17ZM34 227H35V226H34ZM65 227H66V226H65ZM67 227H68V226H67ZM67 227H66V228H67ZM85 227H86V226H85ZM100 227H102V226H100ZM107 227H108V226H107ZM130 227H131V226H130ZM134 227L136 228V225H135ZM164 227H165V226H164ZM164 227H163V229H164ZM172 227H173V226H172ZM172 227H171V229H172ZM177 227H178V226H176V228H177ZM181 227H182V226H181ZM181 227H179V228L181 229ZM196 227H197V226H196ZM214 227H215V225H214ZM246 227H247V226H246ZM261 227H262V226H261ZM261 227H260V228H261ZM22 228H23V226H22ZM26 228H29V226L26 227ZM30 228H32V227H30ZM30 228H29V229H30ZM48 228H49V227H48ZM55 228H56V226H55ZM55 228H54V229H55ZM87 228H89V225H88ZM87 228H86V229H87ZM92 228H93V227H92ZM109 228H110V227H109ZM132 228H133V227H132ZM135 228H134V230H135ZM145 228H146V227L143 226V229H145ZM150 228H151V227H150ZM153 228L156 229V227H152V229H153ZM167 228L169 229V227H167ZM198 228H199V226H198ZM202 228H203V226H202ZM202 228H201V231H203ZM210 228L208 227V229H210ZM219 228H221V227H219ZM233 228H235V227H233ZM249 228H250V227H249ZM253 228H254V227H253ZM8 229H9V228H8ZM13 229H14V228H13ZM17 229H18V228H17ZM29 229H28V230H29ZM39 229H40V228H39ZM39 229H38V230H39ZM43 229H44V228H43ZM72 229H73V228H72ZM102 229H103V228H102ZM110 229H111V228H110ZM139 229H141V228H140V225H139ZM148 229H149V228H148ZM152 229H151V230H152ZM160 229H161V228H160ZM174 229H175V228H174ZM188 229H189V228L187 227V230H188ZM190 229H191V228H190ZM196 229H197V228H196ZM212 229H213V228H212ZM215 229H216V228H215ZM229 229H230V228H229ZM245 229H246V228H245ZM245 229H243V230H245ZM2 230H3V229H1V231H2ZM10 230H11V229H10ZM15 230H16V229H15ZM35 230H36V227H35ZM38 230H37V231H38ZM59 230H60V229H59ZM59 230H57V231L59 232ZM70 230H71V229H70ZM83 230H84V229H83ZM83 230H81V231H83ZM89 230H90V229H89ZM91 230H92V229H91ZM103 230H104V229H103ZM103 230H102V231H103ZM112 230H114V228H113ZM118 230H120V229H118ZM125 230H126V229H125ZM132 230H133V229H132ZM153 230H154V229H153ZM156 230H159V229H156ZM156 230H155V231H156ZM161 230H162V229H161ZM161 230H160L159 232H161ZM165 230H166V229H165ZM165 230H164V231H165ZM182 230H183V228H182ZM191 230H193V228H192ZM197 230H198V229H197ZM205 230H206V229H205ZM205 230H204V231H205ZM227 230H228V229H227ZM263 230H264V229H263ZM3 231H4V230H3ZM6 231H7V229H6ZM11 231H12V230H11ZM11 231H8V232H11ZM30 231H33V230L30 229ZM30 231H29V232H30ZM57 231H56V233H57ZM67 231H68V230H67ZM74 231H75V230H74ZM84 231H85V230H84ZM100 231H101V230H100ZM129 231H130V230H129ZM135 231H136V230H135ZM164 231H163V232H164ZM172 231H173V230H172ZM175 231H178V230L176 229ZM183 231L185 232V230H183ZM199 231H200V229H199ZM199 231H198V233L201 232V231H200V232H199ZM217 231H218V230H217ZM235 231H236V230H235ZM257 231H258V230H257ZM15 232H16V231H15ZM19 232H20V231H19ZM53 232H54V231H53ZM63 232H64V231H63ZM69 232H70V231H69ZM79 232H80V231H79ZM86 232H87V231H86ZM95 232H96V231H95ZM105 232H106V231H104V233H105ZM130 232H131V231H130ZM132 232H133V231H132ZM136 232H137V231H136ZM146 232H147V230H146ZM153 232H154V231H153ZM190 232L193 233L192 231H190ZM196 232H197V231H196ZM206 232H207V231H206ZM218 232H219V231H218ZM220 232H221V229H220ZM263 232H264V231H263ZM5 233H6V232H5ZM11 233H13V232H11ZM17 233H18V231H17ZM20 233H21V232H20ZM25 233H26V232H25ZM31 233H32V232H31ZM46 233H47V232H46ZM81 233H82V232H81ZM87 233H88V232H87ZM101 233H102V232H101ZM107 233H108V232H107ZM112 233H113V232H112ZM171 233H172V232H171ZM179 233H180V232H179ZM209 233H210V232H209ZM213 233H214V231H213ZM215 233H216V232H215ZM232 233H233V231H232ZM232 233H231V234H232ZM259 233H260V232H259ZM23 234H24V233H23ZM23 234H22V235H23ZM28 234H29V233H28ZM37 234H38V233H37ZM52 234H53V233H52ZM88 234H89V233H88ZM90 234H91V233H90ZM96 234H98V233H96ZM113 234H114V233H113ZM127 234H129L128 231H127ZM136 234H137V233H136ZM136 234H134V236H135ZM138 234H140V233H138ZM146 234H147V233H146ZM153 234H155V233H153ZM156 234H157V233H156ZM161 234H162V233H161ZM181 234H182V233H181ZM181 234H179V235H181ZM183 234H185V233H183ZM183 234H182V236H183ZM188 234H189V233H187V236H189ZM194 234H195V233H194ZM196 234H197V233H196ZM211 234H212V233H211ZM211 234H210V238H212V236L214 235V234H213V235H211ZM222 234H224V233H222ZM226 234L229 235V233H226ZM231 234H230V236H231ZM248 234H249V233H248ZM250 234H251V233H250ZM255 234H256V233H255ZM257 234H258V233H257ZM4 235H6V234H4ZM10 235H11V234H10ZM15 235H16V234H15ZM18 235H19V233H18ZM34 235H35V234H34ZM54 235H55V234H54ZM70 235H71V234H70ZM85 235H86V234H85ZM94 235H95V234H94ZM98 235H100V234H98ZM104 235H105V234H104ZM107 235H108V234H107ZM114 235H115V234H114ZM123 235H124V234H123ZM123 235H122V236H123ZM142 235H143V234H142ZM151 235H152V233H151ZM157 235H158V234H157ZM163 235H164V234H163ZM172 235H173V234H172ZM197 235H198V234H197ZM215 235H216V234H215ZM232 235H233V234H232ZM259 235H260V234H259ZM8 236H9V235H8ZM20 236H21V234H20ZM26 236H29V235H27V233H26ZM26 236H25V237H26ZM58 236H59V235H58ZM88 236H89V235H88ZM88 236L86 235L85 238L88 237ZM105 236H106V235H105ZM119 236L121 237V235H119ZM139 236H140V235H139ZM144 236H145V235H144ZM148 236H149V235H148ZM148 236H147V237L145 236V237H146V238H149ZM165 236H166V235H165ZM195 236H196V235H195ZM198 236H199V235H198ZM201 236H202V235H200V237H201ZM217 236H219V235H217ZM223 236H224V235H223ZM226 236H227V235H226ZM243 236H244V234H243ZM261 236H262V235H261ZM3 237H4V236H2V237L0 238V255H2L1 253H2V251H4V250L9 252L10 250H15V251L17 250V251H18V250H20V248L22 249L21 245L16 241L17 239L11 241L10 238H7V237H6L7 239H6V238L3 239ZM14 237H16V236H14ZM14 237H13V238H14ZM71 237H72V236H71ZM93 237H94V236H93ZM96 237H97V236H96ZM98 237H99V236H98ZM109 237H110V235H109ZM142 237H143V236H142ZM142 237H141V238H142ZM151 237H152V236H151ZM159 237H161V236H159ZM178 237H179V236H178ZM204 237H205V236H204ZM235 237H236V236H235ZM237 237H238V236H237ZM251 237H252V236H251ZM17 238H18V237H17ZM20 238L22 239V237H20ZM28 238H29V237H28ZM28 238H27V239H28ZM39 238H40V237H39ZM66 238H67V237H66ZM74 238H75V237H74ZM83 238H84V237H83ZM85 238H84V239H85ZM89 238H90V237H89ZM103 238H105V237H103ZM106 238H107V236H106ZM112 238H113V237H112ZM138 238H139V237H138ZM153 238H154V237H153ZM153 238H152V239H153ZM156 238H157V236H156ZM165 238H166V237H165ZM167 238H168V237H167ZM173 238H174V237H173ZM191 238H192V235H191ZM193 238H194V237H193ZM193 238H192V239H193ZM197 238H198V237H197ZM207 238H208V236H207ZM216 238H217V237H216ZM224 238H225V237H224ZM228 238H229V237H228ZM246 238H247V237H246ZM14 239H15V238H14ZM21 239H20V240H21ZM24 239H25V238H24ZM30 239H31V238H30ZM33 239H34V238H33ZM75 239H76V238H75ZM94 239H96V238H94ZM110 239H111V238H110ZM115 239H117V238H115ZM144 239H145V238H144ZM152 239H150V240H152ZM169 239H171V238L169 237L168 240H169ZM176 239H177V238H176ZM187 239H188V238H187ZM205 239H206V237H205ZM229 239H231V237H230ZM239 239H240V237H239ZM243 239H244V238H243ZM249 239H250V238H249ZM22 240H23V239H22ZM77 240H79V239H77ZM98 240H99V239H98ZM104 240H105V239H104ZM150 240H149V242L151 243L153 240H152V241H150ZM164 240H165V239H164ZM164 240H163V241H164ZM166 240H167V239H166ZM172 240H173V239H172ZM180 240H181V237H180ZM197 240H198V239H197ZM197 240H196V241H197ZM199 240H200V239H199ZM203 240H204V239H203ZM211 240H212V239H211ZM227 240H228V239H227ZM241 240H242V239H241ZM247 240H248V239H247ZM262 240H263V238H262ZM34 241H35V240H34ZM81 241H82V239H81ZM108 241H109V240H108ZM110 241H111V240H110ZM131 241H132V240H131ZM131 241H130V242H131ZM138 241H139V240H138ZM142 241H143V239H142ZM142 241H141V242H142ZM158 241H159V239H158ZM161 241H162V240H161ZM170 241H171V240H170ZM173 241H175V240H173ZM182 241H183V240H182ZM185 241H186V240H185ZM192 241H193V240H192ZM192 241H190V242H192ZM196 241H195V243H196ZM214 241H215V240H214ZM216 241H217V240H216ZM255 241H256V240H255ZM259 241H260V240H259ZM113 242H114V241H113ZM126 242H127V241H126ZM126 242H125V243H126ZM136 242H137V241H135V243H136ZM145 242H146V241H145ZM164 242H165V241H164ZM167 242H169V241H167ZM176 242H178V240H176ZM201 242H202V241H201ZM206 242H207V240H206ZM218 242H221V241H218ZM229 242H232V240L228 241V243H229ZM235 242H236V241H235ZM240 242H241V241H240ZM245 242H246V241H245ZM251 242H253V241H251ZM21 243H23V242L21 241ZM25 243H26V242H25ZM32 243H33V242H32ZM32 243H31V244H32ZM34 243H35V242H34ZM39 243H40V242H39ZM57 243H58V242H57ZM97 243H98V242H97ZM101 243H102V242H101ZM137 243H138V242H137ZM137 243H136V244H137ZM146 243H147V242H146ZM165 243H166V242H165ZM165 243L162 242L161 245L163 246V244L165 245ZM169 243H170V242H169ZM172 243H174V242H172ZM195 243H194V244H195ZM204 243H205V242H204ZM210 243H211V242H210ZM221 243H223V242H221ZM226 243H227V242H226ZM236 243H237V242H236ZM242 243H243V242H242ZM27 244H28V243H27ZM37 244H38V243H37ZM107 244H108V243H107ZM107 244H106V245H107ZM118 244H119V243H118ZM167 244H168V243H167ZM167 244H166V245H167ZM174 244H175V243H174ZM177 244H178V243H177ZM189 244H190V243H189ZM229 244H230V243H229ZM238 244H239V243H238ZM249 244H250V243H249ZM258 244H259V243H258ZM65 245H66V244H65ZM108 245H109V244H108ZM141 245H142V244H141ZM151 245H152V244H151ZM151 245H150V246H151ZM154 245H155V244H154ZM157 245H158V244H157ZM161 245H160V247H161ZM170 245L172 246V244H170ZM170 245L168 244V247H169ZM175 245H176V244H175ZM184 245H185V244H184ZM196 245H197V244H195V247H197ZM203 245H204V244H203ZM203 245H202V246H203ZM219 245H221V244H218V246H219ZM226 245H227V244H226ZM233 245H234V244H233ZM233 245H232V246H233ZM244 245H245V244H244ZM244 245H243V246H244ZM23 246H24V245H23ZM39 246H40V245H39ZM51 246H52V245H51ZM53 246H54V245H53ZM75 246H76V245H75ZM85 246H86V245H85ZM93 246H94V245H93ZM120 246H121V245H120ZM134 246H135V245H134ZM152 246H153V245H152ZM189 246H190V245H189ZM189 246H188V247H189ZM198 246H199V245H198ZM214 246H216V245H214ZM228 246H229V245H228ZM232 246H231V247H232ZM28 247H29V246H28ZM33 247H34V246H33ZM62 247H63V246H62ZM122 247H123V246H122ZM127 247H128V246H127ZM137 247H138V246H137ZM160 247H159V248H160ZM199 247H200V246H199ZM222 247H223V246H222ZM25 248H26V247H25ZM34 248H35V247H34ZM41 248H42V247H41ZM44 248H45V247H44ZM128 248H129V247H128ZM130 248H131V247H130ZM143 248L145 249L146 247H143ZM148 248H149V247H148ZM151 248H152V247H151ZM153 248L156 249L157 247H154V246H153ZM170 248H171V247H170ZM192 248H193V247H192ZM201 248H202V247H200V249H201ZM213 248H214V247H213ZM215 248H216V247H215ZM237 248H239V247H237ZM242 248H243V247H242ZM242 248H241V249H242ZM249 248H250V247H249ZM23 249H24V248H23ZM26 249H27V248H26ZM42 249H43V248H42ZM89 249H90V248H89ZM104 249H105V248H104ZM106 249H108V248H106ZM119 249H120V248H118V250H119ZM121 249H123V248H121ZM131 249H132V248H131ZM134 249H136V248H134ZM138 249H139V248H138ZM141 249H142V247H141ZM146 249H147V248H146ZM146 249H145V250H146ZM160 249H161V248H160ZM172 249H175V248L172 247ZM178 249H179V248H178ZM190 249H191V248H190ZM190 249H189V250H190ZM205 249H206V247H205ZM209 249H210V248H209ZM219 249H220V248H219ZM243 249H244V248H243ZM250 249H251V248H250ZM257 249H258V247H257ZM262 249H263V248H262ZM28 250H29V252H30V250H33V249L30 247V249H28ZM34 250H36V248H35ZM44 250H45V249H44ZM46 250H47V249H46ZM73 250H74V249H73ZM85 250H86V249H85ZM142 250H143V249H142ZM162 250H163V249H162ZM166 250H168V249H166ZM185 250H186V249H185ZM187 250H188V249H187ZM194 250H196V249H194ZM221 250H222V249H221ZM225 250H227V249H225ZM244 250H245V249H244ZM20 251H22V250H20ZM20 251H19V252H20ZM39 251H40V250H39ZM47 251H48V250H47ZM101 251H103V250H101ZM143 251H144V250H143ZM143 251H142V252H143ZM149 251H151V250H149ZM158 251H160V250L158 249ZM169 251H171V250L169 249L168 252H169ZM175 251H177V250H175ZM197 251H198V250H197ZM197 251H196V253H198ZM208 251H209V250H208ZM213 251H214V250H213ZM215 251H216V250H215ZM215 251H214V252H215ZM236 251H237V250H236ZM247 251H248V253H249V250H248V249H247ZM260 251H262V250H260ZM12 252H13V251H12ZM26 252H27V251H26ZM33 252H34V251H33ZM33 252H32V253H33ZM35 252H36V251H35ZM35 252H34V253H35ZM113 252H114V248H113ZM122 252H123V251H122ZM129 252H130V251H129ZM145 252H146V251H145ZM160 252H161V251H160ZM180 252H182V251H180ZM189 252H190V251H189ZM201 252H202V251H201ZM217 252H218V249H217ZM219 252H220V251H219ZM224 252H227V251H224ZM242 252H243V251H242ZM17 253H18V252H16V254H17ZM24 253H25V252H24ZM117 253H118V252H117ZM119 253H120V252H119ZM125 253H126V252H125ZM140 253H141V251H140ZM147 253H148V252H147ZM172 253H173V252H172ZM177 253H179V252H177ZM177 253H175V254H176V255H180V254H177ZM186 253H187V252H186ZM192 253H194V252L192 251ZM207 253H208V252H207ZM228 253H229V251H228ZM252 253H253V252H252ZM18 254H19V253H18ZM86 254H87V252H86ZM90 254H91V253H90ZM113 254H114V253H113ZM134 254H135V253H133L132 255H134ZM141 254L143 255L144 253H141ZM157 254H159V253H157ZM162 254H163V253H162ZM166 254H167V253H166ZM188 254H190V253H188ZM198 254H199V253H198ZM204 254H205V252H204ZM230 254H231V253H230ZM230 254H228V255L230 256ZM237 254H238V253H237ZM246 254H247V253H246ZM246 254L244 253V256H245ZM260 254H261V253H260ZM7 255H8V253H7ZM10 255H11V254H10ZM22 255H23V254H22ZM71 255H72V253H71ZM123 255H124V254H123ZM125 255L127 256V254H125ZM132 255H131V256H132ZM148 255L150 256V254H148ZM148 255H147V256H148ZM170 255H172L171 252H170ZM170 255H169V257H173V256H170ZM194 255H195V253L193 254V256H194ZM219 255H220V257H221L222 253L219 254ZM224 255H225V254H224ZM232 255H234V254H232ZM232 255H231L230 257H231V259L233 260ZM247 255H248V254H247ZM14 256H16V255H14ZM14 256H13V257H14ZM24 256H27V254H26V255L24 254ZM24 256H23L22 258H24ZM139 256H140V255H139ZM151 256H153L152 253H151ZM0 257H2V256H0ZM4 257L6 258V257H8V256H6V254H5ZM4 257H2V258H4ZM16 257H17V256H16ZM20 257H21V256H20ZM27 257H29V256H27ZM73 257H74V256H73ZM91 257H92V256H91ZM129 257H130V255H129ZM136 257H137V256H136ZM136 257H135V259L139 258V257H137V258H136ZM178 257H179V256H178ZM186 257H187V256H186ZM199 257H200V256H199ZM199 257H198V258H199ZM223 257H224V256H223ZM225 257H226V255H225ZM234 257H235V255H234ZM247 257H248V256H247ZM250 257H251V256H250ZM5 258H4V259H5ZM9 258H10V257H9ZM11 258H12V257H11ZM11 258H10V260L13 259V258H12V259H11ZM31 258H32V257H31ZM31 258H29V260H30ZM34 258H35V257H34ZM76 258H77V257H76ZM93 258H95V257H93ZM131 258H132V257H131ZM141 258H143V257L141 256ZM141 258H140V259H141ZM154 258H155V254H154ZM164 258H165V257H164ZM175 258H176V257H175ZM182 258H183V256H182ZM202 258H203V257H202ZM202 258H201V259H202ZM205 258H206V257H205ZM211 258H212V257H211ZM235 258H236V257H235ZM245 258H246V257H245ZM18 259H19V258H18ZM20 259H21V258H20ZM71 259H72V258H71ZM166 259H167V258H166ZM203 259H204V258H203ZM203 259H202V260H203ZM224 259L227 261V258H224ZM243 259H244V258H242V260H243ZM1 260H3V259H1ZM29 260H28V261H29ZM40 260H41V259H40ZM73 260H74V259H73ZM76 260H77V259H76ZM101 260H102V259H101ZM130 260H131V259H130ZM141 260H142V259H141ZM145 260H146V259H145ZM161 260H162V259H161ZM167 260H168V259H167ZM179 260H180V259H179ZM179 260H178V261H179ZM190 260H191V259H190ZM195 260H196V259H195ZM199 260H200V259H199ZM213 260H214V259H213ZM220 260H221V259H220ZM239 260H240V259H239ZM5 261H6V260H5ZM21 261L25 263L26 260L23 261V259H22ZM42 261H43V260H42ZM64 261H65V260H64ZM81 261H82V260H81ZM131 261H132V260H131ZM135 261H137V260H135ZM138 261H139V260H138ZM157 261H158V260H157ZM181 261H182V260H181ZM185 261H186V258H185ZM192 261H193V260H192ZM237 261H238V260H237ZM245 261H246V260H245ZM0 262H1V261H0ZM16 262H17V261H16ZM19 262H20V261H19ZM32 262H33V261H32ZM37 262H38V261H37ZM40 262H41V261H40ZM73 262H74V261H73ZM161 262H162V261H161ZM193 262H194V261H193ZM197 262L199 263V261H197ZM200 262H201V260H200ZM206 262H207V261H206ZM212 262H213V261H212ZM233 262H234V261H233ZM233 262H232V263H233ZM250 262H251V261H250ZM24 263H22V264H24ZM30 263H31V262H30ZM57 263H58V262H57ZM62 263H63V262H62ZM74 263H75V262H74ZM109 263H110V261H109ZM111 263H112V262H111ZM143 263H144V262H143ZM156 263H157V262H156ZM159 263H160V262H159ZM168 263H169V262H168ZM171 263H172V262H171ZM177 263H178V262H177ZM179 263H180V262H179ZM209 263H210V262H209ZM219 263H220V262H219ZM243 263H244V262H243ZM245 263H246V262H245ZM253 263H255V262H253ZM3 264H4V263H3ZM5 264H6V263H5ZM9 264H10V262H9ZM12 264H13V263H12ZM14 264H15V263H14ZM25 264H26V263H25ZM33 264H34V263H33ZM41 264H42V262H41ZM75 264H76V263H75ZM103 264H104V263H103ZM134 264H135V263H134ZM140 264H141V263H140ZM169 264H170V263H169ZM172 264H173V263H172ZM186 264H187V263H186ZM199 264H202V263H199ZM204 264H205V263H204ZM227 264H228V263H227ZM236 264H237V263H236Z\"/></svg>", "mask_w": 264, "mask_h": 264}]
</instances>
